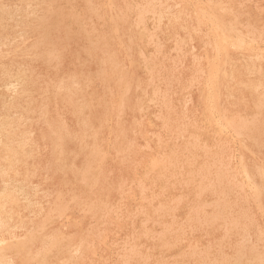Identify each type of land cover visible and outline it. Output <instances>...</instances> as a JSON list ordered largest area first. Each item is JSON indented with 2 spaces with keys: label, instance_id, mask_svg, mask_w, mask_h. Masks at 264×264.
Segmentation results:
<instances>
[{
  "label": "rangeland",
  "instance_id": "374dc122",
  "mask_svg": "<svg viewBox=\"0 0 264 264\" xmlns=\"http://www.w3.org/2000/svg\"><path fill=\"white\" fill-rule=\"evenodd\" d=\"M21 1V2H17ZM32 3H31V2ZM40 1V2H36ZM44 1V2H43ZM1 0L0 130L22 145L0 193L17 202L0 232L3 264H264V0ZM57 1V2H56ZM60 1V2H59ZM65 1V2H64ZM76 1V2H75ZM84 1L88 2L84 5ZM99 1V2H98ZM102 1V2H101ZM118 3H117V2ZM126 1V2H125ZM142 1V2H141ZM175 1V2H174ZM222 1V2H221ZM227 1V2H226ZM234 1V2H233ZM25 2V3H24ZM49 2V3H48ZM106 2V3H105ZM114 2V4H113ZM123 2V3H122ZM144 2V3H143ZM162 2V3H160ZM182 2V3H181ZM207 2V3H204ZM237 2V3H236ZM5 3V4H3ZM21 3V4H20ZM29 3V4H28ZM31 3V4H30ZM43 3V4H42ZM48 3V4H46ZM52 3V4H51ZM59 3V4H58ZM64 3V4H63ZM72 3V4H71ZM84 3V4H83ZM100 3V4H99ZM104 3V4H102ZM116 3V4H115ZM122 3V4H121ZM166 3V5H164ZM198 3V4H197ZM201 3V4H200ZM220 3V4H219ZM239 3V4H238ZM244 3V4H243ZM250 3V4H249ZM261 3V4H260ZM14 4V5H13ZM36 4V5H35ZM39 4V5H37ZM78 4V5H77ZM93 4V5H92ZM97 4V5H96ZM157 4V5H156ZM196 4V5H195ZM208 4V5H207ZM227 4V5H226ZM236 6H235V5ZM254 4V5H253ZM8 5V7L6 6ZM13 5V6H12ZM29 5V6H27ZM32 5L34 7H32ZM46 5V6H45ZM48 5V6H47ZM51 5V6H50ZM64 5V6H62ZM77 5V6H76ZM100 5V6H99ZM107 5V6H106ZM114 5L116 7H114ZM142 5V6H141ZM159 5V6H158ZM162 5V6H161ZM169 5V6H168ZM175 5V6H174ZM178 5V6H177ZM188 5V7H187ZM232 5V6H231ZM11 6V7H10ZM18 6V7H16ZM37 8H36V7ZM40 6V7H38ZM85 6V7H84ZM97 6V7H95ZM100 8H99V7ZM173 6V7H172ZM207 6V7H206ZM246 6V7H244ZM10 7V8H9ZM13 7V8H12ZM53 7V8H52ZM58 7V8H56ZM61 7V8H60ZM66 7V8H65ZM68 7V8H67ZM70 7V8H69ZM74 7V8H73ZM103 7V8H101ZM140 7V8H139ZM157 7V9H156ZM159 7V8H158ZM164 7V8H163ZM186 7V8H185ZM199 7V8H198ZM243 7V8H242ZM256 9H255V8ZM8 8V9H7ZM18 8V9H17ZM29 11V12H27ZM30 10H29V9ZM42 8V9H41ZM45 10H44V9ZM56 8V9H54ZM95 10H94V9ZM171 8V10H170ZM185 8V9H184ZM204 8V9H203ZM212 8V9H211ZM233 8V9H232ZM235 8V9H234ZM248 8V9H247ZM260 8V9H258ZM14 9V10H13ZM17 9V10H16ZM20 9V13L18 10ZM25 11H23V10ZM50 9V10H49ZM52 9V10H51ZM60 9V10H57ZM66 9V10H64ZM72 9V12L71 10ZM90 9V11L88 10ZM93 9V10H92ZM160 9V11H159ZM164 9V11H163ZM168 9V11H167ZM177 9V10H176ZM181 9V12H180ZM192 9V10H190ZM195 9V10H194ZM201 9V10H200ZM247 9V10H246ZM5 12H4V11ZM32 10V11H31ZM43 10V11H42ZM74 10V11H73ZM85 12H84V11ZM100 10V11H99ZM103 10V11H102ZM114 10V11H112ZM176 10V11H175ZM186 10V11H185ZM188 10V12H187ZM199 11V15L198 12ZM246 10V11H245ZM257 10V11H256ZM14 11V12H13ZM34 11V12H33ZM38 11L40 13H38ZM45 11V12H44ZM54 11L56 12L54 14ZM58 11H60L58 13ZM77 11V13H76ZM87 11V12H86ZM97 13H96V12ZM102 11V12H101ZM118 11V12H116ZM151 11V12H150ZM178 11V12H177ZM184 11V12H183ZM210 11V12H209ZM229 11V12H228ZM235 13H234V12ZM245 11V12H244ZM8 12V13H6ZM23 12V13H22ZM26 12V13H24ZM37 12V13H36ZM53 12V13H52ZM74 12V13H73ZM94 12V13H93ZM137 12V13H136ZM157 12V14H156ZM159 12V13H158ZM167 14H166V13ZM192 12V13H191ZM196 12V13H195ZM204 14H203V13ZM22 13V14H21ZM32 13V14H31ZM44 13V14H42ZM65 13V14H64ZM68 13L72 14L70 16ZM83 13H86L83 14ZM90 13V14H89ZM102 14V17L100 16ZM119 13V14H118ZM171 13L173 15H171ZM175 13V15H174ZM178 16H177V14ZM218 13V14H217ZM260 13V14H259ZM11 14V16H10ZM29 14V15H27ZM37 14V15H36ZM50 14V15H48ZM52 14V16H51ZM54 14V15H53ZM60 14L62 16L60 17ZM93 14V15H91ZM144 14V16H143ZM148 14V16H147ZM161 14V15H159ZM189 14V15H188ZM258 16H256V15ZM6 15V16H5ZM20 15V16H19ZM24 15V16H23ZM26 15V17H25ZM37 18H35L36 16ZM57 17H56V16ZM65 15V16H64ZM95 15V17H94ZM97 15V16H96ZM103 15L105 17H103ZM168 17H167V16ZM185 15V16H184ZM188 15V16H187ZM192 15V18H190ZM206 15V16H205ZM2 16V17H1ZM5 16V17H4ZM13 16V17H12ZM18 16V18H17ZM39 16V17H38ZM43 16V17H42ZM51 16V17H49ZM65 18H64V17ZM67 16V17H66ZM70 16V17H69ZM74 16V18H73ZM76 16V19H75ZM87 16V18H86ZM91 16V17H89ZM114 16V17H113ZM136 16V17H135ZM150 16V17H149ZM161 16V17H160ZM171 16V17H170ZM196 16V17H193ZM254 16V17H253ZM7 17V18H6ZM12 17V18H9ZM32 17V18H31ZM45 17V18H44ZM56 19L58 20H55ZM147 17V18H146ZM175 17V18H174ZM184 17V20L183 18ZM211 17V18H210ZM222 17V18H221ZM251 17V18H250ZM257 21H253V19ZM257 17V18H256ZM5 18V19H4ZM21 20H20V19ZM28 18V19H27ZM31 20L29 21V19ZM43 21H41V19ZM48 18V19H46ZM63 18V19H62ZM68 18V19H67ZM69 18L71 19L69 24ZM81 18V19H80ZM89 18V19H88ZM96 18V19H94ZM108 18V19H107ZM158 18V19H157ZM162 18V19H161ZM169 18V19H168ZM179 20H178V19ZM182 18V19H181ZM186 18V20H185ZM189 18V19H188ZM196 18V19H195ZM200 18V19H199ZM212 18H214L212 20ZM245 18V20L243 19ZM260 18V19H259ZM19 19V20H18ZM26 19L27 21L23 20ZM33 19V20H32ZM52 19V20H51ZM61 21H60V20ZM66 19V20H64ZM78 19V21H77ZM104 21H99V20ZM156 19V20H155ZM3 20V21H2ZM11 20V22L9 21ZM15 20V22H13ZM35 20V21H34ZM40 20V21H38ZM47 20V22H45ZM50 20V22H49ZM55 20V21H53ZM74 20V22H73ZM98 20V21H96ZM110 22H109V21ZM153 20V21H152ZM175 20V21H174ZM177 20V21H176ZM208 20V21H207ZM261 20V21H259ZM263 20V21H262ZM7 21V22H6ZM38 21V22H36ZM54 22V24L52 23ZM68 21V22H67ZM151 21V22H150ZM186 21V23H185ZM199 21L200 25H199ZM215 21V22H214ZM244 23H243V22ZM3 24H2V23ZM21 24L18 27V24ZM26 22V23H25ZM59 22V27L56 24ZM72 22L74 25H72ZM78 22V23H77ZM94 22V23H93ZM97 22V25H96ZM103 22V24H102ZM106 22V23H105ZM155 22V23H154ZM170 22V23H169ZM209 22V23H208ZM213 22V23H211ZM227 22V23H226ZM249 22V24H248ZM253 22V23H252ZM259 22V23H256ZM6 23V24H5ZM17 23V24H16ZM29 23V24H27ZM32 25H31V24ZM34 23V25H33ZM38 23V24H37ZM46 25H45V24ZM68 23V25H67ZM84 23V24H83ZM90 23V24H89ZM105 23V25H104ZM150 23V24H149ZM168 23V24H167ZM247 23V25H246ZM256 23V24H254ZM8 24V25H7ZM11 24V25H9ZM15 24V25H14ZM23 24V25H22ZM41 24V25H39ZM44 24V25H43ZM76 24L77 27L75 26ZM82 24V25H80ZM99 24V25H98ZM109 26H108V25ZM180 24V26H179ZM186 24V25H185ZM205 24V25H204ZM216 24V25H215ZM15 28H14V26ZM37 25V27H36ZM43 25V26H42ZM54 32H53V28ZM71 25L72 27H70ZM150 27H149V26ZM166 25V26H165ZM204 25V26H203ZM211 25V27H210ZM231 28H230V26ZM251 25V26H250ZM254 25V26H253ZM257 25V27H256ZM5 26V27H4ZM7 26V27H6ZM13 26V27H12ZM23 26V27H22ZM46 26V27H44ZM48 26V27H47ZM56 26V27H54ZM99 26V27H97ZM103 26V28H102ZM110 28H107V27ZM188 26V28H187ZM238 26V27H237ZM243 28H242V27ZM262 26V27H261ZM25 27V28H24ZM27 27V28H26ZM50 27V28H49ZM63 29H62V28ZM66 27V28H65ZM80 27V28H79ZM83 27V30H82ZM88 27V28H87ZM135 27V28H134ZM181 27V29H180ZM185 27V28H183ZM197 27V28H196ZM213 27V28H212ZM216 27V28H215ZM246 27V30H245ZM251 27V28H249ZM37 28V29H36ZM40 28V29H39ZM42 28V30H41ZM49 28V30H48ZM196 28V29H195ZM209 29L211 31V35ZM241 28V29H240ZM253 28V29H252ZM255 28H261L255 29ZM4 29V30H1ZM12 29V30H11ZM60 29V30H58ZM74 29V30H73ZM88 29V30H87ZM102 29V30H100ZM135 29V31H134ZM187 29V30H186ZM206 29V30H205ZM215 29V30H214ZM220 29V30H219ZM250 29V30H249ZM253 31H252V30ZM46 30V31H45ZM48 30V31H47ZM52 30V31H51ZM57 32H56V31ZM62 30V31H61ZM76 30V31H75ZM137 30V31H136ZM163 30V31H162ZM166 30V31H165ZM179 30V31H178ZM193 30V31H192ZM195 30V31H194ZM201 32H200V31ZM205 30V32H204ZM255 30V31H254ZM5 31V32H4ZM21 33H20V32ZM39 33H37V32ZM65 31V33H64ZM68 31V33H67ZM71 31V32H69ZM72 31H74L72 33ZM81 31V33H80ZM87 33H86V32ZM149 31V32H148ZM165 31V32H164ZM208 31V32H207ZM216 31V32H215ZM218 31V32H217ZM220 31V32H219ZM260 31V32H259ZM263 31V32H262ZM13 32V33H12ZM18 32V36L16 33ZM24 32V33H23ZM34 32V33H33ZM45 32V33H44ZM60 32V33H59ZM79 34H77V33ZM207 32V33H206ZM240 32V33H239ZM247 32V33H244ZM258 32V33H257ZM262 32V33H261ZM23 33V35H21ZM26 33V34H25ZM72 33V35L70 34ZM84 33V34H83ZM151 33V34H150ZM158 33V34H157ZM194 33V34H193ZM206 35V36H204ZM222 35H220V34ZM250 33V34H249ZM256 36H254L255 34ZM28 34V36H27ZM38 34V36H37ZM41 34V36H39ZM56 34V35H55ZM58 34V35H57ZM62 36L60 37L59 36ZM77 34V35H76ZM131 34V35H130ZM165 34V35H164ZM184 34V35H183ZM219 34V37L218 35ZM246 36H245V35ZM262 34V35H261ZM8 35V36H7ZM30 35V36H29ZM45 35V36H44ZM51 35L52 38L50 37ZM64 35V36H63ZM83 37H82V36ZM160 35V36H159ZM168 35V36H167ZM177 35V36H175ZM189 35V36H188ZM209 35V36H208ZM234 35V36H233ZM240 35V36H239ZM249 35V36H248ZM252 35V37H251ZM1 36V37H2ZM47 36V37H46ZM57 36V37H56ZM59 36V38H58ZM89 36V37H88ZM148 36V37H147ZM182 36V37H181ZM212 36V37H211ZM244 38H243V37ZM6 40H5V38ZM38 37V38H37ZM43 37V38H42ZM45 37V38H44ZM54 37V38H53ZM56 37V38H55ZM64 37V38H63ZM87 39H86V38ZM94 39H92V38ZM116 38V40L114 39ZM162 37V38H161ZM166 37V38H165ZM190 37V38H189ZM202 37L201 39H199ZM205 37V38H204ZM218 39H217V38ZM255 37V38H254ZM258 37V38H257ZM260 37V38H259ZM15 38V39H14ZM29 38V39H28ZM37 38V39H36ZM65 38L67 41H65ZM80 38V39H79ZM85 38V40H83ZM126 38V39H125ZM134 38V40H133ZM146 38V39H145ZM151 38V39H149ZM166 40H165V39ZM168 38V39H167ZM172 38V40H170ZM215 38V39H214ZM249 38V39H247ZM4 39V40H3ZM12 39V40H11ZM37 41H36V40ZM56 44L52 43L55 42ZM61 39V40H60ZM89 39V40H88ZM112 39V40H111ZM157 39V41H156ZM184 39V40H183ZM240 39V40H239ZM246 39V40H245ZM256 39V40H255ZM24 40H26L24 42ZM30 40V41H27ZM34 42H33V41ZM64 40V42H63ZM71 40V41H70ZM87 40V41H86ZM149 40V41H148ZM155 40V41H153ZM160 40V41H159ZM176 40V41H175ZM202 40V41H201ZM204 40V41H203ZM218 42H217V41ZM250 40V41H249ZM45 41V43H44ZM48 43H47V42ZM60 41V42H58ZM164 41V42H163ZM171 41V42H170ZM181 41V42H180ZM185 41V43H184ZM191 41V42H190ZM208 43H207V42ZM213 41V42H212ZM222 41L225 43H222ZM256 41V42H255ZM258 41V42H257ZM260 41V42H259ZM4 42V43H3ZM12 42V43H11ZM68 42V43H67ZM84 44L82 45L81 44ZM90 42V43H89ZM95 42V43H94ZM118 42V43H117ZM137 42V43H136ZM152 42V43H151ZM173 42V43H172ZM190 42V43H189ZM202 45H201V43ZM211 42V44H210ZM220 42V43H219ZM246 42V43H245ZM252 42V43H251ZM8 43V44H7ZM10 43V44H9ZM24 43V44H23ZM59 43V44H58ZM61 43V44H60ZM67 45H64V44ZM97 43V44H96ZM101 43V44H100ZM103 43V45H102ZM121 43V44H120ZM149 43V44H148ZM160 43V44H159ZM204 43V44H203ZM206 43V44H205ZM214 48L213 47V45ZM217 43V44H216ZM221 43L223 48L221 47ZM245 43V44H244ZM261 43V44H260ZM23 44V45H22ZM31 44V45H30ZM42 46H41V45ZM63 44V45H62ZM79 47L76 46V45ZM89 44V45H88ZM94 44V45H93ZM111 44V45H110ZM115 44V45H114ZM118 44L120 46H118ZM155 44V45H154ZM168 44V45H167ZM210 44V45H209ZM228 44V45H227ZM255 44V45H254ZM5 45V46H4ZM9 45V46H8ZM38 45V46H37ZM45 45V46H44ZM62 50H61V47ZM89 47H88V46ZM96 50H94L93 46ZM98 45V46H97ZM113 45V46H112ZM146 45V46H145ZM154 45V48H153ZM174 45V46H173ZM209 45V46H208ZM212 45V46H211ZM231 45V47H230ZM241 45V46H240ZM259 45V46H258ZM20 46V48H19ZM29 46V47H28ZM41 46V49H40ZM44 46V47H43ZM47 46V47H46ZM64 46V47H63ZM99 46L101 48H99ZM116 46V47H115ZM149 46V47H148ZM157 46V47H156ZM170 46V47H169ZM176 46V48H175ZM202 46L204 48H202ZM220 46V47H218ZM245 46V47H244ZM25 47V48H24ZM55 47V48H54ZM86 47L88 49H86ZM91 47V48H90ZM122 47V48H121ZM152 47V48H151ZM179 47V48H178ZM183 47V48H181ZM210 47V48H209ZM228 47V48H226ZM244 47V48H243ZM28 48V50H27ZM34 48V49H30ZM54 48V49H53ZM67 50H66V49ZM83 50H82V49ZM110 48V49H108ZM142 48V49H141ZM169 48V49H168ZM190 48V49H189ZM192 48V51H191ZM194 48V49H193ZM239 48V49H238ZM249 50H247V49ZM260 50H259V49ZM26 49V50H25ZM46 49V50H45ZM53 49V50H52ZM60 49V50H59ZM133 49V50H132ZM149 49V50H148ZM157 49V50H156ZM211 49V50H209ZM219 49V50H218ZM234 49V50H233ZM262 49V50H261ZM25 50V51H24ZM35 50V51H33ZM50 50V51H49ZM52 50V52H51ZM86 50V52H85ZM91 50V51H90ZM99 50L100 52H98ZM104 50V51H103ZM117 50V51H116ZM143 50V51H142ZM152 50V51H150ZM174 50V51H173ZM224 50V51H223ZM237 50V51H235ZM240 50V51H239ZM245 50V51H243ZM251 50V52H250ZM255 50V51H254ZM21 51V52H20ZM27 51H29L27 53ZM40 51V53L38 52ZM46 51V52H45ZM60 51V53H59ZM69 51V52H68ZM76 56H72L73 52ZM79 51V52H78ZM90 51V52H89ZM166 51V52H165ZM184 51V52H183ZM203 51V53H202ZM217 51V52H216ZM7 52V53H6ZM25 52V53H24ZM62 52V53H61ZM65 52V53H64ZM68 52V53H66ZM84 52V53H83ZM98 52V53H96ZM155 52V54H154ZM163 52V53H162ZM183 55H182V53ZM190 52V53H189ZM208 52V53H207ZM220 54H219V53ZM253 52V53H252ZM13 53V54H12ZM33 53V54H32ZM37 53V55L35 54ZM44 53V54H42ZM54 53V55H53ZM56 53V54H55ZM71 53V54H70ZM86 53L89 55H86ZM95 53V54H92ZM115 53V54H113ZM118 53V54H117ZM125 53V54H124ZM133 53V54H132ZM136 53V54H135ZM141 53V54H140ZM149 53V54H148ZM162 53V54H161ZM165 53V54H164ZM181 57H178V55ZM197 53V54H196ZM226 55L224 56V54ZM40 56H39V55ZM63 54V56H61ZM69 54V55H68ZM91 54V55H90ZM101 54V55H100ZM174 56H173V55ZM185 54V55H184ZM193 54V55H192ZM207 54V55H206ZM215 54V55H214ZM241 54V55H240ZM25 55V56H24ZM34 55V56H32ZM43 57H42V56ZM50 55V56H49ZM60 55V56H59ZM75 55V54H74ZM104 56L101 58L100 56ZM115 55V56H114ZM124 55V56H123ZM152 55V56H151ZM157 55V57H155ZM169 55V56H167ZM190 57H189V56ZM206 55V59L205 56ZM212 55V56H211ZM24 56V57H23ZM38 56V57H37ZM53 56V58H51ZM78 56V57H77ZM88 56V57H87ZM94 56V57H92ZM120 56V57H119ZM136 56V57H135ZM149 56V57H148ZM177 56V58H176ZM217 56V57H216ZM242 56V57H241ZM18 57V58H17ZM36 57V58H35ZM45 57V58H44ZM47 57V58H46ZM50 57V58H49ZM56 58V61L55 60ZM65 57V58H64ZM81 57V59H80ZM90 57V59H89ZM98 57V58H97ZM116 57V58H115ZM141 57V58H140ZM153 57V58H151ZM159 57V59H158ZM163 57V58H162ZM171 57V59H170ZM175 57V58H174ZM193 57V58H192ZM199 57V58H198ZM208 57V58H207ZM212 57L211 59H209ZM225 57V58H224ZM263 57V58H262ZM5 58V59H4ZM59 58V59H58ZM87 58V60H86ZM120 60H119V59ZM127 58V59H126ZM140 58V59H139ZM182 58L184 59L182 61ZM187 58V59H186ZM197 60H196V59ZM217 58V59H216ZM219 58V59H218ZM241 58V59H240ZM248 58V59H247ZM261 58V59H260ZM46 59V60H43ZM51 59V60H50ZM62 59V60H61ZM74 59H76L74 61ZM83 59V60H82ZM95 59V60H94ZM104 59V60H102ZM134 59V60H133ZM153 59V60H152ZM179 59V61H177ZM200 59V60H199ZM205 59V60H204ZM224 59V60H223ZM260 59V60H259ZM53 60V61H52ZM61 60V61H59ZM72 60V61H71ZM98 63H97V61ZM119 60V61H118ZM123 62H122V61ZM144 60V61H143ZM149 60V61H148ZM160 62H159V61ZM162 60V61H161ZM166 61V62H163ZM169 62H168V61ZM195 60V61H194ZM215 60V61H214ZM220 60V61H219ZM36 61V62H35ZM60 63H58V62ZM64 61V62H63ZM90 61V62H87ZM128 61V62H127ZM156 61V62H155ZM192 61V62H191ZM229 61V63H228ZM233 61V62H232ZM250 61V63H249ZM258 61V62H257ZM43 62V63H42ZM45 62L46 65H45ZM50 62V64L48 63ZM72 62H75L72 64ZM87 62V63H86ZM95 66H94V64ZM96 62V63H95ZM122 62V63H121ZM143 62V63H142ZM152 62V64H151ZM173 62V63H172ZM178 62H180L178 64ZM182 62V63H181ZM193 64V68L191 63ZM219 62V65H218ZM52 63V64H51ZM56 63V65L54 64ZM62 63V64H61ZM84 63V64H83ZM105 63V64H104ZM157 63V64H156ZM189 63V64H188ZM196 66H195V64ZM208 63V66H206ZM231 63V64H230ZM235 65H233V64ZM254 63V64H253ZM262 63V64H261ZM60 64V65H59ZM71 64V65H69ZM77 64V66H76ZM82 64V65H81ZM99 64V66L97 65ZM100 64H103L101 66ZM108 66H107V65ZM142 64H144L142 66ZM161 64V66H160ZM182 66H181V65ZM201 64V65H200ZM217 67H216V65ZM241 64V66H240ZM247 64V65H245ZM260 64V65H259ZM55 65V66H54ZM68 65V66H67ZM125 65V66H124ZM170 65V66H169ZM191 67H190V66ZM226 65V66H225ZM245 65V66H244ZM48 66H50L48 68ZM54 66V67H53ZM74 66V70L73 67ZM76 66V67H75ZM82 68H79L81 67ZM107 66V67H106ZM120 66V67H119ZM160 66V67H159ZM167 66L168 68H165ZM175 66V68H174ZM199 66V67H198ZM220 66V67H219ZM222 66V67H221ZM57 67V68H56ZM78 67V68H77ZM101 67V68H99ZM105 67V68H104ZM179 67V68H178ZM216 67V70H215ZM240 67V68H239ZM246 69H245V68ZM249 67V68H248ZM252 69H251V68ZM255 67V68H254ZM59 68V69H58ZM126 68V69H125ZM131 68V69H130ZM133 68L135 71H133ZM139 68V69H138ZM193 68V69H191ZM198 68V69H196ZM53 69V70H51ZM80 69V70H79ZM82 69V70H81ZM94 69H97L95 71ZM123 69V70H122ZM145 69V70H144ZM157 69V70H156ZM169 71H168V70ZM176 71H175V70ZM183 69V70H182ZM185 69V70H184ZM250 69V70H249ZM262 69V70H261ZM27 70V71H26ZM51 70V71H50ZM62 70V71H61ZM72 70V71H71ZM78 70V71H76ZM110 70V71H108ZM126 70V72H125ZM142 70V71H141ZM156 70V71H155ZM168 72H167V71ZM188 70V71H187ZM194 70V71H193ZM198 72H197V71ZM204 70V71H203ZM214 70V71H213ZM229 70V71H228ZM253 70V72H252ZM23 71V72H22ZM51 73H50V72ZM57 71V72H55ZM72 74H68V72ZM75 71V72H74ZM79 71L81 73H79ZM95 72L92 73V72ZM100 71V72H99ZM107 71V72H106ZM144 71V72H143ZM159 71V72H158ZM180 71V72H179ZM184 71V72H183ZM200 71V72H199ZM212 71V73H210ZM217 71V72H216ZM219 71V72H218ZM231 71V72H230ZM249 71V73H247ZM49 72V74H48ZM55 72V73H54ZM74 72V73H73ZM88 72V73H87ZM111 72V74H109ZM158 72V73H157ZM162 72V73H161ZM191 72V73H190ZM2 73V74H1ZM5 73V74H3ZM7 73V74H6ZM58 73V74H57ZM62 73V75H61ZM67 76H65L66 74ZM76 73V74H75ZM79 76H78V74ZM101 73V74H100ZM120 73V74H119ZM139 73V74H138ZM141 73V74H140ZM143 73V74H142ZM170 73L172 75H170ZM174 73V74H173ZM182 75H181V74ZM196 73V74H193ZM252 73V74H251ZM56 76H54V75ZM88 77H87V75ZM108 74V75H106ZM116 74V75H114ZM129 74V76H128ZM230 74V76H229ZM233 74V75H232ZM261 74V75H260ZM8 75V76H7ZM11 75V76H10ZM15 77H14V76ZM19 75V76H18ZM25 75V77H24ZM53 75V76H52ZM86 75V77H84ZM100 75V76H99ZM104 75L103 77H101ZM111 75L113 79L111 78ZM132 75V76H131ZM154 75V77H153ZM158 75V76H157ZM164 75V76H163ZM181 75V76H180ZM197 75H199L196 77ZM211 75V76H210ZM214 75V76H213ZM226 75V76H225ZM252 75V76H251ZM254 75V76H253ZM52 76V78H51ZM63 76V77H62ZM93 76V78H92ZM126 76V77H124ZM129 78H128V77ZM149 76V77H147ZM177 76V77H176ZM195 76V78H194ZM210 76V77H209ZM218 76V77H217ZM260 76V77H259ZM263 76V77H262ZM12 77V78H11ZM19 77V78H18ZM66 77V78H65ZM71 77V78H70ZM81 77V78H80ZM108 77V78H106ZM163 77V78H162ZM181 77V78H180ZM188 77V78H187ZM191 77V78H190ZM209 77V78H208ZM212 77V78H211ZM217 77V78H216ZM259 77V78H258ZM262 77V78H261ZM17 78V79H16ZM27 78V79H26ZM58 78V80H57ZM73 78V79H72ZM76 78V79H75ZM100 78V79H98ZM107 80H106V79ZM142 78V79H141ZM155 78V79H154ZM159 80H156V79ZM177 78V79H176ZM186 78V79H185ZM190 78V79H189ZM194 78V79H193ZM208 78V80H207ZM216 78V79H215ZM16 79V80H15ZM19 79V80H18ZM30 79V80H28ZM52 79V80H51ZM54 79V80H53ZM69 79V80H67ZM84 79V80H83ZM87 79V80H86ZM91 79V80H90ZM135 79V80H134ZM147 79V80H146ZM150 79V80H149ZM164 79H167L166 81ZM197 79V81H196ZM256 79V80H255ZM11 80V81H10ZM15 80V82H14ZM22 80V81H21ZM62 80V81H61ZM67 82H65V81ZM73 82H71V81ZM76 80V81H75ZM90 80V81H88ZM103 80V81H102ZM111 80L112 82L108 81ZM114 80V81H113ZM131 80V81H130ZM143 80V81H142ZM162 80V81H160ZM164 80V81H163ZM171 80V81H169ZM178 80L179 82H177ZM192 82H191V81ZM206 80V81H205ZM212 80V81H211ZM25 81V82H24ZM50 81V84H49ZM61 81V82H60ZM75 81V82H74ZM86 83H85V82ZM138 81V82H137ZM150 81V82H149ZM187 81L188 84H187ZM14 82V83H13ZM22 82V83H21ZM46 82V83H45ZM48 82V83H47ZM53 82V84H52ZM64 82V83H63ZM79 82V83H78ZM122 82V83H121ZM135 82V83H134ZM143 82V83H142ZM147 82V83H146ZM151 84H149V83ZM154 82V83H153ZM158 82V83H156ZM160 82V83H159ZM167 82H169L167 84ZM173 82V83H171ZM185 82V83H184ZM191 82V83H190ZM197 82V83H196ZM208 82V83H207ZM209 82L210 87H209ZM257 82V83H256ZM262 82V83H261ZM11 83V84H10ZM55 83V84H54ZM61 83V84H60ZM69 83V84H68ZM71 83V84H70ZM82 83V84H80ZM85 83V84H84ZM95 83V84H94ZM102 83V84H101ZM111 83V84H110ZM139 83V84H137ZM180 83V84H179ZM182 83V84H181ZM200 83V84H199ZM14 84V85H12ZM48 84V85H47ZM57 84V85H56ZM59 84L62 85L59 87ZM66 84V85H65ZM100 84V87H99ZM135 84V85H134ZM172 84V85H170ZM185 84V87H184ZM209 90L207 88V85ZM215 84V85H214ZM259 84V86H258ZM6 85V86H5ZM12 85V86H11ZM25 85V86H24ZM33 85V86H32ZM36 85V86H35ZM47 85V87H46ZM71 85V86H70ZM81 85V87H80ZM85 85V86H84ZM87 85V86H86ZM89 85V86H88ZM105 85V86H104ZM144 85V88L141 87ZM148 85V86H147ZM153 85H155L153 87ZM162 85V86H161ZM164 85V86H163ZM167 85V86H166ZM171 87H170V86ZM178 85V87L176 86ZM180 85V86H179ZM200 85V86H199ZM10 86V87H9ZM54 88H53V87ZM70 88H69V87ZM79 86V87H78ZM123 86V87H122ZM146 86V87H145ZM258 86V87H257ZM3 89H2V88ZM5 87V88H4ZM9 88L7 89V88ZM13 87V88H12ZM34 87V88H33ZM64 87V88H63ZM68 87V88H66ZM89 87V88H87ZM98 87V88H97ZM111 87V88H110ZM113 87V89H112ZM134 89H133V88ZM164 87V88H163ZM176 87V88H174ZM180 87V89H178ZM182 87V88H181ZM187 87V88H186ZM190 87V88H189ZM205 89H204V88ZM256 87V88H255ZM261 87V88H260ZM47 88V89H46ZM80 88L81 91H80ZM86 88V89H85ZM91 88L93 89L91 91ZM110 88V89H108ZM149 88V89H147ZM151 88V89H150ZM172 90H171V89ZM185 88V89H184ZM197 88V89H196ZM203 88V90H202ZM15 89V90H14ZM20 89V90H19ZM53 92H52V90ZM57 89V91H56ZM67 89V90H63ZM72 89V90H71ZM78 89V90H77ZM100 89V90H99ZM176 89V90H175ZM190 89V91H189ZM200 89V90H199ZM259 89V90H258ZM51 90V91H49ZM62 90V91H61ZM76 90V91H75ZM83 90H85L83 92ZM96 90V91H94ZM99 90V91H98ZM122 90V91H121ZM136 90V91H135ZM150 90V91H149ZM165 90V91H164ZM179 90V91H177ZM198 90V91H197ZM202 90V91H201ZM257 90V91H256ZM9 91V92H8ZM14 91V92H13ZM18 91V92H17ZM66 91V92H65ZM69 91V92H67ZM115 93H114V92ZM134 91V92H132ZM152 91V93H151ZM158 91V92H157ZM163 91V93H162ZM181 91V92H180ZM254 91V92H253ZM44 92V94H43ZM50 92L53 94H50ZM76 92V93H74ZM81 92V93H78ZM89 92V95L88 93ZM101 92V93H100ZM109 92V93H108ZM161 92V94H160ZM168 92V93H167ZM179 92V93H178ZM183 92V93H182ZM209 92V93H208ZM22 93V94H20ZM47 93V94H46ZM57 93V94H56ZM68 93V96H67ZM96 93V94H94ZM98 93V94H97ZM134 93V94H133ZM150 93V94H149ZM165 93V94H164ZM167 93V94H166ZM176 93V94H175ZM188 95H187V94ZM201 93V95H200ZM59 94V95H58ZM64 94V95H63ZM75 94L77 96H75ZM79 94V95H78ZM83 97H81V95ZM91 94H93L91 96ZM101 94V95H100ZM119 94V95H118ZM170 94V95H169ZM208 94V96H207ZM252 94V95H251ZM47 99L45 96H47ZM62 95V96H61ZM86 95V96H85ZM97 95V96H96ZM126 95V96H125ZM144 95V96H143ZM160 95V96H159ZM212 95V96H211ZM219 95V96H217ZM221 95V96H220ZM228 95V96H227ZM231 95V96H230ZM257 95V96H256ZM260 95V96H259ZM38 96V97H37ZM53 96V97H52ZM57 96V97H55ZM61 96L64 100L59 97ZM72 96V97H71ZM102 96V98L100 97ZM107 96V97H106ZM112 96V97H111ZM115 96V97H114ZM125 96V97H124ZM130 96V97H129ZM189 96V97H188ZM199 96V97H198ZM206 96V97H205ZM2 97V98H1ZM52 97V98H51ZM69 97V101L68 98ZM81 99H80V98ZM87 97V98H86ZM97 97V98H96ZM104 97V99H103ZM114 97V98H113ZM163 97V99H162ZM166 100H165V98ZM169 97V98H168ZM257 97V98H256ZM9 98V99H7ZM50 98V99H49ZM58 98V99H57ZM61 98V99H60ZM79 98V99H78ZM91 98V99H90ZM93 98V99H92ZM100 98V100H99ZM109 98V99H108ZM111 98V99H110ZM176 98V99H175ZM182 98V100H181ZM189 98V99H188ZM195 98V99H194ZM199 98V99H198ZM210 98V99H209ZM27 99V100H26ZM41 99H45L44 101ZM76 99V103L74 101ZM98 99V100H97ZM103 99V100H102ZM126 101H125V100ZM143 99V100H141ZM169 99V100H168ZM174 99V101H173ZM187 99V100H186ZM214 102H212L211 101ZM219 99V100H218ZM257 99V100H256ZM260 99V100H259ZM32 100V101H31ZM48 100V101H47ZM58 100V101H57ZM80 100V101H79ZM97 102H96V101ZM109 100V101H108ZM113 100V101H112ZM133 100V101H132ZM135 100V101H134ZM165 100V101H164ZM186 100V101H185ZM210 100V101H209ZM259 100V103L257 101ZM42 103L40 104V102ZM54 101V103L52 102ZM95 101V102H94ZM100 101V102H99ZM105 103H103V102ZM125 101V102H124ZM128 101V102H127ZM176 101V102H175ZM182 101V102H181ZM208 101V102H206ZM253 101V102H252ZM262 101V102H261ZM32 102V103H31ZM46 102V105L45 103ZM48 102V103H47ZM108 102V103H107ZM114 102V103H113ZM148 102V103H147ZM155 102L157 104H155ZM170 102V103H168ZM191 102V103H190ZM200 102V103H199ZM212 102V103H211ZM222 102V104H221ZM4 103V104H3ZM51 103V104H50ZM75 103V104H74ZM90 103V105H89ZM98 106H96L95 105ZM99 103V105H98ZM102 105H101V104ZM125 105H124V104ZM128 103L130 106L126 104ZM159 103V104H158ZM219 103V104H218ZM232 103V104H231ZM29 104V105H28ZM56 104V105H55ZM64 104V106H63ZM68 104V105H67ZM105 104V105H104ZM108 104V106H107ZM110 104V106H109ZM117 104V105H116ZM136 104V106H135ZM168 104V106H167ZM175 106H174V105ZM253 104V105H252ZM262 104V105H261ZM43 105L46 107H43ZM52 105V106H51ZM75 105V106H74ZM95 105V107H94ZM146 105V106H145ZM152 107H151V106ZM154 105V106H153ZM177 105V106H176ZM179 105V106H178ZM208 105V111L206 106ZM219 105V106H218ZM221 105V106H220ZM260 105V106H259ZM50 106V107H49ZM54 106V107H53ZM70 106V107H68ZM100 106V107H99ZM102 106L105 107L102 109ZM164 106V108H162ZM182 106V108H181ZM204 106V107H203ZM214 106V107H213ZM262 106V107H261ZM34 107V108H33ZM42 107V108H41ZM75 107V109H74ZM89 107V108H88ZM110 107V108H108ZM115 107V108H114ZM119 107V108H118ZM126 107V108H125ZM168 107V108H167ZM196 107V108H195ZM211 107V108H210ZM219 107V108H218ZM2 108V109H1ZM25 108V109H22ZM116 113H113L115 111ZM122 108V109H121ZM145 108V109H144ZM160 108V109H159ZM162 108V109H161ZM170 108V110H169ZM172 108V109H171ZM221 108V109H220ZM263 108V109H262ZM52 109V110H51ZM70 109V110H69ZM88 109V110H87ZM97 109V110H96ZM107 109H110L109 111ZM112 109V111H111ZM120 109V110H119ZM151 109V110H150ZM165 109V111H164ZM182 109V110H181ZM192 109V111H190ZM259 109V111H258ZM3 112H2V111ZM42 110V111H41ZM54 110V111H53ZM72 110V111H71ZM95 110V111H94ZM119 110V111H118ZM134 110V112H133ZM160 110V111H159ZM180 110V111H179ZM185 110V111H184ZM189 112H188V111ZM215 110V111H214ZM219 110V111H218ZM225 110V111H224ZM257 110V111H256ZM261 110V111H260ZM35 111V112H33ZM39 111V112H38ZM53 113H52V112ZM56 111V112H55ZM70 111V112H69ZM76 111V112H75ZM98 111V113H97ZM150 111V112H149ZM153 111V113H152ZM167 111V112H166ZM178 111V113H177ZM187 111V112H186ZM214 111V112H212ZM218 111V112H217ZM243 111V112H242ZM42 112V113H40ZM69 112V113H68ZM95 112V114H94ZM100 112V113H99ZM103 112V113H102ZM112 112V114L110 113ZM132 112V113H131ZM136 112H139L138 114ZM144 112V113H143ZM169 112V113H168ZM172 112V113H171ZM197 112V113H196ZM220 112V113H219ZM233 112V113H232ZM250 112V113H249ZM257 112V113H256ZM259 112V113H258ZM5 113V114H4ZM31 113V114H30ZM45 113V114H44ZM52 113V114H51ZM58 113V114H57ZM67 113V114H66ZM88 113V114H87ZM89 113H93L92 116ZM123 113V114H122ZM141 113V114H140ZM161 113V115H160ZM166 113V114H165ZM171 113V114H170ZM177 114V116L175 115ZM180 113V114H179ZM188 113V114H187ZM193 113V114H191ZM209 113V114H208ZM217 113V114H216ZM254 113V114H253ZM38 114V115H37ZM60 114V115H59ZM70 114V115H69ZM104 116L102 118V116ZM107 114V115H104ZM115 114V116L113 115ZM118 114V115H117ZM149 114V115H148ZM162 114L165 116H162ZM173 114V115H172ZM182 114V117H181ZM201 114V115H200ZM240 114V115H239ZM260 114V115H259ZM262 114V115H261ZM64 115V116H63ZM85 115V116H84ZM97 115V116H96ZM99 115V116H98ZM113 117H112V116ZM122 115V116H121ZM126 115V116H125ZM133 115V116H131ZM135 115V116H134ZM161 117H160V116ZM171 115V116H170ZM237 115V116H235ZM240 118H239V116ZM248 115V116H247ZM20 116V117H19ZM38 116L40 118H38ZM95 116V117H94ZM101 116V117H100ZM129 116V117H128ZM170 116V117H169ZM187 116V117H186ZM202 116V117H201ZM214 116V117H213ZM223 116V117H222ZM230 116V117H229ZM234 116V117H233ZM12 117V118H11ZM43 117V118H42ZM76 117V120H75ZM97 117V118H96ZM100 117V118H99ZM110 117V119L108 118ZM112 117V118H111ZM122 117V118H121ZM134 117V118H133ZM139 117V118H138ZM143 117V118H142ZM145 117V118H144ZM148 117V118H147ZM192 117V118H191ZM210 117V118H209ZM225 117V120L222 121ZM248 117V118H246ZM250 117V118H249ZM252 117V118H251ZM255 117V118H254ZM261 117V118H259ZM23 118V119H22ZM26 118V120H25ZM85 118V120H84ZM87 118V119H86ZM147 118V120H146ZM159 118V119H156ZM175 118L177 120H175ZM180 118V119H179ZM214 118V119H213ZM242 118L245 120L243 123ZM246 118V119H245ZM7 121H6V120ZM21 119V120H20ZM50 119V120H49ZM64 119V120H63ZM67 119V120H66ZM69 119V120H68ZM79 119V120H78ZM91 121H90V120ZM95 119V120H94ZM98 121H97V120ZM105 119V120H103ZM121 119V121H120ZM138 119V120H137ZM141 119V120H140ZM169 122H168V120ZM207 119V120H206ZM212 119V121H211ZM240 119V120H239ZM257 119V120H256ZM261 119V120H259ZM52 120V121H51ZM56 120V122H55ZM101 120V121H100ZM116 120V121H115ZM119 120V121H118ZM125 122H124V121ZM154 124H153V122ZM175 120V121H173ZM182 120V121H181ZM189 122H188V121ZM195 120L196 123L193 121ZM239 120V121H238ZM252 120V121H250ZM42 121V122H41ZM68 121V122H67ZM86 123H84V122ZM89 121V122H88ZM109 121V123H108ZM118 121V123H117ZM129 121V122H128ZM136 121V123L134 122ZM147 123H146V122ZM156 121V122H155ZM159 121V122H157ZM162 122V125L160 124ZM166 121V122H165ZM185 121V122H184ZM200 121V122H199ZM210 121V123H209ZM215 121V122H214ZM231 121V122H230ZM237 121V122H236ZM254 121V122H253ZM5 122V123H4ZM29 122V123H28ZM79 122V123H77ZM88 122V123H87ZM94 122V123H93ZM99 122V124H98ZM102 122V123H101ZM115 122V124H114ZM121 122V123H120ZM128 122V123H127ZM131 122V123H130ZM139 122V123H138ZM149 122V123H148ZM169 125H168V123ZM181 122V123H180ZM224 122V123H223ZM234 122V123H233ZM239 122V124H238ZM241 122V124H240ZM250 122V123H249ZM261 122V123H259ZM43 123V124H42ZM93 123V124H91ZM102 126H101V124ZM107 123V124H106ZM113 123V124H112ZM126 123V124H123ZM175 123V124H174ZM180 123V124H179ZM193 124V126L191 125ZM207 123V124H206ZM223 123V124H222ZM248 123V124H247ZM261 126L259 128L258 124ZM11 124V125H10ZM23 124V125H22ZM42 124V125H41ZM45 124V125H44ZM62 124V125H60ZM80 124V125H79ZM84 124V125H83ZM91 125V127L89 126ZM95 124V125H94ZM98 124V125H97ZM111 124V125H110ZM120 124V126H118ZM173 124V126H172ZM196 124V126H195ZM221 124V125H220ZM228 124V126H227ZM233 124V125H231ZM247 124V125H246ZM263 124V125H262ZM41 125V126H40ZM60 125V126H59ZM108 125V126H107ZM114 125V126H113ZM122 125V126H121ZM125 125V126H124ZM133 125V126H132ZM141 127H140V126ZM142 125L144 127H142ZM161 125V126H160ZM178 129H176V127ZM179 125V126H178ZM187 125L190 127H187ZM205 125V126H204ZM223 125V126H222ZM226 125V126H225ZM231 128H230V126ZM240 125V126H239ZM246 125V126H245ZM43 126V127H42ZM47 126V128H46ZM53 126V127H52ZM78 126V127H77ZM89 126V127H86ZM104 126V127H103ZM150 126V127H149ZM154 128H153V127ZM156 126V127H155ZM166 126V128H164ZM172 126V127H171ZM184 126V127H183ZM195 126V127H194ZM242 129H240L239 127ZM245 126V127H244ZM248 126L250 130L248 129ZM257 126V127H256ZM42 127V128H41ZM57 127V128H56ZM69 127V128H68ZM96 127V128H93ZM106 127V129H105ZM141 129H139V128ZM169 127V128H168ZM171 127V128H170ZM186 127V128H185ZM192 127V128H191ZM194 127V128H193ZM225 127V128H224ZM237 127V128H236ZM253 127V128H252ZM25 128V129H24ZM40 128V129H39ZM103 128V129H102ZM114 130L112 131V129ZM125 128V129H124ZM137 128V130H136ZM144 128V129H143ZM153 128V129H152ZM173 128H175L173 130ZM184 128V129H183ZM197 128V129H196ZM205 128V130H204ZM244 128V129H243ZM257 128V129H256ZM259 128V129H258ZM30 129V130H29ZM55 129V130H54ZM60 129V130H59ZM80 131H79V130ZM87 129V130H86ZM92 131H90V130ZM97 129V131L95 130ZM139 129V130H138ZM150 129V130H149ZM168 129H171L168 131ZM186 129V131H185ZM192 129V130H191ZM231 129V130H230ZM236 129V130H235ZM252 129V131H251ZM257 132H256V130ZM41 130V131H40ZM57 130V131H56ZM86 130V131H85ZM107 130V131H106ZM143 130V131H142ZM152 130V132H151ZM155 130V131H154ZM157 130V131H156ZM159 130V131H158ZM167 130V131H166ZM184 131V133L182 132ZM188 130V131H187ZM196 130V131H195ZM243 130H246L243 131ZM24 131V132H23ZM26 131V132H25ZM62 131V132H61ZM67 131V132H66ZM76 131V133H75ZM104 131V132H103ZM149 133H148V132ZM162 131V132H161ZM166 131V132H165ZM173 131V132H172ZM225 131V132H224ZM235 131V132H234ZM249 131V132H248ZM32 132V133H31ZM52 132V134L50 133ZM98 132V133H97ZM124 132V133H123ZM127 132V133H126ZM132 132V133H131ZM134 132V133H133ZM146 134H145V133ZM151 132V133H150ZM155 132V135H154ZM171 134H170V133ZM175 132V133H174ZM182 133L180 135V133ZM234 132V133H233ZM244 132V133H242ZM250 132H252L250 134ZM255 132V133H254ZM115 133V134H114ZM118 133V134H117ZM158 133V134H157ZM161 133V134H160ZM167 133V134H166ZM178 135H177V134ZM191 133V134H190ZM201 133V134H198ZM208 133V134H207ZM228 133V134H227ZM237 133V134H236ZM240 133V134H239ZM250 135H249V134ZM259 133V134H258ZM44 134V135H43ZM63 134V135H62ZM69 134V135H67ZM73 134V135H72ZM76 134V135H75ZM101 134V135H100ZM104 134V135H103ZM153 134V135H152ZM197 134V137H194ZM257 134V136H256ZM17 135V136H16ZM87 135V136H86ZM93 135V136H92ZM109 135V136H108ZM120 135V136H117ZM135 135V136H134ZM144 135V136H143ZM158 137H157V136ZM175 135V136H174ZM190 135V136H188ZM193 135V136H192ZM231 135V136H230ZM243 135V137H242ZM254 135V136H252ZM261 135V136H260ZM68 136V137H67ZM70 136V137H69ZM80 136V137H79ZM83 136V137H82ZM98 136V137H97ZM124 136V137H123ZM155 136V137H154ZM171 136V137H170ZM174 136V137H173ZM219 136V137H218ZM246 136V137H245ZM252 136V137H251ZM263 136V137H262ZM101 137V138H100ZM106 137V139H104ZM112 137V139H111ZM131 137V138H129ZM140 137V138H139ZM147 137V138H146ZM157 137V138H156ZM177 137V139H176ZM240 137V138H238ZM242 137V138H241ZM256 137V138H255ZM258 137V139H257ZM261 137V138H260ZM18 138V139H17ZM36 138V139H34ZM69 138V140H68ZM71 138V139H70ZM81 138V139H80ZM100 138V139H99ZM114 138V140H113ZM117 138V139H116ZM118 138L120 140H118ZM130 140H129V139ZM146 138V139H145ZM159 138V140H158ZM171 138V139H170ZM174 138V139H173ZM184 138V139H182ZM193 138V139H192ZM198 138V139H196ZM213 138V139H212ZM233 138V139H232ZM237 139L238 142H237ZM247 138V139H246ZM249 138L250 141H249ZM260 138V139H259ZM27 139V140H26ZM32 139V140H31ZM61 139V140H60ZM104 139V140H103ZM116 139V140H115ZM136 139V140H135ZM149 139V142H148ZM153 139V140H152ZM167 139V140H165ZM170 139V140H169ZM173 139V140H172ZM176 139V140H175ZM241 139V141H240ZM243 139V140H242ZM254 139V140H253ZM263 141H262V140ZM26 140V141H25ZM59 140V141H58ZM113 140V141H112ZM125 140H128L127 142ZM137 142L136 144L135 141ZM158 140V141H157ZM165 140V141H164ZM182 140V141H180ZM188 140V141H187ZM257 140V141H256ZM260 140V141H259ZM25 141V142H24ZM32 141V142H31ZM50 141V142H49ZM72 141V142H71ZM75 141V142H74ZM105 141V142H104ZM119 141L120 146H119ZM147 144H146V142ZM173 141V143L171 142ZM176 146V143H179ZM192 141V142H191ZM206 141V142H205ZM22 142V143H21ZM27 142V143H26ZM37 142V143H36ZM59 142V143H58ZM124 144H121L123 143ZM156 142L158 144H156ZM176 142V143H175ZM183 142V143H182ZM191 142V143H190ZM260 142V143H257ZM1 143V136H0ZM83 143V144H82ZM91 143V144H90ZM100 143V144H99ZM129 145H127V144ZM131 143V144H130ZM139 143V144H138ZM143 143V146H142ZM145 143V144H144ZM152 143V144H151ZM155 143V144H154ZM162 143V144H161ZM165 143V144H164ZM172 143V144H171ZM198 143V144H197ZM225 143V144H224ZM253 145H252V144ZM33 144V145H32ZM78 144V145H77ZM89 147H88V145ZM98 144V145H97ZM118 146H117V145ZM154 144V146H153ZM168 144V145H167ZM174 144V145H173ZM182 144V145H181ZM186 144V145H185ZM197 144V145H196ZM239 144V145H238ZM244 144V145H243ZM256 144V146H255ZM258 144V145H257ZM32 145V146H31ZM58 145V146H57ZM66 145V146H65ZM77 145V146H76ZM80 145V146H79ZM85 145V147H84ZM122 145V146H121ZM124 145V146H123ZM163 145V146H162ZM167 145V146H166ZM184 145V148H183ZM191 145V146H190ZM200 145V146H199ZM203 145V146H202ZM205 145V146H204ZM215 145V146H214ZM240 145L242 147H240ZM261 145V146H260ZM52 146H54V149ZM113 146V147H112ZM132 146V148L130 147ZM134 146V147H133ZM136 146V148H135ZM147 146V147H146ZM158 148H157V147ZM165 146V148H164ZM199 146V147H198ZM209 146V147H208ZM214 146V147H213ZM223 146V147H222ZM226 146V147H225ZM245 146V147H244ZM52 147V148H51ZM57 147V148H56ZM79 147V148H77ZM105 147V148H104ZM110 147V148H109ZM124 147V148H122ZM151 147V148H150ZM155 147V148H154ZM162 147V148H161ZM168 147V148H167ZM172 147V148H171ZM175 147V148H174ZM177 147V148H176ZM179 147V148H178ZM189 147V148H187ZM220 147V148H219ZM236 147V148H235ZM257 147V148H256ZM1 148V144H0ZM46 148V149H45ZM59 148V150H58ZM62 148V149H61ZM77 148V149H76ZM102 148V149H101ZM104 148V149H103ZM113 148V149H112ZM130 148V150H129ZM160 148V149H159ZM183 148V151H182ZM186 148V149H185ZM203 148V149H201ZM212 148V149H211ZM215 148V149H214ZM231 148V149H230ZM244 148V149H243ZM247 148V149H246ZM256 148V149H255ZM262 148V149H261ZM34 149V150H33ZM50 149L52 151H50ZM73 149V150H72ZM76 149V150H75ZM86 149V150H85ZM92 149V150H90ZM110 149V150H109ZM112 149V151H111ZM125 149V150H123ZM128 149V151H127ZM148 152H147V150ZM151 149V150H150ZM155 149V150H153ZM165 149V150H164ZM170 149V150H169ZM174 149V153L173 152ZM176 149V150H175ZM180 152H179V150ZM185 149V150H184ZM190 149V151H189ZM194 149V150H193ZM200 149V150H199ZM211 149V150H210ZM219 149V150H218ZM222 149V150H221ZM261 149V150H260ZM28 152H27V151ZM36 150V151H35ZM38 150V151H37ZM65 150V151H64ZM87 150H89L87 152ZM106 150V151H105ZM121 150V151H120ZM135 150V151H134ZM150 150V151H149ZM157 150V151H156ZM187 150V152H186ZM199 150V151H198ZM209 150V152L207 151ZM218 150L217 152L214 151ZM226 150V151H225ZM236 150V151H235ZM23 151V153H22ZM25 151V152H24ZM43 151V152H41ZM60 153H58V152ZM64 151V152H63ZM69 151V152H68ZM75 153H74V152ZM79 151V152H78ZM165 151V152H164ZM167 151V152H166ZM183 153H182V152ZM206 154H205V152ZM224 151V152H223ZM251 151V152H249ZM81 152V153H80ZM85 152V155L84 153ZM90 152V153H89ZM92 152V153H91ZM95 152V153H94ZM99 152V153H98ZM120 152V153H119ZM126 152V153H125ZM132 152V154H131ZM144 152V153H143ZM147 152V153H146ZM157 152V153H155ZM162 152L163 154L159 153ZM179 152V153H177ZM204 152V153H203ZM214 152L212 155L211 153ZM255 152V153H254ZM30 153V154H29ZM56 153V154H55ZM72 153V154H70ZM88 153V154H87ZM98 153V154H97ZM117 153V154H116ZM122 153V154H121ZM125 153V154H123ZM170 153V154H169ZM191 156H190V154ZM219 153L221 155H219ZM224 153V154H223ZM226 153V154H225ZM228 153V154H227ZM232 153V154H231ZM27 154V155H26ZM44 154V155H43ZM67 154V155H66ZM87 154V155H86ZM102 154V155H101ZM113 154H115L113 156ZM127 154V156H126ZM135 154V155H133ZM138 156H137V155ZM170 158H169V155ZM176 156H174V155ZM185 154V155H184ZM204 154V155H203ZM237 154L239 156H237ZM241 154V155H240ZM58 155V156H56ZM78 155V156H77ZM85 157H84V156ZM93 157H91V156ZM96 155V156H95ZM99 155V156H98ZM132 155V156H131ZM144 155V156H143ZM159 155V156H157ZM166 157V158H164ZM173 155V156H172ZM184 157H183V156ZM195 155V156H194ZM198 155V157H196ZM211 155V157H210ZM226 155V156H225ZM233 155L235 156L233 158ZM23 156V157H22ZM27 156V157H26ZM29 156V157H28ZM122 156V157H121ZM129 156V157H128ZM131 156V157H130ZM143 156V157H142ZM148 156V157H147ZM152 156V157H150ZM157 156V157H156ZM178 156V158H177ZM183 158H182V157ZM187 156V161L186 160ZM190 156V157H189ZM205 156V157H204ZM208 156V158H207ZM217 156V157H216ZM219 156H221L219 158ZM231 158H230V157ZM62 157V158H61ZM68 157V158H67ZM73 157V158H71ZM88 157V159H87ZM91 159H90V158ZM135 157V158H134ZM141 157V158H140ZM161 157V158H160ZM175 157V158H174ZM229 157V158H228ZM240 158V159H237ZM23 158V159H22ZM32 158V159H31ZM54 158V159H53ZM61 158L62 160H60ZM78 158V159H77ZM107 158V159H106ZM140 158V159H139ZM153 158V160H152ZM176 159L175 161L168 159ZM180 158V159H179ZM182 158V159H181ZM185 158V159H184ZM211 158V159H210ZM213 158V159H212ZM217 160H216V159ZM218 158L220 160H218ZM49 159V160H48ZM73 161H72V160ZM85 159V161H84ZM98 161H97V160ZM111 159V161H110ZM119 159V160H118ZM123 159V160H122ZM127 159V160H126ZM129 159V160H128ZM139 159V160H138ZM143 159V160H141ZM184 159V160H183ZM195 159V160H194ZM199 159V160H198ZM206 159V160H205ZM22 160V161H21ZM33 160V162H32ZM70 162H69V161ZM94 160L95 162H93ZM117 160V161H116ZM141 160V161H140ZM203 160L205 162H203ZM207 160L209 162H207ZM239 160V161H238ZM18 161V162H17ZM61 161V162H58ZM82 161V162H80ZM116 161V162H115ZM133 161V163H132ZM140 161V162H139ZM173 161V164H172ZM180 161V162H179ZM212 161V162H211ZM216 161V162H215ZM222 163H220V162ZM235 161V162H234ZM238 161V162H237ZM243 161V162H242ZM97 162V163H96ZM99 162V163H98ZM104 164H103V163ZM106 162V163H105ZM147 164H145V163ZM168 162V163H167ZM178 162V164H176ZM189 164H187V163ZM191 162V163H190ZM215 162V163H213ZM263 162V163H261ZM5 163V164H4ZM25 163V164H24ZM33 163V164H32ZM64 163V164H63ZM95 165H94V164ZM102 163V164H101ZM117 163V164H116ZM120 163V165H119ZM156 164L155 167L153 164ZM160 165H159V164ZM180 163V164H179ZM207 163V164H203ZM218 163V164H217ZM226 163V164H224ZM228 163V164H227ZM232 163V164H231ZM238 163V164H237ZM241 163V164H239ZM243 163V165H242ZM18 164V165H17ZM60 164V166H59ZM67 164V165H66ZM81 164V165H80ZM83 164V165H82ZM89 164V165H88ZM91 164V165H90ZM100 164V165H99ZM110 164V165H109ZM116 164V165H115ZM130 164V166H129ZM137 164V165H135ZM144 164V165H143ZM150 164V165H149ZM165 164V165H164ZM176 164V167H175ZM187 164V165H185ZM192 164V165H191ZM199 164V165H198ZM203 164V165H202ZM236 164V165H235ZM255 164V165H254ZM64 165V166H63ZM85 165V166H84ZM87 165V166H86ZM94 165V166H93ZM107 165V166H106ZM113 165V166H112ZM125 165V166H123ZM129 167H128V166ZM169 165L170 168L167 166ZM172 165V166H171ZM185 165V167H184ZM191 165V166H190ZM194 165V166H193ZM214 165V167H213ZM223 165V166H222ZM242 165V166H240ZM247 167H246V166ZM261 165V166H260ZM19 166V167H18ZM26 166V167H25ZM29 166V167H28ZM33 168H32V167ZM81 166V167H80ZM83 166V167H82ZM105 166V168H103ZM152 166V172L150 167ZM162 166V167H161ZM180 166V167H179ZM193 166V167H192ZM199 166V167H198ZM201 166V167H200ZM212 166V167H211ZM217 166V170H215ZM219 166V167H218ZM222 166V167H221ZM226 166V167H224ZM230 168H228V167ZM231 166V167H230ZM235 166V167H232ZM21 167V168H20ZM74 167V169H70ZM78 169H76V168ZM113 167V168H112ZM126 167V169H125ZM134 167V168H133ZM137 167V168H136ZM141 167V168H140ZM144 167V168H143ZM204 169H203V168ZM253 167V169H252ZM257 167V168H256ZM260 167V168H259ZM263 167V168H262ZM65 168V169H64ZM82 168V169H80ZM119 168V169H118ZM124 168V169H123ZM130 168V169H129ZM147 168V169H146ZM149 168V169H148ZM157 168V169H156ZM163 168V169H162ZM176 168V169H175ZM191 168V170H190ZM192 168H195L192 170ZM199 170H198V169ZM203 170H202V169ZM223 170H222V169ZM233 168V169H232ZM240 170H239V169ZM244 170H242V169ZM262 168V169H261ZM70 169V170H69ZM105 169V170H103ZM109 169V170H108ZM122 169V170H121ZM143 169V170H142ZM161 169V170H160ZM197 169V170H196ZM207 169V170H206ZM213 169V170H212ZM236 169V170H235ZM16 170V171H15ZM67 170V171H64ZM76 170V173L74 172ZM84 170V171H83ZM92 170V173H91ZM113 170V172H112ZM117 172H116V171ZM122 172H121V171ZM157 170V172H156ZM185 170V171H184ZM186 170H189L186 171ZM202 170V171H201ZM210 170L211 172H209ZM216 173H215V171ZM8 171L9 180L4 174ZM64 171V172H63ZM70 173H69V172ZM73 171V172H72ZM81 171V172H80ZM116 173H115V172ZM125 171V172H124ZM166 171V172H165ZM169 171V172H168ZM170 171H174L173 173ZM195 171V172H194ZM198 171H200L198 173ZM214 171V172H213ZM218 171V172H217ZM224 171V172H222ZM247 171V172H246ZM257 171V172H256ZM263 171V172H262ZM62 172V173H60ZM79 172V173H78ZM101 172V173H100ZM104 174H103V173ZM156 172V173H155ZM158 172H160L158 174ZM176 172V174H175ZM186 172V173H185ZM194 174H193V173ZM232 172V173H230ZM237 172V173H236ZM249 172V173H248ZM17 173V174H16ZM29 173V174H28ZM31 173V174H30ZM72 173V174H71ZM75 176H74V174ZM106 173V175H105ZM109 173V174H108ZM115 173V174H114ZM139 173V174H138ZM169 173V175H168ZM171 173V174H170ZM181 173V175L179 174ZM214 173V174H212ZM221 173V174H220ZM227 173V174H226ZM242 173V174H241ZM255 173V174H253ZM25 174H27L25 176ZM111 174V177L109 176ZM122 174V175H121ZM129 174V175H128ZM133 174V175H132ZM138 174V175H137ZM166 174V178L163 175ZM173 174V175H172ZM178 174V175H177ZM189 174V176H187ZM196 174V175H195ZM201 174V175H200ZM210 174V175H209ZM233 174V175H232ZM239 174L240 177H239ZM250 174V175H248ZM63 175V176H61ZM72 175V176H71ZM78 175L80 177H78ZM90 175V176H89ZM117 175V177H115ZM137 175V176H136ZM144 177L143 180L140 176ZM150 175V176H149ZM172 175V176H171ZM206 175V176H203ZM223 175V176H222ZM226 175V178H225ZM231 175V176H230ZM237 175V176H236ZM259 175V176H258ZM103 176L104 178H102ZM108 176V177H106ZM129 176V177H128ZM159 176V178L157 177ZM170 178H169V177ZM181 176V177H180ZM196 176V177H194ZM201 178H200V177ZM234 176V178H233ZM246 176V177H245ZM251 176V177H249ZM263 176V177H262ZM18 177V178H17ZM62 177V178H61ZM101 177V179H100ZM107 179H106V178ZM132 177V178H131ZM140 177V178H139ZM183 177V178H182ZM189 177V178H188ZM191 177V179H190ZM208 177V178H206ZM210 177V178H209ZM237 177V179L235 178ZM67 178L69 179L67 181ZM71 178V179H70ZM74 178V179H72ZM79 178V180H78ZM81 178V179H80ZM92 178V179H91ZM109 178V179H108ZM116 178V179H115ZM122 183H121V180ZM134 178V180H133ZM137 178V180H136ZM146 178V179H145ZM152 180H151V179ZM154 178V180H153ZM157 178V179H156ZM178 178V179H177ZM204 178V179H203ZM215 178V180H214ZM230 178V179H229ZM248 178V179H242ZM262 180H261V179ZM85 179V180H84ZM90 179V180H88ZM115 179V180H114ZM165 181H164V180ZM168 179V180H167ZM176 179V180H175ZM180 179V180H179ZM188 179V180H187ZM196 179V180H195ZM200 179V181H198ZM202 179V180H201ZM221 179V181H220ZM229 179V180H228ZM13 180V181H12ZM74 180V181H72ZM76 180V181H75ZM88 180V181H86ZM104 182H103V181ZM113 180V181H112ZM125 180V181H123ZM137 181L134 183V181ZM148 180V181H146ZM150 180V181H149ZM161 180V181H160ZM174 180V181H173ZM183 180V181H182ZM188 182H186V181ZM191 180V181H190ZM194 180V181H193ZM210 182H209V181ZM215 182H214V181ZM226 180V181H225ZM239 180H242L239 182ZM249 180V181H247ZM253 180V181H252ZM20 181V182H19ZM60 181V182H58ZM63 181V183H62ZM78 181V183H77ZM81 181V182H80ZM94 181V182H92ZM96 181V182H95ZM109 181V182H107ZM120 181V182H118ZM127 181V182H126ZM142 183H140V182ZM159 181V182H158ZM170 181V182H169ZM180 181V182H179ZM193 181V182H192ZM196 181V182H195ZM213 181V182H212ZM220 181V182H219ZM225 181V183H224ZM230 181V182H229ZM233 181V182H232ZM236 181V182H235ZM238 181V182H237ZM246 181V182H245ZM6 182V183H5ZM18 184H17V183ZM71 182V183H69ZM80 182V183H79ZM88 182L90 184H88ZM92 182V183H91ZM106 182V183H105ZM113 182V183H112ZM132 182V183H131ZM153 182V183H152ZM173 182V183H172ZM179 182V183H176ZM191 182V183H190ZM205 184H204V183ZM212 182V183H211ZM242 182V183H241ZM255 186H253L251 183ZM259 182V183H258ZM5 183V184H4ZM9 183V184H8ZM62 183V184H61ZM65 183V184H64ZM67 183V184H66ZM100 183V184H99ZM104 185H103V184ZM126 183V184H125ZM159 183V184H158ZM188 185L187 187L183 185ZM188 183V184H187ZM190 183V184H189ZM215 183V184H213ZM221 183V184H220ZM229 183V184H227ZM235 183V184H234ZM240 186H239V184ZM247 186H245V184ZM11 184V185H10ZM60 184V185H59ZM80 184V185H77ZM84 184V185H83ZM125 184V185H124ZM129 184V185H128ZM133 184V185H132ZM138 184V185H137ZM148 184V185H147ZM167 184V185H166ZM172 184V185H171ZM200 186L198 187V185ZM203 184V185H202ZM4 185V186H3ZM28 185V186H27ZM77 185V186H74ZM98 185V187L96 186ZM101 185L102 188H99ZM115 185V186H114ZM117 185V187H116ZM122 185V186H121ZM137 185V187H136ZM141 185V186H140ZM147 185V186H146ZM152 185V186H151ZM192 185V186H191ZM214 185V186H213ZM217 185V186H216ZM220 185V186H219ZM229 185V186H228ZM237 185V186H236ZM250 185V186H249ZM257 185V188H256ZM260 185H262L260 187ZM27 186V187H26ZM34 186V187H33ZM64 186V187H63ZM106 186V187H105ZM120 186V187H119ZM124 186H126L124 188ZM135 188H134V187ZM139 186V187H138ZM154 186V187H153ZM168 186V187H167ZM170 186V187H169ZM174 186V187H173ZM196 186V187H195ZM203 186V187H202ZM211 188H210V187ZM223 186V187H222ZM226 188H225V187ZM234 188H232V187ZM235 186V187H234ZM252 186V187H251ZM5 187V188H4ZM16 187V189H14ZM88 187V188H87ZM104 187V189H103ZM111 189H110V188ZM115 187L114 189H112ZM123 187V188H121ZM151 187V188H150ZM186 187V190H185ZM222 187V188H221ZM241 187V188H240ZM244 187V188H243ZM248 187V188H247ZM251 187V188H250ZM260 187V188H259ZM4 188V189H2ZM67 190H66V189ZM74 188V189H73ZM79 188V190H77ZM120 188V189H119ZM140 188V189H139ZM153 188V189H152ZM173 191H172V189ZM178 188V190H177ZM198 188V190H197ZM218 188V189H216ZM219 188H221L219 190ZM232 188V189H229ZM238 190H237V189ZM250 188V189H249ZM256 188V189H255ZM18 189H20L18 191ZM23 189V190H21ZM70 189V190H69ZM76 189V190H75ZM87 189V190H86ZM94 189V190H93ZM97 189V190H95ZM110 189V190H109ZM119 189V190H118ZM133 189V190H132ZM148 191H147V190ZM159 189V190H158ZM161 189V190H160ZM175 189V190H174ZM190 189V190H189ZM205 189V190H204ZM210 189V190H209ZM241 189V190H240ZM253 189V190H251ZM258 189V190H257ZM261 189V190H260ZM11 190V191H10ZM16 190V191H15ZM61 190V192L59 191ZM66 190V192H65ZM84 190H86L84 192ZM108 193H106V191ZM116 190V191H115ZM131 190V192H130ZM164 190V191H163ZM195 190V191H194ZM201 192H200V191ZM208 190V191H206ZM216 190V191H215ZM226 190V191H225ZM230 190V191H229ZM232 190V192H231ZM250 190V192H249ZM262 192H260V191ZM15 191V192H14ZM18 191V192H17ZM24 191V192H22ZM64 191V192H63ZM71 191V192H70ZM74 191V192H73ZM79 191V192H76ZM89 193H88V192ZM97 191V192H96ZM104 191V192H103ZM111 191V192H110ZM152 191V193H151ZM166 191V192H165ZM180 191V192H179ZM188 191V194H187ZM190 191V192H189ZM193 191V192H192ZM197 191V192H196ZM205 191V195L203 193ZM218 191V192H217ZM236 191V192H235ZM240 191V192H239ZM242 191V192H241ZM244 191V192H243ZM17 192V193H16ZM70 192V193H69ZM92 192V193H91ZM96 192V193H95ZM113 192V193H112ZM130 192V193H129ZM140 192V194L138 193ZM158 192V193H157ZM164 192V193H162ZM171 192V193H170ZM177 192V193H176ZM184 192V193H183ZM229 192V193H228ZM238 192V194H237ZM246 192V193H245ZM253 192V193H252ZM255 192V193H254ZM259 192V193H257ZM18 193H20L18 195ZM22 193V194H21ZM24 193V194H23ZM37 193V194H36ZM57 193V196H56ZM63 193V194H62ZM76 193V194H75ZM83 195H82V194ZM95 193V195H94ZM104 193V194H102ZM110 193V194H109ZM125 193V195L123 194ZM150 193V194H149ZM191 193V195H190ZM209 193V194H208ZM226 193V194H225ZM261 193V194H260ZM71 194V195H70ZM78 194V195H77ZM88 194V195H87ZM91 194V195H90ZM102 194V196H100ZM109 196H108V195ZM118 194L120 196H118ZM122 194V195H121ZM130 194V196H129ZM144 194V195H143ZM149 194V196H148ZM173 194V195H171ZM186 194V195H184ZM194 196H193V195ZM199 196H197V195ZM219 194V195H218ZM225 196H224V195ZM245 196H244V195ZM27 195V196H26ZM69 197H68V196ZM98 195V196H97ZM104 195V196H103ZM128 195V196H127ZM139 195V196H138ZM153 195V196H152ZM160 195V196H159ZM170 195V196H169ZM188 195V196H187ZM204 195V197H203ZM213 195V196H212ZM215 195V196H214ZM222 195V196H221ZM234 197H232V196ZM236 195V196H235ZM242 195V196H241ZM26 196V197H25ZM59 196V197H58ZM84 197V198H81ZM91 199H88L90 198ZM97 196V197H96ZM108 198H107V197ZM165 198H164V197ZM186 196V198H185ZM197 196V197H196ZM209 196H211L209 198ZM239 196V197H238ZM250 196V197H248ZM252 196L254 198H252ZM20 197V198H19ZM48 197V198H47ZM57 197L59 199H57ZM74 197V198H73ZM78 197V198H77ZM93 197V198H92ZM168 197V198H167ZM172 197V198H171ZM193 197V198H191ZM199 197V199H198ZM208 197V198H206ZM220 197V198H219ZM228 199H227V198ZM236 197V198H235ZM30 198V199H29ZM68 198V203L66 202ZM81 198V199H80ZM104 201H102L103 199ZM113 198V199H112ZM171 198V199H170ZM189 198V199H188ZM206 198V200H205ZM214 198V199H213ZM234 198V199H233ZM22 199V201H21ZM28 199V200H27ZM64 199V200H63ZM84 199V200H83ZM88 199V200H87ZM96 199V200H95ZM117 199V200H116ZM122 199V200H121ZM140 199V201H139ZM143 199V200H141ZM146 199V201H144ZM149 199V200H148ZM151 199V200H150ZM162 199V200H161ZM168 199L170 201H168ZM176 202H174V200ZM180 199V200H179ZM197 199V200H196ZM204 199V200H203ZM216 199V200H215ZM251 199V200H250ZM254 199V200H253ZM24 200V201H23ZM27 200V201H25ZM31 200V201H30ZM55 200V201H54ZM59 202H58V201ZM80 200V201H77ZM90 200V202H89ZM92 200V201H91ZM95 200V201H94ZM116 200V201H115ZM153 200V201H152ZM155 200V201H154ZM164 200V201H163ZM179 200V201H178ZM186 200V201H185ZM189 201V203H187ZM193 200V201H192ZM199 200V201H198ZM203 203H202V201ZM208 200V201H207ZM214 200V201H213ZM257 202H256V201ZM76 201V202H75ZM83 201V203H82ZM87 203H85V202ZM88 201V202H87ZM100 201V202H99ZM111 201V202H109ZM192 201V202H191ZM226 201V202H225ZM232 201V202H231ZM238 201V202H237ZM256 203H255V202ZM28 202V203H27ZM62 202V203H61ZM73 202V203H72ZM75 202V203H74ZM81 202V204H80ZM124 204H122V203ZM148 202V204H146ZM178 202V203H177ZM199 202V204H198ZM214 202V203H213ZM235 204H234V203ZM243 202V203H242ZM245 202V203H244ZM260 202V204H259ZM21 203V204H20ZM27 203V204H26ZM60 203V204H59ZM119 203V204H118ZM139 203V204H138ZM178 205H177V204ZM194 203V204H193ZM217 203V204H216ZM219 203V204H218ZM223 203V204H222ZM225 203V204H224ZM240 204L237 205V204ZM248 203V204H247ZM58 205V206H55ZM65 204V205H64ZM73 204V205H72ZM77 204V205H76ZM119 207H118V205ZM132 204L134 206H132ZM138 204V205H137ZM163 204V206H162ZM165 204V205H164ZM168 204V205H167ZM176 204V206H175ZM186 204V205H185ZM197 204V207L195 205ZM207 204V205H206ZM213 204V205H211ZM227 204V207H226ZM232 204V205H231ZM247 204V205H246ZM252 206H251V205ZM260 205V208L258 205ZM62 205V206H60ZM72 205V206H71ZM149 205V206H148ZM174 205V206H173ZM191 207H190V206ZM200 205V206H198ZM206 205V206H204ZM221 205V206H220ZM230 205V206H229ZM51 206V207H50ZM70 206V207H68ZM118 208H117V207ZM148 206V207H147ZM154 206V207H153ZM166 206V207H165ZM169 206V207H168ZM173 206V207H171ZM188 206V207H187ZM208 206V208H207ZM216 206V208H215ZM224 206V207H223ZM234 206V207H233ZM236 206V208H235ZM249 206V207H247ZM258 208H257V207ZM14 207V208H13ZM28 207V208H27ZM54 207V211H52ZM56 207V208H55ZM74 207V210H73ZM123 209H122V208ZM144 209H142V208ZM152 207V208H151ZM157 209H156V208ZM180 207V208H179ZM202 207V208H200ZM205 209H204V208ZM215 210H213V208ZM240 207V209L238 208ZM252 207V208H251ZM69 208V209H68ZM85 208V209H84ZM141 208V209H140ZM156 209L155 211L153 209ZM159 208V209H158ZM163 208V209H161ZM168 208V209H167ZM170 208V209H169ZM173 208V209H172ZM185 208V209H184ZM210 208V209H209ZM218 208V209H217ZM222 208V209H221ZM235 208V209H233ZM243 208V209H242ZM258 210H257V209ZM52 209V210H51ZM59 209V210H57ZM120 209V210H119ZM136 209V211H134ZM165 209V211H164ZM176 209V210H175ZM189 209V210H188ZM203 209V210H202ZM217 209V210H216ZM220 209V210H219ZM229 209V210H228ZM232 209V210H231ZM242 209V210H241ZM48 210V211H47ZM50 210V211H49ZM84 210V211H83ZM124 210V211H123ZM131 210V211H130ZM175 210V211H174ZM188 210L189 212L187 213ZM195 210V211H194ZM210 210V211H209ZM212 210V211H211ZM222 210V214H221ZM241 210V211H240ZM57 211V214H56ZM118 211V212H117ZM146 211V212H145ZM152 211V213H151ZM163 213H162V212ZM169 211V214L166 213ZM191 211V212H190ZM198 211V213H196ZM220 211V212H219ZM224 211V212H223ZM231 211V216L230 215ZM243 211V213H242ZM244 211L247 213H244ZM248 211V212H247ZM52 212V213H51ZM55 212V213H53ZM123 212V213H122ZM134 212V213H133ZM139 215H137L138 213ZM140 212L141 216H140ZM172 212V213H171ZM176 212V213H173ZM184 212V214H182ZM187 214H186V213ZM193 212L195 214H193ZM216 212V214H215ZM226 212V213H225ZM235 212V213H233ZM238 212V213H237ZM32 213V214H30ZM51 213V214H50ZM99 213V214H98ZM101 213V214H100ZM122 213V214H121ZM129 213V216H127ZM147 213V214H146ZM166 213V214H165ZM192 213V214H191ZM210 213V214H209ZM219 215H218V214ZM225 213V214H223ZM228 213V214H227ZM241 213V214H240ZM48 214V215H47ZM50 214V215H49ZM103 214V215H102ZM110 214V215H109ZM131 214V215H130ZM149 214V215H148ZM154 216H153V215ZM165 214V216H164ZM197 214V215H196ZM214 214V215H212ZM251 214V218L248 217ZM47 215V216H46ZM88 215V217L86 216ZM98 215V216H97ZM100 215V216H99ZM109 215V216H108ZM113 215V216H112ZM121 215V216H120ZM123 215V216H122ZM135 215V216H134ZM143 215V216H142ZM150 217H148V216ZM162 215V216H161ZM186 215V216H184ZM190 215V217H189ZM196 215V216H195ZM203 215V216H202ZM209 215V216H207ZM221 215V216H220ZM223 215V216H222ZM227 215V216H226ZM233 215V217H232ZM242 215V216H241ZM245 215V216H244ZM248 215V216H247ZM257 215V216H256ZM47 218H45V217ZM51 218H50V217ZM106 216V217H105ZM152 216V217H151ZM162 218H161V217ZM168 216V217H167ZM173 216V218H172ZM183 216V217H181ZM220 216V217H219ZM226 216V217H225ZM10 217V218H9ZM87 217V218H85ZM102 217H105L102 218ZM109 217V218H108ZM115 219H114V218ZM146 217V218H145ZM155 217V218H153ZM164 217V218H163ZM166 217V218H165ZM170 217V218H169ZM179 217V218H178ZM188 217V219H187ZM192 217V219H191ZM194 217V219H193ZM196 217V218H195ZM205 217V218H204ZM215 217V218H214ZM218 217V218H216ZM232 217V218H231ZM239 217V218H238ZM247 218V220H245ZM49 218V220H48ZM94 218L97 220L94 221ZM102 218V219H101ZM107 218V219H106ZM130 218V219H129ZM176 218V219H175ZM181 218V220H180ZM184 218V219H183ZM186 218V219H185ZM198 218V219H197ZM241 219V221H239ZM17 219V220H16ZM43 219V221H42ZM45 219V220H44ZM85 219V220H84ZM88 221H87V220ZM93 219V220H92ZM100 219V220H98ZM104 219V221H103ZM118 219V220H117ZM121 221H120V220ZM132 219V220H131ZM145 219V220H144ZM155 219V220H154ZM160 219V220H159ZM165 219V221H164ZM168 219V220H167ZM208 219V220H207ZM212 219L214 221H212ZM220 219V221H219ZM225 223L223 224L222 221ZM226 219V220H224ZM237 219V221H236ZM239 219V220H238ZM30 220V221H29ZM41 220V221H40ZM116 222H114V221ZM127 220V221H126ZM129 220V221H128ZM154 220V221H151ZM157 220V221H156ZM177 223L180 221L179 224ZM196 220L198 221L196 223ZM202 220V221H201ZM233 220V221H232ZM244 220V221H243ZM249 220V222H248ZM251 220L253 223H251ZM32 221V224H31ZM106 221V222H105ZM121 223H120V222ZM131 221V223H130ZM136 221V222H135ZM173 222V223H170ZM187 221V222H186ZM192 221V222H191ZM195 221V223H194ZM212 221V222H211ZM236 221V222H235ZM99 222V223H98ZM103 222V223H101ZM111 222L113 224H111ZM125 222V223H124ZM127 222V223H126ZM152 222V223H150ZM157 225H155L156 223ZM162 222V224H161ZM201 224H200V223ZM207 222V223H206ZM210 222L212 224H210ZM228 222V224H226ZM240 222H242L240 224ZM245 222V223H244ZM248 222V223H247ZM34 223V224H33ZM41 223V224H40ZM47 223V224H46ZM53 223V224H51ZM77 223V224H76ZM94 223H96L94 225ZM134 223V224H133ZM163 225V226H161ZM170 223V224H169ZM176 223V226H175ZM191 223V224H190ZM203 223V224H202ZM206 223V224H205ZM218 223V224H216ZM248 224H250L248 227ZM14 226H13V225ZM31 224V225H30ZM103 224V225H102ZM105 224V226H104ZM107 224V225H106ZM111 224V225H110ZM126 224V225H125ZM133 224V225H132ZM151 224V225H150ZM182 224V225H181ZM196 224V225H194ZM240 224V226H239ZM256 226H255V225ZM262 224V226H261ZM12 225V226H10ZM24 225V226H23ZM75 225V226H74ZM91 226L90 228L87 226ZM94 225V226H93ZM123 225V226H121ZM166 225V226H165ZM183 226L182 228L179 226ZM191 225V226H190ZM210 225V226H209ZM237 225L239 227H237ZM243 225V226H241ZM9 226V227H8ZM22 226V227H20ZM50 226V227H49ZM78 226V227H77ZM98 226V227H97ZM117 226V227H116ZM120 228H119V227ZM224 226V227H223ZM230 228H229V227ZM232 226V227H231ZM246 226V227H245ZM253 226V227H252ZM23 227L25 229H23ZM37 227V228H36ZM38 227L40 229H38ZM77 227V228H76ZM95 227V228H94ZM104 227V228H103ZM144 227V228H143ZM169 227V228H167ZM172 227V228H171ZM180 230H178V228ZM201 227V228H200ZM216 227V228H214ZM244 227V229H243ZM255 227V228H254ZM261 227V228H260ZM263 227V228H262ZM14 228V230H13ZM19 228V229H18ZM50 228V229H49ZM55 228V229H54ZM75 228V229H74ZM86 230H84V229ZM140 228V229H138ZM162 228V229H161ZM172 230H171V229ZM187 228V229H186ZM193 228V229H192ZM210 228V229H209ZM214 228V229H213ZM219 229L216 231V229ZM225 229V231L221 230ZM228 228V229H227ZM234 228L237 230H234ZM248 228V229H247ZM252 228V229H251ZM10 229V230H9ZM23 229V231H22ZM32 229V230H31ZM34 229V230H33ZM57 229V230H56ZM96 229V230H95ZM125 229V230H124ZM133 229V230H130ZM136 229V230H135ZM137 229L139 231H137ZM151 229V231H150ZM168 229V230H167ZM176 229V230H174ZM186 229V230H185ZM199 229V230H197ZM205 229V230H203ZM239 229V230H238ZM247 229V230H246ZM16 230V231H15ZM28 230V231H27ZM49 230V231H48ZM94 230V231H93ZM100 230V231H99ZM104 230V231H102ZM107 230V231H106ZM114 230V231H113ZM118 230V231H117ZM142 230V231H140ZM165 230V231H164ZM167 230V231H166ZM171 230V231H170ZM196 230V231H195ZM203 230V231H200ZM212 230V231H210ZM214 230V231H213ZM227 230V233H226ZM231 230V231H230ZM250 230V231H249ZM255 230V231H254ZM257 230V232H256ZM262 230V231H261ZM5 231V232H4ZM52 231V232H51ZM62 231V232H61ZM65 231V232H64ZM83 231V232H82ZM99 231V232H98ZM147 231V232H145ZM162 231V232H161ZM175 231V232H174ZM189 231V232H187ZM222 231V232H220ZM230 231V232H229ZM235 231V232H233ZM243 231V232H242ZM38 232V233H37ZM51 232V233H50ZM82 232V233H81ZM90 232V233H89ZM94 234H92V233ZM101 232V233H100ZM104 232V233H103ZM116 232V234H115ZM123 232V233H122ZM131 232V233H130ZM142 232V234H141ZM167 232V233H166ZM201 232V233H200ZM211 232V234H210ZM246 232V233H245ZM261 232V233H260ZM24 233V234H23ZM29 233V234H28ZM54 235H53V234ZM56 233V234H55ZM67 233V234H66ZM70 233V236L68 237ZM72 233V234H71ZM81 233V235H80ZM135 235H134V234ZM183 233V234H182ZM190 233V234H189ZM206 233V234H204ZM208 233V234H207ZM215 233V234H214ZM261 235H259V234ZM60 234V235H59ZM64 234V235H63ZM74 234V235H73ZM140 234V235H139ZM145 234V235H144ZM153 234V235H152ZM157 234V235H156ZM175 234V236H173ZM182 234V235H181ZM189 237H188V235ZM231 234V235H230ZM247 234V235H246ZM258 234V236H257ZM25 235V236H24ZM86 235V236H85ZM99 235V236H98ZM127 235V236H126ZM184 235V236H183ZM193 235V236H192ZM203 236V237H200ZM208 235V236H207ZM212 235V236H211ZM214 235V236H213ZM217 235V236H216ZM255 235V236H252ZM30 236V237H29ZM33 236V237H32ZM47 236V237H46ZM65 236V237H63ZM73 236V237H72ZM80 236V237H79ZM85 236V237H84ZM94 236V237H93ZM124 236L127 237L124 238ZM135 236V237H134ZM142 236V238L140 237ZM145 238L143 239V237ZM152 236V237H151ZM160 236V238H158ZM163 236V237H162ZM167 236H169L167 238ZM195 236V237H194ZM197 236V237H196ZM208 238H207V237ZM224 236L223 238H220ZM226 236H228L226 238ZM242 236V237H241ZM246 236V237H245ZM29 237V238H28ZM44 237V238H43ZM50 237V238H49ZM84 237V238H83ZM89 237V238H88ZM98 237V238H97ZM140 237V238H139ZM150 239H149V238ZM156 237V239H155ZM171 237V238H170ZM177 237V238H176ZM179 237V238H178ZM182 237V238H181ZM193 237V238H192ZM200 237V238H199ZM212 237V238H211ZM241 237V238H240ZM249 237V238H248ZM259 237V238H257ZM56 238V239H55ZM58 238V239H57ZM62 238V239H61ZM70 240H68V239ZM91 238V239H90ZM97 238V239H96ZM101 238L103 240H101ZM135 238V239H134ZM158 238V239H157ZM164 238V239H163ZM174 238V239H173ZM190 238V240L188 239ZM233 238V239H232ZM248 238V239H247ZM13 239V240H11ZM47 239V241H46ZM60 239V240H59ZM79 239V240H78ZM87 240V242L85 241ZM155 239V240H154ZM170 241H169V240ZM178 239V241H176ZM217 239V240H216ZM237 239V240H236ZM239 239V240H238ZM241 239V240H240ZM255 239V240H253ZM258 239V240H257ZM9 240V241H8ZM40 240V241H39ZM45 240V241H44ZM51 240V241H49ZM79 242H78V241ZM95 240V241H94ZM97 240V241H96ZM113 240V241H112ZM120 240V241H119ZM150 240V241H149ZM157 240V241H156ZM164 240V241H163ZM175 240V242H174ZM198 240V241H197ZM219 240V242H218ZM229 243H227L226 242ZM232 240V241H230ZM242 240L244 241L243 243ZM12 241V242H11ZM15 241V242H14ZM29 241V242H28ZM38 241V242H37ZM59 241V242H58ZM65 241V243L63 242ZM71 241V243H70ZM102 241V242H101ZM119 241V242H118ZM124 241V242H123ZM161 241H163L161 243ZM183 241V242H182ZM208 241V244L206 243ZM212 241V242H211ZM217 241V242H216ZM234 243H231L233 242ZM236 241V242H235ZM249 241V242H247ZM258 241V242H257ZM263 241V243H262ZM6 242V243H5ZM48 242V243H47ZM78 242V244L76 243ZM88 245H85V243ZM101 242V243H100ZM111 242V243H110ZM123 242V243H122ZM127 242V243H126ZM137 242V243H136ZM142 242V243H140ZM153 242V243H152ZM159 242V243H158ZM172 244H169L171 243ZM178 242V243H177ZM180 242V243H179ZM193 242V243H192ZM197 242V243H196ZM203 242V243H202ZM225 242V243H224ZM247 242V243H246ZM36 243V244H34ZM61 243V244H60ZM75 243V245H74ZM98 243V244H96ZM114 243V244H113ZM133 243V244H132ZM139 243V244H138ZM168 243V244H167ZM185 243V244H184ZM211 243V244H209ZM219 243V244H218ZM246 243V244H245ZM12 244V246L10 245ZM60 244V245H59ZM64 244V245H63ZM73 244V245H72ZM86 250H84V246ZM126 244V245H125ZM132 246H131V245ZM137 244V245H136ZM144 244V245H143ZM153 244V245H152ZM155 244V245H154ZM162 244V245H161ZM189 244V245H187ZM194 244V245H192ZM232 244V246H231ZM237 244V245H234ZM239 244V246H238ZM45 247H44V246ZM50 245V246H49ZM58 245V246H57ZM81 248H80V246ZM91 245L93 246L92 249ZM99 245V246H98ZM105 245V246H104ZM119 245V246H118ZM159 245V247H158ZM175 245V246H174ZM178 245V246H177ZM198 248H197V246ZM208 245V246H207ZM230 245V246H229ZM251 245V246H249ZM258 245V246H257ZM9 246V247H8ZM36 246V247H35ZM56 246V247H55ZM60 246V247H59ZM63 246V247H62ZM95 246V247H94ZM116 246V247H115ZM118 246V247H117ZM130 246V247H129ZM137 246V247H136ZM155 246V247H154ZM162 246V249H160ZM173 246V247H172ZM189 246V247H187ZM191 246V247H190ZM192 246L195 249L192 248ZM201 246V247H200ZM206 246V247H205ZM214 246V247H213ZM223 246V247H220ZM228 246V247H227ZM236 246V247H235ZM260 246V247H259ZM39 247V248H38ZM42 247V248H40ZM50 247V248H49ZM62 247V249H61ZM79 247V248H78ZM90 247V248H89ZM114 247V248H112ZM167 247V248H166ZM172 247V249H170ZM202 247H204L202 249ZM232 247V250L231 248ZM238 247H241L238 249ZM249 247H251L249 249ZM257 247V248H256ZM35 248V249H32ZM38 251H37V249ZM49 248V249H47ZM54 248V249H53ZM65 248V249H63ZM68 250H67V249ZM70 248V249H69ZM73 248V249H72ZM119 248V250H118ZM122 248V250H121ZM140 248V249H139ZM155 248V249H153ZM206 248V249H205ZM209 248V249H208ZM226 248V250H225ZM236 250H235V249ZM14 249V250H13ZM17 249V250H16ZM22 249V251H21ZM43 249V250H42ZM60 249V250H59ZM75 249V250H74ZM78 249V250H77ZM80 249V250H79ZM89 249V250H88ZM111 249V251H110ZM117 249V250H116ZM153 249V250H151ZM157 249V250H156ZM166 249V251H165ZM192 249V250H191ZM198 249H200L198 251ZM208 249V250H207ZM214 249V250H213ZM220 249H222L220 251ZM224 249V250H223ZM238 249V250H237ZM242 251L244 252H241ZM255 249V250H254ZM50 250V251H49ZM55 250V251H54ZM99 250V251H98ZM102 250V251H101ZM114 250V251H113ZM130 250V251H129ZM133 250V251H132ZM136 253H135V251ZM142 250V251H141ZM159 250V251H158ZM169 250V251H168ZM183 252H180V251ZM211 250V251H210ZM213 250V251H212ZM219 250V251H218ZM228 250V251H227ZM236 252H233V251ZM248 250V251H247ZM258 251V253L256 252ZM67 251V252H65ZM75 254H74V252ZM105 251V252H104ZM113 251V252H112ZM123 251V252H122ZM138 251V252H137ZM141 251V252H140ZM149 251V252H148ZM180 253H176V252ZM188 251V252H187ZM191 251H193L191 253ZM197 251V252H196ZM203 251V252H202ZM209 251V252H208ZM217 251V252H216ZM231 251V252H230ZM254 253H252V252ZM2 252V253H1ZM8 252V253H7ZM10 252V254H9ZM34 252V253H33ZM45 252V253H44ZM60 252V254H59ZM90 252V253H89ZM96 252V253H95ZM131 254H130V253ZM134 252V253H133ZM139 252L141 254H139ZM151 252V253H150ZM158 252V253H157ZM163 252V255H161ZM167 252V253H166ZM185 252V253H184ZM192 254H190V253ZM195 252V254H193ZM202 252V253H201ZM206 252V253H205ZM230 252V253H229ZM248 252V253H247ZM262 252V254H261ZM33 253V254H32ZM36 253V255H35ZM72 255H71V254ZM77 253V254H76ZM83 255H81V254ZM128 253V254H126ZM143 253V254H142ZM153 253V254H152ZM174 253V254H173ZM182 253V254H181ZM192 256L190 258L188 255ZM201 253V254H200ZM210 253V254H209ZM214 253V254H212ZM236 253V255H235ZM240 253V254H239ZM243 253V254H241ZM257 253V255H256ZM8 254V255H7ZM13 254V255H12ZM42 254V255H41ZM47 254V255H46ZM65 254V255H64ZM79 254V255H78ZM92 254H96L95 256ZM108 254V256H107ZM124 254V255H122ZM147 254V255H146ZM155 254V255H154ZM186 254V255H185ZM205 254V255H204ZM221 256H219V255ZM223 254V255H222ZM226 254V255H225ZM245 254V255H244ZM250 254V255H249ZM253 254V255H252ZM55 255V256H54ZM69 255H71L69 257ZM74 255V256H73ZM128 255V256H127ZM131 255V256H130ZM136 255V256H135ZM165 255V256H164ZM168 255V256H167ZM176 255V256H175ZM184 255V256H183ZM202 257H201V256ZM212 255V256H211ZM214 255V256H213ZM236 257H235V256ZM249 255V256H248ZM263 255V256H262ZM5 256V257H4ZM14 256V257H12ZM59 258H58V257ZM64 256V257H63ZM88 259H87V257ZM107 256V257H106ZM117 256V257H116ZM124 256V258H123ZM153 256V257H152ZM160 256V258H159ZM164 256V257H163ZM182 256V258H181ZM198 256V257H197ZM200 256V257H199ZM204 256L208 257L207 259ZM209 256H211L210 259ZM220 258H218V257ZM228 256V257H227ZM231 256V258H230ZM239 256H241L239 258ZM245 256V257H244ZM252 256V257H251ZM255 256V257H254ZM257 256V257H256ZM261 256L262 258L258 257ZM63 257V258H62ZM75 257V258H74ZM80 257V259H78ZM158 257V258H156ZM167 257V258H166ZM174 257V258H172ZM184 257L186 259H184ZM189 257V258H187ZM195 257L197 262L195 261ZM217 257V258H216ZM225 259H224V258ZM227 257V258H226ZM10 258V259H9ZM22 258V259H21ZM74 258V259H73ZM84 258V259H82ZM93 258V259H92ZM102 259V261H100ZM163 258V259H162ZM200 258V259H199ZM223 258V260H222ZM250 258V259H249ZM60 259V260H59ZM78 259V260H77ZM91 259V262H90ZM110 259V260H109ZM120 259V260H119ZM125 259V261H124ZM145 259V261H144ZM155 259V260H154ZM160 259V260H159ZM174 259V261H173ZM183 261H181V260ZM192 259V260H191ZM194 259V260H193ZM216 259V260H215ZM221 259V261H220ZM228 259V260H227ZM235 261H234V260ZM242 259V260H240ZM245 259V260H244ZM252 259V262H251ZM255 261H254V260ZM19 260V261H18ZM104 260H108L103 262ZM123 260V261H122ZM161 262H159V261ZM179 260V261H178ZM208 260V261H207ZM233 260V262H232ZM241 262H240V261ZM257 260V261H256ZM11 261V263H10ZM15 263H14V262ZM83 261L85 263H83ZM93 261V262H92ZM99 261V262H98ZM136 261V262H135ZM150 261V262H149ZM152 261V262H151ZM158 261V262H157ZM203 261V262H202ZM231 261V262H230ZM238 263H237V262ZM250 261V262H249ZM17 262V263H16ZM35 262V263H34ZM60 262V263H59ZM76 262V263H75ZM108 262V263H107ZM112 262V263H111ZM127 262V263H126ZM135 262V263H134ZM163 262V263H162ZM167 262V263H166ZM169 262V263H168ZM171 262V263H170ZM196 262V263H195ZM222 262V263H221ZM0 263V264H2ZM180 263V264H181Z\"/></svg>",
  "mask_w": 264,
  "mask_h": 264
},
{
  "label": "bare ground",
  "instance_id": "6f19581e",
  "mask_svg": "<svg viewBox=\"0 0 264 264\" xmlns=\"http://www.w3.org/2000/svg\"><path fill=\"white\" fill-rule=\"evenodd\" d=\"M0 1H1V0H0ZM25 1H27V0H25ZM42 1H43V0H42ZM47 1L50 2V0H47ZM53 1H54V0H53ZM57 1H58V0H57ZM57 1H56V2H57ZM61 1H62V0H61ZM68 1H69V0H68ZM79 1H80V0H79ZM111 1H113V0H111ZM137 1H138V0H137ZM161 1H162V0H161ZM167 1H168V0H167ZM180 1H181V0H180ZM191 1H192V0H191ZM194 1H195V0H194ZM231 1H232V0H231ZM243 1H244V0H243ZM247 1H248V0H247ZM260 1H261V0H260ZM16 2H17V1H16ZM18 2H21V1H18ZM18 2H17V3H18ZM30 2H31V1H30ZM36 2H40V1H36ZM43 2H44V1H43ZM49 2H48V3H49ZM59 2H60V1H59ZM64 2H65V1H64ZM75 2H76V1H75ZM98 2H99V1H98ZM101 2H102V1H101ZM116 2H117V1H116ZM125 2H126V1H125ZM141 2H142V1H141ZM162 2H163V1H162ZM162 2H160V3H162ZM174 2H175V1H174ZM221 2H222V1H221ZM226 2H227V1H226ZM233 2H234V1H233ZM248 2H249V1H248ZM24 3H25V2H24ZM31 3H32V2H31ZM31 3H30V4H31ZM48 3H46V4H48ZM84 3H85V4H84ZM84 3H83L84 5H87V4H88V2H87V4H86L85 1H84ZM105 3H106V2H105ZM117 3H118V2H117ZM122 3H123V2H122ZM122 3H121V4H122ZM143 3H144V2H143ZM181 3H182V2H181ZM204 3H207V2H204ZM236 3H237V2H236ZM0 4H1V2H0ZM3 4H5V3H3ZM20 4H21V3H20ZM28 4H29V3H28ZM42 4H43V3H42ZM51 4H52V3H51ZM58 4H59V3H58ZM63 4H64V3H63ZM71 4H72V3H71ZM99 4H100V3H99ZM102 4H104V3H102ZM113 4H114V2H113ZM115 4H116V3H115ZM197 4H198V3H197ZM200 4H201V3H200ZM219 4H220V3H219ZM238 4H239V3H238ZM243 4H244V3H243ZM249 4H250V3H249ZM260 4H261V3H260ZM13 5H14V4H13ZM13 5H12V6H13ZM35 5H36V4H35ZM37 5H39V4H37ZM77 5H78V4H77ZM77 5H76V6H77ZM92 5H93V4H92ZM96 5H97V4H96ZM156 5H157V4H156ZM164 5H166V3H164ZM195 5H196V4H195ZM207 5H208V4H207ZM226 5H227V4H226ZM234 5H235V4H234ZM253 5H254V4H253ZM263 5H264V4H263ZM6 6L8 7V5H6ZM27 6H29V5H27ZM45 6H46V5H45ZM47 6H48V5H47ZM50 6H51V5H50ZM62 6H64V5H62ZM99 6H100V5H99ZM99 6H98V7H99ZM106 6H107V5H106ZM141 6H142V5H141ZM158 6H159V5H158ZM161 6H162V5H161ZM168 6H169V5H168ZM174 6H175V5H174ZM177 6H178V5H177ZM231 6H232V5H231ZM235 6H236V5H235ZM10 7H11V6H10ZM10 7H9V8H10ZM16 7H18V6H16ZM32 7H34V6L32 5ZM35 7H36V6H35ZM38 7H40V6H38ZM84 7H85V6H84ZM95 7H97V6H95ZM114 7H116V6L114 5ZM172 7H173V6H172ZM187 7H188V5H187ZM206 7H207V6H206ZM244 7H246V6H244ZM12 8H13V7H12ZM36 8H37V7H36ZM52 8H53V7H52ZM56 8H58V7H56ZM56 8H54V9H56ZM60 8H61V7H60ZM65 8H66V7H65ZM67 8H68V7H67ZM69 8H70V7H69ZM73 8H74V7H73ZM99 8H100V7H99ZM101 8H103V7H101ZM139 8H140V7H139ZM158 8H159V7H158ZM163 8H164V7H163ZM185 8H186V7H185ZM185 8H184V9H185ZM198 8H199V7H198ZM242 8H243V7H242ZM254 8H255V7H254ZM7 9H8V8H7ZM17 9H18V8H17ZM17 9H16V10H17ZM28 9H29V8H28ZM30 9H31V8H30ZM30 9H29V10H30ZM41 9H42V8H41ZM43 9H44V8H43ZM93 9H94V8H93ZM93 9H92V10H93ZM156 9H157V7H156ZM203 9H204V8H203ZM211 9H212V8H211ZM232 9H233V8H232ZM234 9H235V8H234ZM247 9H248V8H247ZM247 9H246V10H247ZM255 9H256V8H255ZM258 9H260V8H258ZM0 10H1V8H0ZM13 10H14V9H13ZM21 10H23V9H21ZM25 10H26V8H25ZM25 10H23V11H25ZM44 10H45V9H44ZM49 10H50V9H49ZM51 10H52V9H51ZM57 10H60V9H57ZM64 10H66V9H64ZM70 10H71V12H72V9H70ZM88 10L90 11V9H88ZM94 10H95V9H94ZM157 10H158V9H157ZM170 10H171V8H170ZM176 10H177V9H176ZM176 10H175V11H176ZM190 10H192V9H190ZM194 10H195V9H194ZM200 10H201V9H200ZM200 10L196 11V12H198V15H199V11H200ZM246 10H245V11H246ZM260 10H261V9H260ZM3 11H4V10H3ZM19 11H20V9L18 10V12H19ZM26 11H27V10H26ZM31 11H32V10H31ZM42 11H43V10H42ZM73 11H74V10H73ZM83 11H84V10H83ZM99 11H100V10H99ZM102 11H103V10H102ZM102 11H101V12H102ZM112 11H114V10H112ZM159 11H160V9H159ZM163 11H164V9H163ZM167 11H168V9H167ZM185 11H186V10H185ZM245 11H244V12H245ZM256 11H257V10H256ZM4 12H5V11H4ZM13 12H14V11H13ZM27 12H29V11H27ZM33 12H34V11H33ZM44 12H45V11H44ZM59 12H60V11H58V13H59ZM84 12H85V11H84ZM86 12H87V11H86ZM95 12H96V11H95ZM116 12H118V11H116ZM150 12H151V11H150ZM177 12H178V11H177ZM180 12H181V9H180ZM183 12H184V11H183ZM187 12H188V10H187ZM189 12H190V11H189ZM189 12H188V13H189ZM192 12H193V10H192ZM192 12H191V13H192ZM196 12H195V13H196ZM200 12H201V11H200ZM209 12H210V11H209ZM228 12H229V11H228ZM233 12H234V11H233ZM6 13H8V12H6ZM19 13H20V12H19ZM22 13H23V12H22ZM22 13H21V14H22ZM24 13H26V12H24ZM36 13H37V12H36ZM38 13H40V12L38 11ZM52 13H53V12H52ZM55 13H56V12L54 11V14H55ZM73 13H74V12H73ZM76 13H77V11H76ZM93 13H94V12H93ZM96 13H97V12H96ZM136 13H137V12H136ZM158 13H159V12H158ZM165 13H166V12H165ZM202 13H203V12H202ZM234 13H235V12H234ZM31 14H32V13H31ZM42 14H44V13H42ZM54 14H53V15H54ZM64 14H65V13H64ZM68 14H69L70 16H72V14H70V13H68ZM83 14L86 15V13H83ZM89 14H90V13H89ZM100 14H101V13H100ZM118 14H119V13H118ZM156 14H157V12H156ZM166 14H167V13H166ZM176 14H177V13H176ZM203 14H204V13H203ZM217 14H218V13H217ZM259 14H260V13H259ZM27 15H29V14H27ZM36 15H37V14H36ZM36 15H35V16H36ZM48 15H50V14H48ZM91 15H93V14H91ZM159 15H161V14H159ZM171 15H173V14L171 13ZM174 15H175V13H174ZM188 15H189V14H188ZM188 15H187V16H188ZM255 15H256V14H255ZM5 16H6V15H5ZM5 16H4V17H5ZM10 16H11V14H10ZM19 16H20V15H19ZM23 16H24V15H23ZM51 16H52V14H51ZM51 16H49V17H51ZM55 16H56V15H55ZM61 16H62V14H60V17H61ZM64 16H65V15H64ZM64 16H63V17H64ZM70 16H69V17H70ZM96 16H97V15H96ZM100 16L102 17V14H101ZM143 16H144V14H143ZM147 16H148V14H147ZM166 16H167V15H166ZM168 16H169V15H168ZM168 16H167V17H168ZM177 16H178V14H177ZM184 16H185V15H184ZM205 16H206V15H205ZM256 16H257V15H256ZM1 17H2V16H1ZM12 17H13V16H12ZM12 17H9V18H12ZM25 17H26V15H25ZM38 17H39V16H38ZM42 17H43V16H42ZM56 17H57V16H56ZM56 17H55V20H58V19H56ZM66 17H67V16H66ZM89 17H91V16H89ZM94 17H95V15H94ZM103 17H105V16L103 15ZM113 17H114V16H113ZM135 17H136V16H135ZM149 17H150V16H149ZM160 17H161V16H160ZM170 17H171V16H170ZM193 17H196V16H193ZM253 17H254V16H253ZM253 17H252V19H253ZM257 17H258V16H257ZM257 17H256V18H257ZM6 18H7V17H6ZM17 18H18V16H17ZM31 18H32V17H31ZM31 18L29 19V21L31 20ZM35 18H37V16H36ZM44 18H45V17H44ZM64 18H65V17H64ZM73 18H74V16H73ZM86 18H87V16H86ZM146 18H147V17H146ZM174 18H175V17H174ZM182 18H183V20H184V17H182ZM182 18H181V19H182ZM190 18H192V15H191ZM210 18H211V17H210ZM221 18H222V17H221ZM250 18H251V17H250ZM4 19H5V18H4ZM19 19H20V18H19ZM19 19H18V20H19ZM21 19H22V18H21ZM21 19H20V20H21ZM27 19H28V18H27ZM40 19H41V18H40ZM46 19H48V18H46ZM62 19H63V18H62ZM67 19H68V18H67ZM75 19H76V16H75ZM80 19H81V18H80ZM88 19H89V18H88ZM94 19H96V18H94ZM107 19H108V18H107ZM157 19H158V18H157ZM161 19H162V18H161ZM168 19H169V18H168ZM177 19H178V18H177ZM188 19H189V18H188ZM195 19H196V18H195ZM199 19H200V18H199ZM213 19H214V18H212V20H213ZM243 19L245 20V18H243ZM259 19H260V18H259ZM23 20L27 21L26 19H23ZM32 20H33V19H32ZM51 20H52V19H51ZM55 20H53V21H55ZM59 20H60V19H59ZM64 20H66V19H64ZM70 20H71V19L69 18V22H70ZM155 20H156V19H155ZM178 20H179V19H178ZM185 20H186V18H185ZM254 20L257 21L256 19H253V21H254ZM0 21H1V20H0ZM2 21H3V20H2ZM9 21L11 22V20H9ZM34 21H35V20H34ZM38 21H40V20H38ZM38 21H36V22H38ZM41 21H43V20L41 19ZM53 21H52V23L54 24ZM60 21H61V20H60ZM77 21H78V19H77ZM96 21H98V20H96ZM99 21H104V20H101V19H100ZM108 21H109V20H108ZM152 21H153V20H152ZM174 21H175V20H174ZM176 21H177V20H176ZM207 21H208V20H207ZM259 21H261V20H259ZM262 21H263V20H262ZM6 22H7V21H6ZM13 22H15V20H14ZM45 22H47V20H45ZM49 22H50V20H49ZM67 22H68V21H67ZM73 22H74V20H73ZM73 22H72V25H74ZM109 22H110V21H109ZM150 22H151V21H150ZM196 22H197V21H196ZM198 22H199V21H198ZM198 22H197V23H198ZM214 22H215V21H214ZM242 22H243V21H242ZM1 23H2V22H1ZM25 23H26V22H25ZM38 23H39V22H38ZM38 23H37V24H38ZM50 23H51V22H50ZM77 23H78V22H77ZM93 23H94V22H93ZM105 23H106V22H105ZM105 23H104V25H105ZM154 23H155V22H154ZM169 23H170V22H169ZM185 23H186V21H185ZM208 23H209V22H208ZM211 23H213V22H211ZM226 23H227V22H226ZM243 23H244V22H243ZM252 23H253V22H252ZM256 23H259V22H256ZM256 23H254V24H256ZM2 24H3V23H2ZM5 24H6V23H5ZM16 24H17V23H16ZM20 24H21V22L18 24V27H19ZM27 24H29V23H27ZM30 24H31V23H30ZM44 24H45V23H44ZM44 24H43V25H44ZM56 24H58V25H56V26H58V27L60 26V25H59V22H57ZM69 24H71V22H70ZM83 24H84V23H83ZM89 24H90V23H89ZM102 24H103V22H102ZM149 24H150V23H149ZM167 24H168V23H167ZM248 24H249V22H248ZM7 25H8V24H7ZM9 25H11V24H9ZM14 25H15V24H14ZM14 25H13V26H14ZM22 25H23V24H22ZM31 25H32V24H31ZM33 25H34V23H33ZM39 25H41V24H39ZM43 25H42V26H43ZM45 25H46V24H45ZM67 25H68V23H67ZM77 25H78V24H76L75 26L77 27ZM80 25H82V24H80ZM96 25H97V22H96ZM98 25H99V24H98ZM107 25H108V24H107ZM185 25H186V24H185ZM199 25H200V22H199ZM204 25H205V24H204ZM204 25H203V26H204ZM215 25H216V24H215ZM246 25H247V23H246ZM263 25H264V24H263ZM13 26H12V27H13ZM50 26H51V25H50ZM56 26H54V27H56ZM69 26L72 27L71 25H69ZM108 26H109V25H108ZM148 26H149V25H148ZM165 26H166V25H165ZM179 26H180V24H179ZM229 26H230V25H229ZM250 26H251V25H250ZM253 26H254V25H253ZM4 27H5V26H4ZM6 27H7V26H6ZM22 27H23V26H22ZM36 27H37V25H36ZM44 27H46V26H44ZM47 27H48V26H47ZM51 27H52V26H51ZM97 27H99V26H97ZM106 27H107V26H106ZM149 27H150V26H149ZM210 27H211V25H210ZM237 27H238V26H237ZM241 27H242V26H241ZM256 27H257V25H256ZM261 27H262V26H261ZM14 28H15V26H14ZM24 28H25V27H24ZM26 28H27V27H26ZM49 28H50V27H49ZM49 28H48V30H49ZM52 28H53V27H52ZM56 28H57V27H56ZM61 28H62V27H61ZM65 28H66V27H65ZM79 28H80V27H79ZM87 28H88V27H87ZM102 28H103V26H102ZM107 28H110V27H107ZM134 28H135V27H134ZM183 28H185V27H183ZM187 28H188V26H187ZM196 28H197V27H196ZM196 28H195V29H196ZM212 28H213V27H212ZM215 28H216V27H215ZM230 28H231V26H230ZM242 28H243V27H242ZM249 28H251V27H249ZM36 29H37V28H36ZM39 29H40V28H39ZM62 29H63V28H62ZM180 29H181V27H180ZM206 29H207V28H206ZM206 29H205V30H206ZM240 29H241V28H240ZM252 29H253V28H252ZM252 29H251V30H252ZM255 29H256V30H257V29L260 30L261 28H255ZM1 30H4V29H1ZM11 30H12V29H11ZM41 30H42V28H41ZM48 30H47V31H48ZM58 30H60V29H58ZM73 30H74V29H73ZM82 30H83V27H82ZM87 30H88V29H87ZM100 30H102V29H100ZM186 30H187V29H186ZM205 30H204V32H205ZM207 30H209V29H207ZM214 30H215V29H214ZM219 30H220V29H219ZM245 30H246V27H245ZM249 30H250V29H249ZM263 30H264V29H263ZM45 31H46V30H45ZM51 31H52V30H51ZM55 31H56V30H55ZM61 31H62V30H61ZM75 31H76V30H75ZM134 31H135V29H134ZM136 31H137V30H136ZM162 31H163V30H162ZM165 31H166V30H165ZM165 31H164V32H165ZM178 31H179V30H178ZM192 31H193V30H192ZM194 31H195V30H194ZM199 31H200V30H199ZM209 31H210V30H209ZM252 31H253V30H252ZM254 31H255V30H254ZM1 32H2V31H1ZM1 32H0V34H1ZM4 32H5V31H4ZM19 32H20V31H19ZM36 32H37V31H36ZM53 32H54V28H53ZM56 32H57V31H56ZM69 32H71V31H69ZM73 32H74V31H72V33H73ZM85 32H86V31H85ZM148 32H149V31H148ZM200 32H201V31H200ZM207 32H208V31H207ZM207 32H206V33H207ZM215 32H216V31H215ZM217 32H218V31H217ZM219 32H220V31H219ZM259 32H260V31H259ZM262 32H263V31H262ZM262 32H261V33H262ZM12 33H13V32H12ZM20 33H21V32H20ZM23 33H24V32H23ZM23 33H22L21 35H23ZM33 33H34V32H33ZM37 33H38V32H37ZM44 33H45V32H44ZM59 33H60V32H59ZM64 33H65V31H64ZM67 33H68V31H67ZM72 33H70V34L72 35ZM76 33H77V32H76ZM78 33H79V32H78ZM78 33H77V34H78ZM80 33H81V31H80ZM86 33H87V32H86ZM239 33H240V32H239ZM244 33H247V32H244ZM257 33H258V32H257ZM17 34H18V32L16 33V35H17ZM25 34H26V33H25ZM38 34H39V33H38ZM38 34H37V36H38ZM73 34H74V33H73ZM77 34H76V35H77ZM83 34H84V33H83ZM150 34H151V33H150ZM157 34H158V33H157ZM193 34H194V33H193ZM202 34H203V33H202ZM208 34L211 35V31H210V33L208 32ZM219 34H220V33H219ZM219 34H217L218 37H219ZM249 34H250V33H249ZM254 34H255V33H254ZM18 35H19V34H18ZM18 35H17V36H18ZM55 35H56V34H55ZM57 35H58V34H57ZM78 35H79V34H78ZM130 35H131V34H130ZM164 35H165V34H164ZM183 35H184V34H183ZM203 35H204V34H203ZM220 35H222V34H220ZM244 35H245V34H244ZM261 35H262V34H261ZM1 36H2V35H1ZM1 36H0V39L3 38L4 35H3L2 37H1ZM7 36H8V35H7ZM27 36H28V34H27ZM29 36H30V35H29ZM39 36H41V34H40ZM44 36H45V35H44ZM49 36H50V35H49ZM52 36H53V35H51L50 37L52 38ZM59 36H60V34H59ZM59 36H58V38H59ZM63 36H64V35H63ZM81 36H82V35H81ZM159 36H160V35H159ZM167 36H168V35H167ZM175 36H177V35H175ZM188 36H189V35H188ZM204 36H206V35H204ZM208 36H209V35H208ZM233 36H234V35H233ZM239 36H240V35H239ZM245 36H246V35H245ZM248 36H249V35H248ZM254 36H256V34H255ZM46 37H47V36H46ZM56 37H57V36H56ZM56 37H55V38H56ZM60 37H62V36H60ZM82 37H83V36H82ZM88 37H89V36H88ZM147 37H148V36H147ZM181 37H182V36H181ZM211 37H212V36H211ZM242 37H243V36H242ZM251 37H252V35H251ZM4 38H5V37H4ZM37 38H38V37H37ZM37 38H36V39H37ZM42 38H43V37H42ZM44 38H45V37H44ZM53 38H54V37H53ZM63 38H64V37H63ZM85 38H86V37H85ZM85 38H84L83 40H85ZM91 38H92V37H91ZM161 38H162V37H161ZM165 38H166V37H165ZM165 38H164V39H165ZM189 38H190V37H189ZM201 38H202V37H200L199 39H201ZM204 38H205V37H204ZM216 38H217V37H216ZM219 38H220V37H219ZM243 38H244V37H243ZM254 38H255V37H254ZM257 38H258V37H257ZM259 38H260V37H259ZM14 39H15V38H14ZM28 39H29V38H28ZM36 39H35V40H36ZM79 39H80V38H79ZM86 39H87V38H86ZM92 39H93V38H92ZM114 39L116 40L115 37H114ZM125 39H126V38H125ZM145 39H146V38H145ZM149 39H151V38H149ZM167 39H168V38H167ZM214 39H215V38H214ZM217 39H218V38H217ZM247 39H249V38H247ZM3 40H4V39H3ZM5 40H6V38H5ZM11 40H12V39H11ZM53 40H54L55 42H52V43H53V44H54V43L56 44V40H55V39H53ZM60 40H61V39H60ZM88 40H89V39H88ZM93 40H94V39H93ZM111 40H112V39H111ZM133 40H134V38H133ZM165 40H166V39H165ZM170 40H172V38H171ZM183 40H184V39H183ZM239 40H240V39H239ZM245 40H246V39H245ZM255 40H256V39H255ZM25 41H26V40H24V42H25ZM27 41H30V40H27ZM32 41H33V40H32ZM36 41H37V40H36ZM65 41H67L66 38H65ZM70 41H71V40H70ZM86 41H87V40H86ZM148 41H149V40H148ZM153 41H155V40H153ZM156 41H157V39H156ZM159 41H160V40H159ZM175 41H176V40H175ZM201 41H202V40H201ZM203 41H204V40H203ZM216 41H217V40H216ZM249 41H250V40H249ZM33 42H34V41H33ZM46 42H47V41H46ZM48 42H49V41H48ZM48 42H47V43H48ZM58 42H60V41H58ZM63 42H64V40H63ZM163 42H164V41H163ZM170 42H171V41H170ZM180 42H181V41H180ZM190 42H191V41H190ZM190 42H189V43H190ZM206 42H207V41H206ZM212 42H213V41H212ZM217 42H218V41H217ZM255 42H256V41H255ZM257 42H258V41H257ZM259 42H260V41H259ZM3 43H4V42H3ZM11 43H12V42H11ZM44 43H45V41H44ZM49 43H50V42H49ZM67 43H68V42H67ZM89 43H90V42H89ZM94 43H95V42H94ZM117 43H118V42H117ZM136 43H137V42H136ZM151 43H152V42H151ZM172 43H173V42H172ZM184 43H185V41H184ZM200 43H201V42H200ZM207 43H208V42H207ZM219 43H220V42H219ZM222 43H224V42L222 41ZM222 43H221V47L223 48ZM245 43H246V42H245ZM245 43H244V44H245ZM251 43H252V42H251ZM7 44H8V43H7ZM9 44H10V43H9ZM23 44H24V43H23ZM23 44H22V45H23ZM58 44H59V43H58ZM60 44H61V43H60ZM63 44H64V43H63ZM63 44H62V45H63ZM81 44H82V42H81ZM83 44H84V42H83ZM83 44H82V45H83ZM96 44H97V43H96ZM100 44H101V43H100ZM120 44H121V43H120ZM148 44H149V43H148ZM159 44H160V43H159ZM203 44H204V43H203ZM205 44H206V43H205ZM210 44H211V42H210ZM210 44H209V45H210ZM216 44H217V43H216ZM260 44H261V43H260ZM0 45H1V43H0ZM30 45H31V44H30ZM40 45H41V44H40ZM62 45H61V46H62ZM64 45H67V44H64ZM75 45H76V44H75ZM88 45H89V44H88ZM88 45H87V46H88ZM93 45H94V44H93ZM93 45H92V46H93ZM102 45H103V43H102ZM110 45H111V44H110ZM114 45H115V44H114ZM154 45H155V44H154ZM154 45H153V48H154ZM167 45H168V44H167ZM201 45H202V43H201ZM209 45H208V46H209ZM212 45H213V43H212ZM212 45H211V46H212ZM224 45H225V43H224ZM227 45H228V44H227ZM254 45H255V44H254ZM4 46H5V45H4ZM8 46H9V45H8ZM37 46H38V45H37ZM41 46H42V45H41ZM41 46H40V49H41ZM44 46H45V45H44ZM44 46H43V47H44ZM59 46H60V45H59ZM61 46H60V47H61ZM76 46H77V45H76ZM97 46H98V45H97ZM112 46H113V45H112ZM118 46H120V45L118 44ZM145 46H146V45H145ZM173 46H174V45H173ZM240 46H241V45H240ZM258 46H259V45H258ZM28 47H29V46H28ZM46 47H47V46H46ZM63 47H64V46H63ZM67 47H68V45H67ZM77 47H78V46H77ZM88 47H89V46H88ZM115 47H116V46H115ZM148 47H149V46H148ZM156 47H157V46H156ZM169 47H170V46H169ZM213 47H214V45H213ZM218 47H220V46H218ZM221 47H220V48H221ZM230 47H231V45H230ZM244 47H245V46H244ZM244 47H243V48H244ZM19 48H20V46H19ZM24 48H25V47H24ZM54 48H55V47H54ZM54 48H53V49H54ZM90 48H91V47H90ZM93 48H94V46H93ZM99 48H101V47L99 46ZM121 48H122V47H121ZM151 48H152V47H151ZM175 48H176V46H175ZM178 48H179V47H178ZM181 48H183V47H181ZM202 48H204V47L202 46ZM209 48H210V47H209ZM214 48H216V47H214ZM222 48H221V49H222ZM226 48H228V47H226ZM30 49H34V48H30ZM53 49H52V50H53ZM65 49H66V48H65ZM78 49H79V47H78ZM81 49H82V48H81ZM86 49H88V48L86 47ZM108 49H110V48H108ZM141 49H142V48H141ZM168 49H169V48H168ZM189 49H190V48H189ZM193 49H194V48H193ZM238 49H239V48H238ZM246 49H247V48H246ZM258 49H259V48H258ZM0 50H1V49H0ZM25 50H26V49H25ZM25 50H24V51H25ZM27 50H28V48H27ZM45 50H46V49H45ZM52 50H51V52H52ZM59 50H60V49H59ZM61 50H62V47H61ZM66 50H67V49H66ZM82 50H83V49H82ZM94 50H96V49L94 48ZM110 50H111V49H110ZM132 50H133V49H132ZM148 50H149V49H148ZM156 50H157V49H156ZM209 50H211V49H209ZM218 50H219V49H218ZM233 50H234V49H233ZM247 50H249V49H247ZM259 50H260V49H259ZM261 50H262V49H261ZM33 51H35V50H33ZM49 51H50V50H49ZM90 51H91V50H90ZM90 51H89V52H90ZM97 51L100 52L99 50H97ZM103 51H104V50H103ZM116 51H117V50H116ZM142 51H143V50H142ZM150 51H152V50H150ZM173 51H174V50H173ZM191 51H192V48H191ZM223 51H224V50H223ZM235 51H237V50H235ZM239 51H240V50H239ZM243 51H245V50H243ZM254 51H255V50H254ZM20 52H21V51H20ZM28 52H29V51H27V53H28ZM38 52L40 53V51H38ZM45 52H46V51H45ZM68 52H69V51H68ZM68 52H66V53H68ZM72 52H73V51H72ZM78 52H79V51H78ZM85 52H86V50H85ZM98 52H96V53H98ZM165 52H166V51H165ZM183 52H184V51H183ZM216 52H217V51H216ZM250 52H251V50H250ZM6 53H7V52H6ZM24 53H25V52H24ZM59 53H60V51H59ZM61 53H62V52H61ZM64 53H65V52H64ZM76 53H77V52H76ZM76 53L73 52V53H72L73 55H71V57H72V56H76ZM83 53H84V52H83ZM162 53H163V52H162ZM162 53H161V54H162ZM181 53H182V52H181ZM189 53H190V52H189ZM202 53H203V51H202ZM207 53H208V52H207ZM218 53H219V52H218ZM252 53H253V52H252ZM12 54H13V53H12ZM32 54H33V53H32ZM35 54L37 55V53H35ZM42 54H44V53H42ZM55 54H56V53H55ZM70 54H71V53H70ZM74 54H75V55H74ZM92 54H95V53H92ZM113 54H115V53H113ZM117 54H118V53H117ZM124 54H125V53H124ZM132 54H133V53H132ZM135 54H136V53H135ZM140 54H141V53H140ZM148 54H149V53H148ZM154 54H155V52H154ZM164 54H165V53H164ZM196 54H197V53H196ZM219 54H220V53H219ZM38 55H39V54H38ZM53 55H54V53H53ZM68 55H69V54H68ZM86 55H88V54L86 53ZM90 55H91V54H90ZM100 55H101V54H100ZM100 55H99V56H100ZM172 55H173V54H172ZM177 55H178V53H177ZM182 55H183V53H182ZM184 55H185V54H184ZM192 55H193V54H192ZM206 55H207V54H206ZM206 55H204V56H205V59H206ZM214 55H215V54H214ZM225 55H226V53L224 54V56H225ZM240 55H241V54H240ZM24 56H25V55H24ZM24 56H23V57H24ZM32 56H34V55H32ZM39 56H40V55H39ZM41 56H42V55H41ZM49 56H50V55H49ZM59 56H60V55H59ZM61 56H63V54H62ZM88 56H89V55H88ZM88 56H87V57H88ZM114 56H115V55H114ZM123 56H124V55H123ZM151 56H152V55H151ZM167 56H169V55H167ZM173 56H174V55H173ZM188 56H189V55H188ZM211 56H212V55H211ZM37 57H38V56H37ZM42 57H43V56H42ZM77 57H78V56H77ZM92 57H94V56H92ZM100 57H101V56H100ZM103 57H104V56H102L101 58H103ZM119 57H120V56H119ZM135 57H136V56H135ZM148 57H149V56H148ZM155 57H157V55H156ZM178 57H181V55H180V56L178 55ZM189 57H190V56H189ZM216 57H217V56H216ZM241 57H242V56H241ZM17 58H18V57H17ZM35 58H36V57H35ZM44 58H45V57H44ZM46 58H47V57H46ZM49 58H50V57H49ZM51 58H53V56H52ZM56 58H57V57H55V60H54V61H56ZM64 58H65V57H64ZM72 58H73V57H72ZM97 58H98V57H97ZM115 58H116V57H115ZM140 58H141V57H140ZM140 58H139V59H140ZM151 58H153V57H151ZM162 58H163V57H162ZM174 58H175V57H174ZM176 58H177V56H176ZM192 58H193V57H192ZM198 58H199V57H198ZM207 58H208V57H207ZM211 58H212V57H210L209 59H211ZM224 58H225V57H224ZM262 58H263V57H262ZM4 59H5V58H4ZM53 59H54V58H53ZM58 59H59V58H58ZM80 59H81V57H80ZM89 59H90V57H89ZM118 59H119V58H118ZM126 59H127V58H126ZM153 59H154V58H153ZM153 59H152V60H153ZM158 59H159V57H158ZM170 59H171V57H170ZM186 59H187V58H186ZM195 59H196V58H195ZM205 59H204V60H205ZM216 59H217V58H216ZM218 59H219V58H218ZM240 59H241V58H240ZM247 59H248V58H247ZM260 59H261V58H260ZM260 59H259V60H260ZM43 60H46V59H43ZM50 60H51V59H50ZM61 60H62V59H61ZM61 60H59V61H61ZM75 60H76V59H74V61H75ZM82 60H83V59H82ZM86 60H87V58H86ZM94 60H95V59H94ZM102 60H104V59H102ZM119 60H120V59H119ZM119 60H118V61H119ZM133 60H134V59H133ZM183 60H184V59L182 58V61H183ZM196 60H197V59H196ZM199 60H200V59H199ZM223 60H224V59H223ZM52 61H53V60H52ZM71 61H72V60H71ZM96 61H97V60H96ZM104 61H105V60H104ZM121 61H122V60H121ZM143 61H144V60H143ZM148 61H149V60H148ZM158 61H159V60H158ZM161 61H162V60H161ZM167 61H168V60H167ZM177 61H179V59H177ZM194 61H195V60H194ZM214 61H215V60H214ZM219 61H220V60H219ZM35 62H36V61H35ZM57 62H58V61H57ZM63 62H64V61H63ZM87 62H90V61H87ZM87 62H86V63H87ZM105 62H106V61H105ZM122 62H123V61H122ZM122 62H121V63H122ZM127 62H128V61H127ZM155 62H156V61H155ZM159 62H160V61H159ZM163 62H166V61L163 60ZM168 62H169V61H168ZM191 62H192V61H191ZM191 62H190V63H191ZM232 62H233V61H232ZM257 62H258V61H257ZM42 63H43V62H42ZM46 63H47V62H45V65H46ZM48 63L50 64V62H48ZM58 63H60V62H58ZM74 63H75V62H72V64H74ZM95 63H96V62H95ZM97 63H98V61H97ZM142 63H143V62H142ZM166 63H167V62H166ZM172 63H173V62H172ZM179 63H180V62H178V64H179ZM181 63H182V62H181ZM228 63H229V61H228ZM249 63H250V61H249ZM51 64H52V63H51ZM54 64L56 65V63H54ZM61 64H62V63H61ZM83 64H84V63H83ZM93 64H94V62H93ZM104 64H105V63H104ZM151 64H152V62H151ZM156 64H157V63H156ZM188 64H189V63H188ZM194 64H195V63H194ZM230 64H231V63H230ZM232 64H233V63H232ZM253 64H254V63H253ZM261 64H262V63H261ZM55 65H54V66H55ZM59 65H60V64H59ZM69 65H71V64H69ZM81 65H82V64H81ZM97 65L99 66V64H97ZM100 65L103 66V64H100ZM106 65H107V64H106ZM143 65H144V64H142V66H143ZM152 65H153V64H152ZM180 65H181V64H180ZM191 65H192V67H193V64H192V63H191ZM200 65H201V64H200ZM215 65H216V64H215ZM218 65H219V62H218ZM233 65H234V64H233ZM245 65H247V64H245ZM245 65H244V66H245ZM259 65H260V64H259ZM54 66H53V67H54ZM67 66H68V65H67ZM76 66H77V64H76ZM76 66H75V67H76ZM94 66H95V64H94ZM107 66H108V65H107ZM107 66H106V67H107ZM124 66H125V65H124ZM160 66H161V64H160ZM160 66H159V67H160ZM169 66H170V65H169ZM181 66H182V65H181ZM189 66H190V65H189ZM195 66H196V64H195ZM206 66H208V63H206ZM225 66H226V65H225ZM234 66H235V65H234ZM240 66H241V64H240ZM49 67H50V66H48V68H49ZM119 67H120V66H119ZM190 67H191V66H190ZM198 67H199V66H198ZM216 67H217V65H216ZM216 67H215V70H216ZM219 67H220V66H219ZM221 67H222V66H221ZM56 68H57V67H56ZM72 68H73V70L75 69L74 66H73ZM77 68H78V67H77ZM79 68H82V66L79 67ZM99 68H101V67H99ZM104 68H105V67H104ZM165 68H168V67L165 66ZM174 68H175V66H174ZM178 68H179V67H178ZM193 68H195V67H193ZM193 68H191V69H193ZM239 68H240V67H239ZM244 68H245V67H244ZM248 68H249V67H248ZM250 68H251V67H250ZM254 68H255V67H254ZM263 68H264V67H263ZM49 69H50V68H49ZM58 69H59V68H58ZM125 69H126V68H125ZM130 69H131V68H130ZM138 69H139V68H138ZM196 69H198V68H196ZM245 69H246V68H245ZM251 69H252V68H251ZM51 70H53V69H51ZM51 70H50V71H51ZM79 70H80V69H79ZM81 70H82V69H81ZM94 70L96 71L97 69H94ZM122 70H123V69H122ZM144 70H145V69H144ZM156 70H157V69H156ZM156 70H155V71H156ZM167 70H168V69H167ZM167 70H166V71H167ZM169 70H170V69H169ZM169 70H168V71H169ZM174 70H175V69H174ZM182 70H183V69H182ZM184 70H185V69H184ZM249 70H250V69H249ZM261 70H262V69H261ZM26 71H27V70H26ZM50 71H49V72H50ZM61 71H62V70H61ZM71 71H72V70H71ZM76 71H78V70H76ZM108 71H110V70H108ZM133 71H135L134 68H133ZM141 71H142V70H141ZM168 71H167V72H168ZM175 71H176V70H175ZM187 71H188V70H187ZM193 71H194V70H193ZM196 71H197V70H196ZM203 71H204V70H203ZM213 71H214V70H213ZM228 71H229V70H228ZM22 72H23V71H22ZM49 72H48V74H49ZM55 72H57V71H55ZM55 72H54V73H55ZM74 72H75V71H74ZM74 72H73V73H74ZM97 72H98V70H97ZM99 72H100V71H99ZM106 72H107V71H106ZM125 72H126V70H125ZM143 72H144V71H143ZM158 72H159V71H158ZM158 72H157V73H158ZM179 72H180V71H179ZM183 72H184V71H183ZM197 72H198V71H197ZM199 72H200V71H199ZM216 72H217V71H216ZM218 72H219V71H218ZM230 72H231V71H230ZM252 72H253V70H252ZM263 72H264V71H263ZM50 73H51V72H50ZM69 73H70V71L68 72V74H69ZM79 73H81V72L79 71ZM87 73H88V72H87ZM92 73L95 74L94 71H93ZM161 73H162V72H161ZM190 73H191V72H190ZM210 73H212V71H210ZM247 73H249V71H248ZM253 73H254V72H253ZM1 74H2V73H1ZM3 74H5V73H3ZM6 74H7V73H6ZM57 74H58V73H57ZM57 74H56V75H57ZM65 74H66V73H65ZM70 74H72V73H70ZM75 74H76V73H75ZM77 74H78V73H77ZM100 74H101V73H100ZM109 74H111V72H110ZM119 74H120V73H119ZM138 74H139V73H138ZM140 74H141V73H140ZM142 74H143V73H142ZM173 74H174V73H173ZM180 74H181V73H180ZM193 74H196V73H193ZM212 74H213V73H212ZM251 74H252V73H251ZM53 75H54V74H53ZM53 75H52V76H53ZM56 75H54V76H56ZM61 75H62V73H61ZM86 75H87V74H86ZM86 75H85L84 77H86ZM106 75H108V74H106ZM114 75H116V74H114ZM170 75H172V74L170 73ZM181 75H182V74H181ZM181 75H180V76H181ZM232 75H233V74H232ZM260 75H261V74H260ZM7 76H8V75H7ZM10 76H11V75H10ZM13 76H14V75H13ZM18 76H19V75H18ZM52 76H51V78H52ZM65 76H67V74H66ZM78 76H79V74H78ZM99 76H100V75H99ZM103 76H104V75H102L101 77H103ZM128 76H129V74H128ZM128 76H127V77H128ZM131 76H132V75H131ZM157 76H158V75H157ZM163 76H164V75H163ZM195 76H196V75H195ZM195 76H194V78H195ZM197 76L199 77V75H197ZM197 76H196V77H197ZM210 76H211V75H210ZM210 76H209V77H210ZM213 76H214V75H213ZM225 76H226V75H225ZM229 76H230V74H229ZM251 76H252V75H251ZM253 76H254V75H253ZM14 77H15V76H14ZM24 77H25V75H24ZM56 77H57V76H56ZM62 77H63V76H62ZM87 77H88V75H87ZM124 77H126V76H124ZM147 77H149V76H147ZM153 77H154V75H153ZM176 77H177V76H176ZM209 77H208V78H209ZM217 77H218V76H217ZM217 77H216V78H217ZM259 77H260V76H259ZM259 77H258V78H259ZM262 77H263V76H262ZM262 77H261V78H262ZM11 78H12V77H11ZM18 78H19V77H18ZM65 78H66V77H65ZM70 78H71V77H70ZM80 78H81V77H80ZM92 78H93V76H92ZM106 78H108V77H106ZM106 78H105V79H106ZM111 78L113 79L112 75H111ZM128 78H129V77H128ZM162 78H163V77H162ZM180 78H181V77H180ZM187 78H188V77H187ZM190 78H191V77H190ZM190 78H189V79H190ZM194 78H193V79H194ZM199 78H201V77H199ZM208 78H207V80H208ZM211 78H212V77H211ZM216 78H215V79H216ZM16 79H17V78H16ZM16 79H15V80H16ZM26 79H27V78H26ZM72 79H73V78H72ZM75 79H76V78H75ZM98 79H100V78H98ZM108 79H109V78H108ZM141 79H142V78H141ZM154 79H155V78H154ZM176 79H177V78H176ZM185 79H186V78H185ZM15 80H14V82H15ZM18 80H19V79H18ZM28 80H30V79H28ZM51 80H52V79H51ZM53 80H54V79H53ZM57 80H58V78H57ZM59 80H60V79H59ZM59 80H58V81H59ZM67 80H69V79H67ZM83 80H84V79H83ZM86 80H87V79H86ZM90 80H91V79H90ZM90 80H88V81H90ZM106 80H107V79H106ZM134 80H135V79H134ZM146 80H147V79H146ZM149 80H150V79H149ZM156 80H159V79L157 78ZM164 80L166 81L167 79H164ZM164 80H163V81H164ZM255 80H256V79H255ZM0 81H1V80H0ZM10 81H11V80H10ZM21 81H22V80H21ZM61 81H62V80H61ZM61 81H60V82H61ZM64 81H65V80H64ZM70 81H71V80H70ZM75 81H76V80H75ZM75 81H74V82H75ZM102 81H103V80H102ZM108 81L112 82L111 80H108ZM113 81H114V80H113ZM130 81H131V80H130ZM142 81H143V80H142ZM160 81H162V80H160ZM169 81H171V80H169ZM176 81L179 82L178 80H176ZM190 81H191V80H190ZM196 81H197V79H196ZM205 81H206V80H205ZM211 81H212V80H211ZM14 82H13V83H14ZM24 82H25V81H24ZM65 82H66V81H65ZM71 82H73V81H71ZM84 82H85V81H84ZM137 82H138V81H137ZM149 82H150V81H149ZM149 82H148V83H149ZM188 82H189V81H187V84H188ZM191 82H192V81H191ZM191 82H190V83H191ZM21 83H22V82H21ZM45 83H46V82H45ZM47 83H48V82H47ZM63 83H64V82H63ZM66 83H67V82H66ZM78 83H79V82H78ZM85 83H86V82H85ZM85 83H84V84H85ZM112 83H113V82H112ZM121 83H122V82H121ZM134 83H135V82H134ZM142 83H143V82H142ZM146 83H147V82H146ZM153 83H154V82H153ZM156 83H158V82H156ZM159 83H160V82H159ZM168 83H169V82H167V84H168ZM171 83H173V82H171ZM184 83H185V82H184ZM196 83H197V82H196ZM207 83H208V82H207ZM256 83H257V82H256ZM261 83H262V82H261ZM10 84H11V83H10ZM49 84H50V81H49ZM52 84H53V82H52ZM54 84H55V83H54ZM60 84H61V83H60ZM60 84H59V87L62 86V85H60ZM68 84H69V83H68ZM70 84H71V83H70ZM80 84H82V83H80ZM94 84H95V83H94ZM101 84H102V83H101ZM110 84H111V83H110ZM137 84H139V83H137ZM149 84H151V83H149ZM179 84H180V83H179ZM181 84H182V83H181ZM199 84H200V83H199ZM210 84H211V83L209 82V87H210ZM12 85H14V84H12ZM12 85H11V86H12ZM47 85H48V84H47ZM47 85H46V87H47ZM56 85H57V84H56ZM65 85H66V84H65ZM134 85H135V84H134ZM170 85H172V84H170ZM170 85H169V86H170ZM188 85H189V84H188ZM206 85H207V84H206ZM214 85H215V84H214ZM5 86H6V85H5ZM24 86H25V85H24ZM32 86H33V85H32ZM35 86H36V85H35ZM70 86H71V85H70ZM84 86H85V85H84ZM86 86H87V85H86ZM88 86H89V85H88ZM104 86H105V85H104ZM147 86H148V85H147ZM154 86H155V85H153V87H154ZM161 86H162V85H161ZM163 86H164V85H163ZM166 86H167V85H166ZM176 86L178 87V85H176ZM179 86H180V85H179ZM199 86H200V85H199ZM258 86H259V84H258ZM258 86H257V87H258ZM9 87H10V86H9ZM9 87H8V88H9ZM52 87H53V86H52ZM68 87H69V86H68ZM68 87H66V88H68ZM78 87H79V86H78ZM80 87H81V85H80ZM99 87H100V84H99ZM122 87H123V86H122ZM141 87L144 88V85L141 86ZM145 87H146V86H145ZM170 87H171V86H170ZM184 87H185V84H184ZM209 87H208V85H207L208 90H209ZM1 88H2V87H1ZM4 88H5V87H4ZM6 88H7V87H6ZM8 88H7V89H8ZM12 88H13V87H12ZM33 88H34V87H33ZM53 88H54V87H53ZM63 88H64V87H63ZM69 88H70V87H69ZM87 88H89V87H87ZM97 88H98V87H97ZM110 88H111V87H110ZM110 88H108V89H110ZM132 88H133V87H132ZM163 88H164V87H163ZM174 88H176V87H174ZM181 88H182V87H181ZM186 88H187V87H186ZM189 88H190V87H189ZM203 88H204V87H203ZM203 88H202V90H203ZM210 88H211V87H210ZM255 88H256V87H255ZM260 88H261V87H260ZM263 88H264V87H263ZM2 89H3V88H2ZM46 89H47V88H46ZM58 89H61V87L58 88ZM81 89H82V88H80V91H81ZM85 89H86V88H85ZM112 89H113V87H112ZM133 89H134V88H133ZM147 89H149V88H147ZM150 89H151V88H150ZM170 89H171V88H170ZM178 89H180V87H179ZM184 89H185V88H184ZM196 89H197V88H196ZM204 89H205V88H204ZM9 90H10V88H9ZM14 90H15V89H14ZM19 90H20V89H19ZM51 90H52V89H51ZM51 90H49V91H51ZM62 90H63V89H62ZM62 90H61V91H62ZM64 90H67V89H64ZM64 90H63V91H64ZM71 90H72V89H71ZM77 90H78V89H77ZM92 90H93V89L91 88V91H92ZM99 90H100V89H99ZM99 90H98V91H99ZM171 90H172V89H171ZM175 90H176V89H175ZM199 90H200V89H199ZM202 90H201V91H202ZM258 90H259V89H258ZM10 91H11V90H10ZM56 91H57V89H56ZM75 91H76V90H75ZM84 91H85V90H83V92H84ZM94 91H96V90H94ZM121 91H122V90H121ZM135 91H136V90H135ZM149 91H150V90H149ZM164 91H165V90H164ZM177 91H179V90H177ZM189 91H190V89H189ZM197 91H198V90H197ZM256 91H257V90H256ZM8 92H9V91H8ZM13 92H14V91H13ZM17 92H18V91H17ZM52 92H53V90H52ZM65 92H66V91H65ZM67 92H69V91H67ZM113 92H114V91H113ZM132 92H134V91H132ZM157 92H158V91H157ZM180 92H181V91H180ZM253 92H254V91H253ZM263 92H264V91H262V93H263ZM0 93H1V91H0ZM74 93H76V92H74ZM78 93H81V92H78ZM87 93H88V95H89V92H87ZM100 93H101V92H100ZM108 93H109V92H108ZM114 93H115V92H114ZM151 93H152V91H151ZM162 93H163V91H162ZM167 93H168V92H167ZM167 93H166V94H167ZM178 93H179V92H178ZM182 93H183V92H182ZM208 93H209V92H208ZM20 94H22V93H20ZM43 94H44V92H43ZM46 94H47V93H46ZM50 94H52V93L50 92ZM53 94H54V93H53ZM53 94H52V95H53ZM56 94H57V93H56ZM81 94H82V93H81ZM81 94H80V95H81ZM94 94H96V93H94ZM97 94H98V93H97ZM133 94H134V93H133ZM149 94H150V93H149ZM160 94H161V92H160ZM164 94H165V93H164ZM175 94H176V93H175ZM186 94H187V93H186ZM58 95H59V94H58ZM63 95H64V94H63ZM78 95H79V94H78ZM82 95H83V94H82ZM82 95H81V97H83ZM92 95H93V94H91V96H92ZM100 95H101V94H100ZM118 95H119V94H118ZM169 95H170V94H169ZM187 95H188V94H187ZM200 95H201V93H200ZM251 95H252V94H251ZM61 96H62V95H61ZM61 96H59V97H61ZM67 96H68V93H67ZM75 96H77V95L75 94ZM85 96H86V95H85ZM89 96H90V95H89ZM96 96H97V95H96ZM125 96H126V95H125ZM125 96H124V97H125ZM143 96H144V95H143ZM159 96H160V95H159ZM207 96H208V94H207ZM211 96H212V95H211ZM217 96H219V95H217ZM220 96H221V95H220ZM227 96H228V95H227ZM230 96H231V95H230ZM256 96H257V95H256ZM259 96H260V95H259ZM37 97H38V96H37ZM45 97H46V99H47L48 95L45 96ZM52 97H53V96H52ZM52 97H51V98H52ZM55 97H57V96H55ZM71 97H72V96H71ZM92 97H93V96H92ZM100 97L102 98V96H100ZM106 97H107V96H106ZM111 97H112V96H111ZM114 97H115V96H114ZM114 97H113V98H114ZM129 97H130V96H129ZM188 97H189V96H188ZM198 97H199V96H198ZM205 97H206V96H205ZM1 98H2V97H1ZM61 98H62V97H61ZM61 98H60V99H61ZM67 98H68V100H69V97H67ZM79 98H80V97H79ZM79 98H78V99H79ZM86 98H87V97H86ZM96 98H97V97H96ZM164 98H165V97H164ZM168 98H169V97H168ZM256 98H257V97H256ZM7 99H9V98H7ZM49 99H50V98H49ZM57 99H58V98H57ZM62 99L64 100V98H62ZM80 99H81V98H80ZM90 99H91V98H90ZM92 99H93V98H92ZM103 99H104V97H103ZM103 99H102V100H103ZM108 99H109V98H108ZM110 99H111V98H110ZM162 99H163V97H162ZM175 99H176V98H175ZM188 99H189V98H188ZM194 99H195V98H194ZM198 99H199V98H198ZM209 99H210V98H209ZM26 100H27V99H26ZM41 100H43V99H41ZM44 100H45V99H44ZM44 100H43V101H44ZM75 100H76V99H74V101H75ZM97 100H98V99H97ZM99 100H100V98H99ZM124 100H125V99H124ZM141 100H143V99H141ZM165 100H166V98H165ZM165 100H164V101H165ZM168 100H169V99H168ZM181 100H182V98H181ZM186 100H187V99H186ZM186 100H185V101H186ZM218 100H219V99H218ZM256 100H257V99H256ZM259 100H260V99H259ZM259 100L257 101V103H259ZM31 101H32V100H31ZM47 101H48V100H47ZM57 101H58V100H57ZM64 101H65V100H64ZM69 101H70V100H69ZM79 101H80V100H79ZM95 101H96V100H95ZM95 101H94V102H95ZM108 101H109V100H108ZM112 101H113V100H112ZM125 101H126V100H125ZM125 101H124V102H125ZM132 101H133V100H132ZM134 101H135V100H134ZM173 101H174V99H173ZM209 101H210V100H209ZM211 101H212V99H211ZM52 102L54 103V101H52ZM70 102H71V101H70ZM96 102H97V101H96ZM99 102H100V101H99ZM102 102H103V101H102ZM127 102H128V101H127ZM175 102H176V101H175ZM181 102H182V101H181ZM206 102H208V101H206ZM212 102H213V101H212ZM212 102H211V103H212ZM252 102H253V101H252ZM261 102H262V101H261ZM31 103H32V102H31ZM41 103H42V101L40 102V104H41ZM44 103H45V105H46V102H44ZM47 103H48V102H47ZM75 103H76V101H75ZM75 103H74V104H75ZM103 103H105V102H103ZM103 103H102V104H103ZM107 103H108V102H107ZM113 103H114V102H113ZM147 103H148V102H147ZM168 103H170V102H168ZM190 103H191V102H190ZM199 103H200V102H199ZM213 103H214V102H213ZM3 104H4V103H3ZM50 104H51V103H50ZM100 104H101V103H100ZM102 104H101V105H102ZM123 104H124V103H123ZM126 104L129 106L128 103H126ZM155 104H157V103L155 102ZM158 104H159V103H158ZM218 104H219V103H218ZM221 104H222V102H221ZM231 104H232V103H231ZM28 105H29V104H28ZM55 105H56V104H55ZM67 105H68V104H67ZM89 105H90V103H89ZM95 105H96V103H95ZM95 105H94V107H95ZM98 105H99V103H98ZM104 105H105V104H104ZM116 105H117V104H116ZM124 105H125V104H124ZM173 105H174V104H173ZM252 105H253V104H252ZM261 105H262V104H261ZM46 106H47V105H46ZM51 106H52V105H51ZM63 106H64V104H63ZM74 106H75V105H74ZM96 106H97V105H96ZM107 106H108V104H107ZM109 106H110V104H109ZM135 106H136V104H135ZM145 106H146V105H145ZM150 106H151V105H150ZM153 106H154V105H153ZM167 106H168V104H167ZM174 106H175V105H174ZM176 106H177V105H176ZM178 106H179V105H178ZM218 106H219V105H218ZM220 106H221V105H220ZM259 106H260V105H259ZM43 107H45V106L43 105ZM49 107H50V106H49ZM53 107H54V106H53ZM68 107H70V106H68ZM97 107H98V106H97ZM99 107H100V106H99ZM151 107H152V106H151ZM203 107H204V106H203ZM213 107H214V106H213ZM261 107H262V106H261ZM263 107H264V106H263ZM33 108H34V107H33ZM41 108H42V107H41ZM70 108H71V107H70ZM88 108H89V107H88ZM95 108H96V107H95ZM103 108H104V110H105V107L102 106V109H103ZM108 108H110V107H108ZM114 108H115V107H114ZM114 108H113V111H115ZM118 108H119V107H118ZM125 108H126V107H125ZM162 108H164V106H163ZM162 108H161V109H162ZM167 108H168V107H167ZM181 108H182V106H181ZM195 108H196V107H195ZM207 108H208V105L206 106V109H207ZM210 108H211V107H210ZM218 108H219V107H218ZM1 109H2V108H1ZM22 109H25V108H22ZM45 109H46V107H45ZM71 109H72V108H71ZM74 109H75V107H74ZM121 109H122V108H121ZM129 109H130V106H129ZM144 109H145V108H144ZM159 109H160V108H159ZM171 109H172V108H171ZM220 109H221V108H220ZM262 109H263V108H262ZM51 110H52V109H51ZM69 110H70V109H69ZM87 110H88V109H87ZM96 110H97V109H96ZM107 110L109 111L110 109H107ZM119 110H120V109H119ZM119 110H118V111H119ZM150 110H151V109H150ZM169 110H170V108H169ZM181 110H182V109H181ZM207 110H208V109H207ZM1 111H2V110H1ZM41 111H42V110H41ZM53 111H54V110H53ZM71 111H72V110H71ZM94 111H95V110H94ZM111 111H112V109H111ZM130 111H132V110L130 109ZM159 111H160V110H159ZM164 111H165V109H164ZM179 111H180V110H179ZM184 111H185V110H184ZM187 111H188V110H187ZM187 111H186V112H187ZM190 111H192V109H191ZM208 111H209V110H208ZM210 111H211V110H210ZM210 111H209V112H210ZM214 111H215V110H214ZM214 111H212V112H214ZM218 111H219V110H218ZM218 111H217V112H218ZM224 111H225V110H224ZM256 111H257V110H256ZM258 111H259V109H258ZM260 111H261V110H260ZM2 112H3V111H2ZM33 112H35V111H33ZM38 112H39V111H38ZM51 112H52V111H51ZM55 112H56V111H55ZM69 112H70V111H69ZM69 112H68V113H69ZM75 112H76V111H75ZM133 112H134V110H133ZM149 112H150V111H149ZM166 112H167V111H166ZM188 112H189V111H188ZM242 112H243V111H242ZM40 113H42V112H40ZM52 113H53V112H52ZM52 113H51V114H52ZM97 113H98V111H97ZM99 113H100V112H99ZM102 113H103V112H102ZM110 113L112 114V112H110ZM113 113H116V111L113 112ZM131 113H132V112H131ZM136 113L138 114L139 112H136ZM143 113H144V112H143ZM152 113H153V111H152ZM168 113H169V112H168ZM171 113H172V112H171ZM171 113H170V114H171ZM177 113H178V111H177ZM196 113H197V112H196ZM219 113H220V112H219ZM232 113H233V112H232ZM249 113H250V112H249ZM256 113H257V112H256ZM258 113H259V112H258ZM4 114H5V113H4ZM30 114H31V113H30ZM44 114H45V113H44ZM57 114H58V113H57ZM66 114H67V113H66ZM87 114H88V113H87ZM89 114H91V113H89ZM92 114H93V113H92ZM92 114H91V116H92ZM94 114H95V112H94ZM122 114H123V113H122ZM140 114H141V113H140ZM165 114H166V113H165ZM165 114H164V115L162 114V116H165ZM179 114H180V113H179ZM187 114H188V113H187ZM191 114H193V113H191ZM208 114H209V113H208ZM216 114H217V113H216ZM253 114H254V113H253ZM37 115H38V114H37ZM59 115H60V114H59ZM69 115H70V114H69ZM100 115H101V114H100ZM102 115H103V114H102ZM102 115H101V116H102ZM104 115H107V114H104ZM113 115L115 116V114H113ZM117 115H118V114H117ZM148 115H149V114H148ZM160 115H161V113H160ZM160 115H159V116H160ZM172 115H173V114H172ZM175 115L177 116L176 113H175ZM200 115H201V114H200ZM239 115H240V114H239ZM239 115H238V116H239ZM259 115H260V114H259ZM261 115H262V114H261ZM63 116H64V115H63ZM84 116H85V115H84ZM96 116H97V115H96ZM98 116H99V115H98ZM101 116H100V117H101ZM107 116H108V115H107ZM111 116H112V115H111ZM121 116H122V115H121ZM125 116H126V115H125ZM131 116H133V115H131ZM134 116H135V115H134ZM170 116H171V115H170ZM170 116H169V117H170ZM235 116H237V115H235ZM247 116H248V115H247ZM19 117H20V116H19ZM92 117H93V116H92ZM94 117H95V116H94ZM100 117H99V118H100ZM103 117H104V116H102V118H103ZM112 117H113V116H112ZM112 117H111V118H112ZM128 117H129V116H128ZM160 117H161V116H160ZM166 117H167V115L165 116V118H166ZM181 117H182V114H181ZM186 117H187V116H186ZM201 117H202V116H201ZM213 117H214V116H213ZM222 117H223V116H222ZM229 117H230V116H229ZM233 117H234V116H233ZM11 118H12V117H11ZM38 118H40V117L38 116ZM42 118H43V117H42ZM96 118H97V117H96ZM108 118L110 119V117H108ZM121 118H122V117H121ZM133 118H134V117H133ZM138 118H139V117H138ZM142 118H143V117H142ZM144 118H145V117H144ZM147 118H148V117H147ZM147 118H146V120H147ZM191 118H192V117H191ZM209 118H210V117H209ZM239 118H240V116H239ZM246 118H248V117H246ZM246 118H245V119H246ZM249 118H250V117H249ZM251 118H252V117H251ZM254 118H255V117H254ZM259 118H261V117H259ZM22 119H23V118H22ZM86 119H87V118H86ZM156 119H159V118H156ZM179 119H180V118H179ZM213 119H214V118H213ZM240 119H241V118H240ZM240 119H239V120H240ZM5 120H6V119H5ZM20 120H21V119H20ZM25 120H26V118H25ZM49 120H50V119H49ZM63 120H64V119H63ZM66 120H67V119H66ZM68 120H69V119H68ZM75 120H76V117H75ZM78 120H79V119H78ZM84 120H85V118H84ZM89 120H90V119H89ZM94 120H95V119H94ZM96 120H97V119H96ZM103 120H105V119H103ZM137 120H138V119H137ZM140 120H141V119H140ZM167 120H168V119H167ZM175 120H177V119L175 118ZM175 120H173V121H175ZM206 120H207V119H206ZM221 120L224 121V120H225V117H224L223 119L221 118ZM239 120H238V121H239ZM242 120H243V123H244L245 120H244L243 118H242ZM256 120H257V119H256ZM259 120H261V119H259ZM263 120H264V119H263ZM6 121H7V120H6ZM51 121H52V120H51ZM90 121H91V120H90ZM97 121H98V120H97ZM100 121H101V120H100ZM115 121H116V120H115ZM118 121H119V120H118ZM118 121H117V123H118ZM120 121H121V119H120ZM123 121H124V120H123ZM151 121H152V120H151ZM181 121H182V120H181ZM187 121H188V120H187ZM193 121L196 123L195 120H193ZM211 121H212V119H211ZM250 121H252V120H250ZM41 122H42V121H41ZM55 122H56V120H55ZM67 122H68V121H67ZM83 122H84V121H83ZM85 122H86V121H85ZM85 122H84V123H85ZM88 122H89V121H88ZM88 122H87V123H88ZM124 122H125V121H124ZM128 122H129V121H128ZM128 122H127V123H128ZM134 122L136 123V121H134ZM145 122H146V121H145ZM152 122H153V121H152ZM155 122H156V121H155ZM157 122H159V121H157ZM165 122H166V121H165ZM168 122H169V120H168ZM168 122H167V123H168ZM184 122H185V121H184ZM188 122H189V121H188ZM199 122H200V121H199ZM212 122H213V121H212ZM214 122H215V121H214ZM230 122H231V121H230ZM236 122H237V121H236ZM253 122H254V121H253ZM262 122H264V121H262ZM4 123H5V122H4ZM28 123H29V122H28ZM77 123H79V122H77ZM93 123H94V122H93ZM93 123H91V124H93ZM101 123H102V122H101ZM101 123H100V124H101ZM108 123H109V121H108ZM120 123H121V122H120ZM130 123H131V122H130ZM138 123H139V122H138ZM146 123H147V122H146ZM148 123H149V122H148ZM180 123H181V122H180ZM180 123H179V124H180ZM209 123H210V121H209ZM223 123H224V122H223ZM223 123H222V124H223ZM233 123H234V122H233ZM249 123H250V122H249ZM259 123H261V122H259ZM259 123H257V124H258V126H259V128H260L261 126L259 125ZM42 124H43V123H42ZM42 124H41V125H42ZM85 124H86V123H85ZM98 124H99V122H98ZM98 124H97V125H98ZM106 124H107V123H106ZM112 124H113V123H112ZM114 124H115V122H114ZM123 124H126V123H123ZM136 124H137V123H136ZM153 124H154V122H153ZM160 124L162 125V122H161V121H160ZM174 124H175V123H174ZM196 124H197V123H196ZM196 124H195V126H196ZM206 124H207V123H206ZM238 124H239V122H238ZM240 124H241V122H240ZM247 124H248V123H247ZM247 124H246V125H247ZM263 124H264V123H263ZM263 124H262V125H263ZM7 125H8V124H7ZM7 125H6V124L3 125V126H2V129L0 130V136H1V143H0V144H1V148H0V149L6 152V158H7V161L9 162V164H8V171H11V170H12V164H11L12 162H11V161H12L13 159H16L17 157H19L20 152H21V149H22V147H24V146H22V145H20V146L18 145V147L14 146V144L16 143V142L14 141V139H15V135H13V134H8V133H7V131H6V129H5V127H7ZM10 125H11V124H10ZM22 125H23V124H22ZM41 125H40V126H41ZM44 125H45V124H44ZM60 125H62V124H60ZM60 125H59V126H60ZM79 125H80V124H79ZM83 125H84V124H83ZM94 125H95V124H94ZM110 125H111V124H110ZM161 125H160V126H161ZM168 125H169V123H168ZM191 125L193 126L192 123H191ZM220 125H221V124H220ZM231 125H233V124H231ZM246 125H245V126H246ZM89 126L91 127L90 124H89ZM89 126H86V127H89ZM101 126H102V124H101ZM107 126H108V125H107ZM113 126H114V125H113ZM118 126H120V124H119ZM121 126H122V125H121ZM124 126H125V125H124ZM126 126H127V124H126ZM132 126H133V125H132ZM139 126H140V125H139ZM172 126H173V124H172ZM172 126H171V127H172ZM174 126L176 127V125H174ZM178 126H179V125H178ZM195 126H194V127H195ZM204 126H205V125H204ZM222 126H223V125H222ZM225 126H226V125H225ZM227 126H228V124H227ZM229 126H230V125H229ZM239 126H240V125H239ZM239 126H238V127H239ZM245 126H244V127H245ZM42 127H43V126H42ZM42 127H41V128H42ZM52 127H53V126H52ZM77 127H78V126H77ZM90 127H89V128H90ZM103 127H104V126H103ZM140 127H141V126H140ZM142 127H144V126L142 125ZM149 127H150V126H149ZM152 127H153V126H152ZM155 127H156V126H155ZM171 127H170V128H171ZM183 127H184V126H183ZM187 127H189V126L187 125ZM194 127H193V128H194ZM249 127L251 128V126H248V129H247V130H250ZM256 127H257V126H256ZM46 128H47V126H46ZM56 128H57V127H56ZM68 128H69V127H68ZM93 128H96V127H93ZM138 128H139V127H138ZM153 128H154V127H153ZM153 128H152V129H153ZM164 128H166V126H165ZM168 128H169V127H168ZM178 128H179V127H178ZM178 128L176 127V129H178ZM185 128H186V127H185ZM189 128H190V127H189ZM191 128H192V127H191ZM224 128H225V127H224ZM230 128H231V126H230ZM236 128H237V127H236ZM239 128H240V127H239ZM252 128H253V127H252ZM259 128H258V129H259ZM24 129H25V128H24ZM39 129H40V128H39ZM102 129H103V128H102ZM105 129H106V127H105ZM124 129H125V128H124ZM139 129H140V128H139ZM139 129H138V130H139ZM143 129H144V128H143ZM174 129H175V128H173V130H174ZM176 129H175V130H176ZM179 129H180V128H179ZM183 129H184V128H183ZM196 129H197V128H196ZM240 129H241V128H240ZM243 129H244V128H243ZM256 129H257V128H256ZM256 129H255V130H256ZM29 130H30V129H29ZM54 130H55V129H54ZM59 130H60V129H59ZM78 130H79V129H78ZM86 130H87V129H86ZM86 130H85V131H86ZM89 130H90V129H89ZM95 130L97 131V129H95ZM113 130H114V128L112 129V131H113ZM136 130H137V128H136ZM140 130H141V129H140ZM149 130H150V129H149ZM169 130H171V129H168V131H169ZM191 130H192V129H191ZM204 130H205V128H204ZM230 130H231V129H230ZM235 130H236V129H235ZM241 130H242V129H241ZM40 131H41V130H40ZM56 131H57V130H56ZM79 131H80V130H79ZM90 131H92V130H90ZM106 131H107V130H106ZM142 131H143V130H142ZM154 131H155V130H154ZM156 131H157V130H156ZM158 131H159V130H158ZM166 131H167V130H166ZM166 131H165V132H166ZM185 131H186V129H185ZM187 131H188V130H187ZM195 131H196V130H195ZM243 131L246 132V130H243ZM251 131H252V129H251ZM23 132H24V131H23ZM25 132H26V131H25ZM61 132H62V131H61ZM66 132H67V131H66ZM103 132H104V131H103ZM147 132H148V131H147ZM147 132H146V133H147ZM151 132H152V130H151ZM151 132H150V133H151ZM161 132H162V131H161ZM172 132H173V131H172ZM182 132L184 133L183 130H182ZM224 132H225V131H224ZM234 132H235V131H234ZM234 132H233V133H234ZM248 132H249V131H248ZM256 132H257V130H256ZM31 133H32V132H31ZM50 133L52 134V132H50ZM75 133H76V131H75ZM97 133H98V132H97ZM123 133H124V132H123ZM126 133H127V132H126ZM131 133H132V132H131ZM133 133H134V132H133ZM144 133H145V132H144ZM146 133H145V134H146ZM148 133H149V132H148ZM148 133H147V134H148ZM169 133H170V132H169ZM174 133H175V132H174ZM179 133H180V132H179ZM242 133H244V132H242ZM251 133H252V132H250V134H251ZM254 133H255V132H254ZM114 134H115V133H114ZM117 134H118V133H117ZM157 134H158V133H157ZM160 134H161V133H160ZM166 134H167V133H166ZM170 134H171V133H170ZM176 134H177V133H176ZM181 134H182V133H180V135H181ZM184 134H185V133H184ZM190 134H191V133H190ZM198 134H201V133H198ZM207 134H208V133H207ZM227 134H228V133H227ZM236 134H237V133H236ZM239 134H240V133H239ZM248 134H249V133H248ZM250 134H249V135H250ZM252 134H253V133H252ZM258 134H259V133H258ZM43 135H44V134H43ZM62 135H63V134H62ZM67 135H69V134H67ZM72 135H73V134H72ZM75 135H76V134H75ZM100 135H101V134H100ZM103 135H104V134H103ZM152 135H153V134H152ZM154 135H155V132H154ZM177 135H178V134H177ZM196 135H197V134H195L194 137H197ZM16 136H17V135H16ZM86 136H87V135H86ZM92 136H93V135H92ZM108 136H109V135H108ZM117 136H120V135H117ZM134 136H135V135H134ZM143 136H144V135H143ZM156 136H157V135H156ZM174 136H175V135H174ZM174 136H173V137H174ZM188 136H190V135H188ZM192 136H193V135H192ZM230 136H231V135H230ZM252 136H254V135H252ZM252 136H251V137H252ZM256 136H257V134H256ZM260 136H261V135H260ZM67 137H68V136H67ZM69 137H70V136H69ZM79 137H80V136H79ZM82 137H83V136H82ZM97 137H98V136H97ZM123 137H124V136H123ZM154 137H155V136H154ZM157 137H158V136H157ZM157 137H156V138H157ZM170 137H171V136H170ZM218 137H219V136H218ZM242 137H243V135H242ZM242 137H241V138H242ZM245 137H246V136H245ZM262 137H263V136H262ZM100 138H101V137H100ZM100 138H99V139H100ZM129 138H131V137H129ZM129 138H128V139H129ZM139 138H140V137H139ZM146 138H147V137H146ZM146 138H145V139H146ZM238 138H240V137H238ZM255 138H256V137H255ZM260 138H261V137H260ZM260 138H259V139H260ZM17 139H18V138H17ZM34 139H36V138H34ZM70 139H71V138H70ZM80 139H81V138H80ZM104 139H106V137H105ZM104 139H103V140H104ZM111 139H112V137H111ZM116 139H117V138H116ZM116 139H115V140H116ZM120 139H121V138H120ZM120 139L118 138V140H120ZM170 139H171V138H170ZM170 139H169V140H170ZM173 139H174V138H173ZM173 139H172V140H173ZM176 139H177V137H176ZM176 139H175V140H176ZM182 139H184V138H182ZM192 139H193V138H192ZM196 139H198V138H196ZM212 139H213V138H212ZM232 139H233V138H232ZM246 139H247V138H246ZM250 139H251V138H249V141H250ZM257 139H258V137H257ZM263 139H264V138H263ZM26 140H27V139H26ZM26 140H25V141H26ZM31 140H32V139H31ZM60 140H61V139H60ZM68 140H69V138H68ZM113 140H114V138H113ZM113 140H112V141H113ZM129 140H130V139H129ZM135 140H136V139H135ZM135 140H134V141H135ZM152 140H153V139H152ZM158 140H159V138H158ZM158 140H157V141H158ZM160 140H161V139H160ZM160 140H159V141H160ZM165 140H167V139H165ZM165 140H164V141H165ZM236 140H237V142H238L239 139L236 138ZM242 140H243V139H242ZM251 140H252V139H251ZM253 140H254V139H253ZM261 140H262V139H261ZM25 141H24V142H25ZM58 141H59V140H58ZM125 141L127 142L128 140H125ZM180 141H182V140H180ZM180 141H179V143H176V142H175V143H176V146H177V144H180ZM187 141H188V140H187ZM240 141H241V139H240ZM256 141H257V140H256ZM259 141H260V140H259ZM262 141H263V140H262ZM31 142H32V141H31ZM49 142H50V141H49ZM71 142H72V141H71ZM74 142H75V141H74ZM104 142H105V141H104ZM117 142H119V141H117ZM145 142H146V141H145ZM148 142H149V139H148ZM171 142L173 143V141H171ZM191 142H192V141H191ZM191 142H190V143H191ZM205 142H206V141H205ZM21 143H22V142H21ZM26 143H27V142H26ZM36 143H37V142H36ZM58 143H59V142H58ZM136 143H137V142L135 141L134 144H136ZM172 143H171V144H172ZM182 143H183V142H182ZM257 143H260V142H257ZM82 144H83V143H82ZM90 144H91V143H90ZM99 144H100V143H99ZM121 144H124V142L121 143ZM126 144H127V143H126ZM130 144H131V143H130ZM138 144H139V143H138ZM144 144H145V143H144ZM146 144H147V142H146ZM151 144H152V143H151ZM154 144H155V143H154ZM154 144H153V146H154ZM156 144H158V143L156 142ZM161 144H162V143H161ZM164 144H165V143H164ZM197 144H198V143H197ZM197 144H196V145H197ZM224 144H225V143H224ZM251 144H252V143H251ZM32 145H33V144H32ZM32 145H31V146H32ZM77 145H78V144H77ZM77 145H76V146H77ZM87 145H88V144H87ZM97 145H98V144H97ZM116 145H117V144H116ZM127 145H129V144H127ZM167 145H168V144H167ZM167 145H166V146H167ZM173 145H174V144H173ZM181 145H182V144H181ZM185 145H186V144H185ZM238 145H239V144H238ZM243 145H244V144H243ZM243 145H242V146H243ZM252 145H253V144H252ZM257 145H258V144H257ZM57 146H58V145H57ZM65 146H66V145H65ZM79 146H80V145H79ZM117 146H118V145H117ZM119 146H120V142H119ZM121 146H122V145H121ZM123 146H124V145H123ZM142 146H143V143H142ZM162 146H163V145H162ZM190 146H191V145H190ZM199 146H200V145H199ZM199 146H198V147H199ZM202 146H203V145H202ZM204 146H205V145H204ZM214 146H215V145H214ZM214 146H213V147H214ZM242 146L240 145V147H242ZM255 146H256V144H255ZM260 146H261V145H260ZM52 147L54 148V146H52ZM52 147H51V148H52ZM84 147H85V145H84ZM88 147H89V145H88ZM112 147H113V146H112ZM130 147L132 148V146H130ZM133 147H134V146H133ZM146 147H147V146H146ZM156 147H157V146H156ZM208 147H209V146H208ZM222 147H223V146H222ZM225 147H226V146H225ZM244 147H245V146H244ZM56 148H57V147H56ZM77 148H79V147H77ZM77 148H76V149H77ZM104 148H105V147H104ZM104 148H103V149H104ZM109 148H110V147H109ZM122 148H124V147H122ZM135 148H136V146H135ZM150 148H151V147H150ZM154 148H155V147H154ZM157 148H158V147H157ZM161 148H162V147H161ZM164 148H165V146H164ZM167 148H168V147H167ZM171 148H172V147H171ZM174 148H175V147H174ZM176 148H177V147H176ZM178 148H179V147H178ZM183 148H184V145H183ZM183 148H182V151H183ZM187 148H189V147H187ZM219 148H220V147H219ZM235 148H236V147H235ZM256 148H257V147H256ZM256 148H255V149H256ZM45 149H46V148H45ZM54 149H55V148H54ZM61 149H62V148H61ZM76 149H75V150H76ZM101 149H102V148H101ZM112 149H113V148H112ZM112 149H111V151H112ZM159 149H160V148H159ZM165 149H166V148H165ZM165 149H164V150H165ZM185 149H186V148H185ZM185 149H184V150H185ZM201 149H203V148H201ZM211 149H212V148H211ZM211 149H210V150H211ZM214 149H215V148H214ZM230 149H231V148H230ZM243 149H244V148H243ZM246 149H247V148H246ZM261 149H262V148H261ZM261 149H260V150H261ZM33 150H34V149H33ZM55 150H56V149H55ZM58 150H59V148H58ZM72 150H73V149H72ZM85 150H86V149H85ZM90 150H92V149H90ZM109 150H110V149H109ZM123 150H125V149H123ZM129 150H130V148H129ZM146 150H147V149H146ZM150 150H151V149H150ZM150 150H149V151H150ZM153 150H155V149H153ZM169 150H170V149H169ZM175 150H176V149H175ZM178 150H179V149H178ZM180 150H181V149H180ZM180 150H179V152H180ZM193 150H194V149H193ZM199 150H200V149H199ZM199 150H198V151H199ZM218 150H219V149H218ZM218 150H216V151L213 150V151H214V152H217ZM221 150H222V149H221ZM26 151H27V150H26ZM35 151H36V150H35ZM37 151H38V150H37ZM50 151H52V150L50 149ZM64 151H65V150H64ZM64 151H63V152H64ZM88 151H89V150H87V152H88ZM105 151H106V150H105ZM120 151H121V150H120ZM127 151H128V149H127ZM130 151H131V150H130ZM134 151H135V150H134ZM156 151H157V150H156ZM182 151H181V152H182ZM189 151H190V149H189ZM207 151L209 152V150H207ZM225 151H226V150H225ZM235 151H236V150H235ZM24 152H25V151H24ZM27 152H28V151H27ZM41 152H43V151H41ZM57 152H58V151H57ZM68 152H69V151H68ZM73 152H74V151H73ZM78 152H79V151H78ZM147 152H148V150H147ZM147 152H146V153H147ZM164 152H165V151H164ZM166 152H167V151H166ZM173 152H174V149H173ZM179 152H177V153H179ZM186 152H187V150H186ZM204 152H205V151H204ZM204 152H203V153H204ZM214 152H212V153L214 154ZM218 152H219V151H218ZM223 152H224V151H223ZM249 152H251V151H249ZM22 153H23V151H22ZM58 153H60V152H58ZM74 153H75V152H74ZM80 153H81V152H80ZM83 153H84V155H85V152H83ZM89 153H90V152H89ZM91 153H92V152H91ZM94 153H95V152H94ZM98 153H99V152H98ZM98 153H97V154H98ZM119 153H120V152H119ZM125 153H126V152H125ZM125 153H123V154H125ZM143 153H144V152H143ZM155 153H157V152H155ZM159 153L163 154L162 152H159ZM174 153H176V152H174ZM182 153H183V152H182ZM210 153H211V152H210ZM212 153H211V154H212ZM254 153H255V152H254ZM29 154H30V153H29ZM55 154H56V153H55ZM70 154H72V153H70ZM87 154H88V153H87ZM87 154H86V155H87ZM116 154H117V153H116ZM121 154H122V153H121ZM131 154H132V152H131ZM169 154H170V153H169ZM169 154H168V155H169ZM189 154H190V153H189ZM205 154H206V152H205ZM213 154H212V155H213ZM223 154H224V153H223ZM225 154H226V153H225ZM227 154H228V153H227ZM231 154H232V153H231ZM26 155H27V154H26ZM43 155H44V154H43ZM66 155H67V154H66ZM84 155H83V156H84ZM101 155H102V154H101ZM114 155H115V154H113V156H114ZM133 155H135V154H133ZM136 155H137V154H136ZM173 155H174V154H173ZM173 155H172V156H173ZM184 155H185V154H184ZM203 155H204V154H203ZM219 155H221V154L219 153ZM240 155H241V154H240ZM56 156H58V155H56ZM77 156H78V155H77ZM90 156H91V155H90ZM92 156H93V155H92ZM92 156H91V157H92ZM95 156H96V155H95ZM98 156H99V155H98ZM126 156H127V154H126ZM131 156H132V155H131ZM131 156H130V157H131ZM137 156H138V155H137ZM143 156H144V155H143ZM143 156H142V157H143ZM157 156H159V155H157ZM157 156H156V157H157ZM162 156H163V155H162ZM174 156H176V155H174ZM182 156H183V155H182ZM182 156H181V157H182ZM190 156H191V154H190ZM190 156H189V157H190ZM194 156H195V155H194ZM225 156H226V155H225ZM237 156H239V155L237 154ZM22 157H23V156H22ZM26 157H27V156H26ZM28 157H29V156H28ZM84 157H85V156H84ZM121 157H122V156H121ZM128 157H129V156H128ZM147 157H148V156H147ZM150 157H152V156H150ZM163 157H164V156H163ZM183 157H184V156H183ZM183 157H182V158H183ZM196 157H198V155H197ZM204 157H205V156H204ZM210 157H211V155H210ZM216 157H217V156H216ZM220 157H221V156H219V158H220ZM229 157H230V156H229ZM229 157H228V158H229ZM234 157H235V156L233 155V158H234ZM61 158H62V157H61ZM61 158H59V159L62 160ZM67 158H68V157H67ZM71 158H73V157H71ZM89 158H90V157H89ZM92 158H93V157H92ZM134 158H135V157H134ZM140 158H141V157H140ZM140 158H139V159H140ZM160 158H161V157H160ZM164 158H166V157H164ZM169 158H170V155H169ZM174 158H175V157H174ZM177 158H178V156H177ZM182 158H181V159H182ZM198 158H200V157H198ZM207 158H208V156H207ZM219 158H218V160H220ZM230 158H231V157H230ZM22 159H23V158H22ZM31 159H32V158H31ZM53 159H54V158H53ZM77 159H78V158H77ZM87 159H88V157H87ZM90 159H91V158H90ZM106 159H107V158H106ZM139 159H138V160H139ZM167 159H168V158H167ZM171 159H172V158H171ZM171 159H168V160H171ZM179 159H180V158H179ZM184 159H185V158H184ZM184 159H183V160H184ZM187 159H188V158H187V156H186V160H187ZM210 159H211V158H210ZM212 159H213V158H212ZM215 159H216V158H215ZM237 159H240V158L237 157ZM16 160H17V159H16ZM48 160H49V159H48ZM71 160H72V159H71ZM96 160H97V159H96ZM98 160H99V159H98ZM98 160H97V161H98ZM118 160H119V159H118ZM122 160H123V159H122ZM126 160H127V159H126ZM128 160H129V159H128ZM141 160H143V159H141ZM141 160H140V161H141ZM152 160H153V158H152ZM172 160L175 161L176 159H175V160L172 159ZM194 160H195V159H194ZM198 160H199V159H198ZM205 160H206V159H205ZM216 160H217V159H216ZM263 160H264V159H263ZM21 161H22V160H21ZM68 161H69V160H68ZM72 161H73V160H72ZM84 161H85V159H84ZM92 161L95 162L94 160H92ZM110 161H111V159H110ZM116 161H117V160H116ZM116 161H115V162H116ZM140 161H139V162H140ZM173 161H172V164H173ZM176 161H177V160H176ZM187 161H188V160H187ZM238 161H239V160H238ZM238 161H237V162H238ZM17 162H18V161H17ZM32 162H33V160H32ZM58 162H61V161H58ZM69 162H70V161H69ZM80 162H82V161H80ZM85 162H86V161H85ZM179 162H180V161H179ZM188 162H189V161H188ZM203 162H205V161L203 160ZM207 162H209V161L207 160ZM211 162H212V161H211ZM215 162H216V161H215ZM215 162H213V163H215ZM219 162H220V161H219ZM234 162H235V161H234ZM242 162H243V161H242ZM96 163H97V162H96ZM98 163H99V162H98ZM102 163H103V162H102ZM102 163H101V164H102ZM105 163H106V162H105ZM132 163H133V161H132ZM144 163H145V162H144ZM167 163H168V162H167ZM186 163H187V162H186ZM190 163H191V162H190ZM220 163H221V162H220ZM261 163H263V162H261ZM4 164H5V163H4ZM24 164H25V163H24ZM32 164H33V163H32ZM63 164H64V163H63ZM93 164H94V163H93ZM103 164H104V163H103ZM116 164H117V163H116ZM116 164H115V165H116ZM145 164H147V163H145ZM158 164H159V163H158ZM176 164H178V162H177ZM176 164H175V167H176ZM179 164H180V163H179ZM187 164H188V163H187ZM187 164H185V165H187ZM203 164H207V163H203ZM203 164H202V165H203ZM217 164H218V163H217ZM221 164H222V163H221ZM224 164H226V163H224ZM227 164H228V163H227ZM231 164H232V163H231ZM237 164H238V163H237ZM239 164H241V163H239ZM17 165H18V164H17ZM66 165H67V164H66ZM80 165H81V164H80ZM82 165H83V164H82ZM88 165H89V164H88ZM90 165H91V164H90ZM94 165H95V164H94ZM94 165H93V166H94ZM99 165H100V164H99ZM109 165H110V164H109ZM119 165H120V163H119ZM135 165H137V164H135ZM143 165H144V164H143ZM149 165H150V164H149ZM153 165H154L155 167L158 168V166H156L155 163H154ZM159 165H160V164H159ZM164 165H165V164H164ZM185 165H184V167H185ZM188 165H189V164H188ZM188 165H187V166H188ZM191 165H192V164H191ZM191 165H190V166H191ZM198 165H199V164H198ZM235 165H236V164H235ZM242 165H243V163H242ZM242 165H240V166H242ZM254 165H255V164H254ZM263 165H264V164H263ZM59 166H60V164H59ZM63 166H64V165H63ZM84 166H85V165H84ZM86 166H87V165H86ZM106 166H107V165H106ZM112 166H113V165H112ZM120 166H121V165H120ZM123 166H125V165H123ZM127 166H128V165H127ZM129 166H130V164H129ZM129 166H128V167H129ZM166 166H167V165H166ZM171 166H172V165H171ZM193 166H194V165H193ZM193 166H192V167H193ZM222 166H223V165H222ZM222 166H221V167H222ZM245 166H246V165H245ZM260 166H261V165H260ZM18 167H19V166H18ZM25 167H26V166H25ZM28 167H29V166H28ZM31 167H32V166H31ZM80 167H81V166H80ZM82 167H83V166H82ZM161 167H162V166H161ZM167 167L170 168L169 165H168ZM179 167H180V166H179ZM198 167H199V166H198ZM200 167H201V166H200ZM211 167H212V166H211ZM213 167H214V165H213ZM218 167H219V166H218ZM224 167H226V166H224ZM227 167H228V166H227ZM230 167H231V166H230ZM232 167H235V166H232ZM246 167H247V166H246ZM20 168H21V167H20ZM32 168H33V167H32ZM75 168H76V167H75ZM103 168H105V166H104ZM112 168H113V167H112ZM133 168H134V167H133ZM136 168H137V167H136ZM140 168H141V167H140ZM143 168H144V167H143ZM151 168H152V166L150 167V169H151ZM157 168H156V169H157ZM202 168H203V167H202ZM202 168H201V169H202ZM215 168H216L215 170H217V166H216ZM228 168H229V167H228ZM256 168H257V167H256ZM259 168H260V167H259ZM262 168H263V167H262ZM262 168H261V169H262ZM64 169H65V168H64ZM70 169H74V167H73V168L70 167ZM70 169H69V170H70ZM76 169H78V168H76ZM80 169H82V168H80ZM118 169H119V168H118ZM123 169H124V168H123ZM125 169H126V167H125ZM129 169H130V168H129ZM146 169H147V168H146ZM148 169H149V168H148ZM162 169H163V168H162ZM175 169H176V168H175ZM194 169H195V168H192V170H194ZM197 169H198V168H197ZM197 169H196V170H197ZM199 169H200V168H199ZM199 169H198V170H199ZM203 169H204V168H203ZM203 169H202V170H203ZM221 169H222V168H221ZM229 169H230V168H229ZM232 169H233V168H232ZM238 169H239V168H238ZM241 169H242V168H241ZM243 169H244V168H243ZM243 169H242V170H243ZM252 169H253V167H252ZM103 170H105V169H103ZM108 170H109V169H108ZM121 170H122V169H121ZM121 170H120V171H121ZM142 170H143V169H142ZM160 170H161V169H160ZM190 170H191V168H190ZM202 170H201V171H202ZM206 170H207V169H206ZM212 170H213V169H212ZM215 170H214V171H215ZM222 170H223V169H222ZM235 170H236V169H235ZM239 170H240V169H239ZM8 171L3 175V176H4L3 178H6L5 181H8V180H9V174H8ZM15 171H16V170H15ZM64 171H67V170H64ZM64 171H63V172H64ZM83 171H84V170H83ZM115 171H116V170H115ZM115 171H114V172H115ZM184 171H185V170H184ZM186 171L189 172V170H186ZM208 171L211 172L210 170H208ZM214 171H213V172H214ZM243 171H244V170H243ZM68 172H69V171H68ZM72 172H73V171H72ZM74 172L76 173V170H75ZM80 172H81V171H80ZM112 172H113V170H112ZM116 172H117V171H116ZM116 172H115V173H116ZM121 172H122V171H121ZM124 172H125V171H124ZM151 172H152V169H151ZM156 172H157V170H156ZM156 172H155V173H156ZM165 172H166V171H165ZM168 172H169V171H168ZM170 172H172V171H170ZM173 172H174V171H173ZM173 172H172V173H173ZM194 172H195V171H194ZM199 172H200V171H198V173H199ZM217 172H218V171H217ZM222 172H224V171H222ZM246 172H247V171H246ZM256 172H257V171H256ZM262 172H263V171H262ZM60 173H62V172H60ZM69 173H70V172H69ZM78 173H79V172H78ZM91 173H92V170H91ZM100 173H101V172H100ZM102 173H103V172H102ZM115 173H114V174H115ZM152 173H153V172H152ZM159 173H160V172H158V174H159ZM185 173H186V172H185ZM192 173H193V172H192ZM215 173H216V171H215ZM230 173H232V172H230ZM236 173H237V172H236ZM248 173H249V172H248ZM16 174H17V173H16ZM28 174H29V173H28ZM30 174H31V173H30ZM71 174H72V173H71ZM73 174H74V173H73ZM103 174H104V173H103ZM108 174H109V173H108ZM114 174H113V176H114ZM138 174H139V173H138ZM138 174H137V175H138ZM170 174H171V173H170ZM173 174H174V173H173ZM173 174H172V175H173ZM175 174H176V172H175ZM179 174L181 175V173H179ZM193 174H194V173H193ZM212 174H214V173H212ZM220 174H221V173H220ZM226 174H227V173H226ZM241 174H242V173H241ZM241 174H239V177H240ZM253 174H255V173H253ZM262 174H264V173H262ZM26 175H27V174H25V176H26ZM105 175H106V173H105ZM121 175H122V174H121ZM128 175H129V174H128ZM132 175H133V174H132ZM137 175H136V176H137ZM162 175H163V174H162ZM168 175H169V173H168ZM172 175H171V176H172ZM177 175H178V174H177ZM195 175H196V174H195ZM200 175H201V174H200ZM209 175H210V174H209ZM232 175H233V174H232ZM248 175H250V174H248ZM61 176H63V175H61ZM71 176H72V175H71ZM74 176H75V174H74ZM89 176H90V175H89ZM109 176H111V174H110ZM113 176H111V177H113ZM139 176H140V175H139ZM149 176H150V175H149ZM163 176L165 177L166 174L163 175ZM187 176H189V174H188ZM203 176H206V175H203ZM222 176H223V175H222ZM230 176H231V175H230ZM236 176H237V175H236ZM258 176H259V175H258ZM263 176H264V175H263ZM263 176H262V177H263ZM78 177H80V176L78 175ZM101 177L104 178L103 176H101ZM101 177H100V179H101ZM106 177H108V176H106ZM106 177H105V178H106ZM115 177H117V175H115ZM128 177H129V176H128ZM140 177H141L142 180H143L144 177H142V176H140ZM140 177H139V178H140ZM157 177L159 178V176H157ZM168 177H169V176H168ZM180 177H181V176H180ZM194 177H196V176H194ZM199 177H200V176H199ZM245 177H246V176H245ZM249 177H251V176H249ZM17 178H18V177H17ZM61 178H62V177H61ZM131 178H132V177H131ZM165 178H166V177H165ZM169 178H170V177H169ZM182 178H183V177H182ZM188 178H189V177H188ZM196 178H197V177H196ZM200 178H201V177H200ZM206 178H208V177H206ZM209 178H210V177H209ZM225 178H226V175H225ZM233 178H234V176H233ZM235 178L237 179V177H235ZM263 178H264V177H263ZM70 179H71V178H70ZM72 179H74V178H72ZM80 179H81V178H80ZM91 179H92V178H91ZM106 179H107V178H106ZM108 179H109V178H108ZM115 179H116V178H115ZM115 179H114V180H115ZM119 179H120V178H119ZM145 179H146V178H145ZM150 179H151V178H150ZM156 179H157V178H156ZM159 179H160V178H159ZM177 179H178V178H177ZM190 179H191V177H190ZM203 179H204V178H203ZM229 179H230V178H229ZM229 179H228V180H229ZM242 179H245V180H246V179H248V178H242ZM260 179H261V178H260ZM68 180H69V179L67 178V181H68ZM78 180H79V178H78ZM84 180H85V179H84ZM88 180H90V179H88ZM88 180H86V181H88ZM120 180H121V179H120ZM133 180H134V178H133ZM136 180H137V178H136ZM136 180L134 181V183L137 182ZM151 180H152V179H151ZM153 180H154V178H153ZM163 180H164V179H163ZM167 180H168V179H167ZM175 180H176V179H175ZM179 180H180V179H179ZM187 180H188V179H187ZM195 180H196V179H195ZM201 180H202V179H201ZM214 180H215V178H214ZM214 180H213V181H214ZM261 180H262V179H261ZM263 180H264V179H263ZM12 181H13V180H12ZM72 181H74V180H72ZM75 181H76V180H75ZM102 181H103V180H102ZM112 181H113V180H112ZM123 181H125V180H123ZM146 181H148V180H146ZM149 181H150V180H149ZM160 181H161V180H160ZM164 181H165V180H164ZM173 181H174V180H173ZM182 181H183V180H182ZM185 181H186V180H185ZM190 181H191V180H190ZM193 181H194V180H193ZM193 181H192V182H193ZM198 181H200V179H199ZM208 181H209V180H208ZM213 181H212V182H213ZM220 181H221V179H220ZM220 181H219V182H220ZM225 181H226V180H225ZM225 181H224V183H225ZM240 181H242V180H239V182H240ZM247 181H249V180H247ZM252 181H253V180H252ZM19 182H20V181H19ZM58 182H60V181H58ZM80 182H81V181H80ZM80 182H79V183H80ZM92 182H94V181H92ZM92 182H91V183H92ZM95 182H96V181H95ZM103 182H104V181H103ZM107 182H109V181H107ZM118 182H120V181H118ZM126 182H127V181H126ZM139 182H140V181H139ZM158 182H159V181H158ZM169 182H170V181H169ZM179 182H180V181H179ZM179 182H176V183H179ZM186 182H188V181H186ZM195 182H196V181H195ZM209 182H210V181H209ZM212 182H211V183H212ZM214 182H215V181H214ZM229 182H230V181H229ZM232 182H233V181H232ZM235 182H236V181H235ZM237 182H238V181H237ZM245 182H246V181H245ZM263 182H264V181H263ZM5 183H6V182H5ZM5 183H4V184H5ZM16 183H17V182H16ZM62 183H63V181H62ZM62 183H61V184H62ZM69 183H71V182H69ZM77 183H78V181H77ZM105 183H106V182H105ZM112 183H113V182H112ZM121 183H122V180H121ZM131 183H132V182H131ZM140 183H142V182H140ZM152 183H153V182H152ZM172 183H173V182H172ZM190 183H191V182H190ZM190 183H189V184H190ZM203 183H204V182H203ZM241 183H242V182H241ZM250 183H251V182H250ZM258 183H259V182H258ZM8 184H9V183H8ZM17 184H18V183H17ZM64 184H65V183H64ZM66 184H67V183H66ZM88 184H90V183L88 182ZM99 184H100V183H99ZM102 184H103V183H102ZM109 184H110V182H109ZM122 184H123V183H122ZM125 184H126V183H125ZM125 184H124V185H125ZM158 184H159V183H158ZM187 184H188V183H187ZM204 184H205V183H204ZM213 184H215V183H213ZM220 184H221V183H220ZM227 184H229V183H227ZM234 184H235V183H234ZM238 184H239V183H238ZM244 184H245V183H244ZM251 184H252V183H251ZM10 185H11V184H10ZM59 185H60V184H59ZM77 185H80V184H77ZM77 185H75V186H77ZM83 185H84V184H83ZM103 185H104V184H103ZM128 185H129V184H128ZM132 185H133V184H132ZM137 185H138V184H137ZM137 185H136V187H137ZM147 185H148V184H147ZM147 185H146V186H147ZM166 185H167V184H166ZM171 185H172V184H171ZM183 185H184V183H183ZM202 185H203V184H202ZM247 185H248V184H247ZM247 185L245 184V186H247ZM252 185H253V184H252ZM3 186H4V185H3ZM27 186H28V185H27ZM27 186H26V187H27ZM73 186H74V185H73ZM75 186H74V187H75ZM96 186L98 187V185H96ZM114 186H115V185H114ZM121 186H122V185H121ZM140 186H141V185H140ZM151 186H152V185H151ZM184 186H186V185H184ZM187 186H188V185H187ZM187 186H186V187H187ZM191 186H192V185H191ZM199 186H200V184L198 185V187H199ZM213 186H214V185H213ZM216 186H217V185H216ZM219 186H220V185H219ZM228 186H229V185H228ZM236 186H237V185H236ZM239 186H240V184H239ZM249 186H250V185H249ZM253 186H255V185H253ZM261 186H262V185H260V187H261ZM33 187H34V186H33ZM63 187H64V186H63ZM105 187H106V186H105ZM116 187H117V185H116ZM119 187H120V186H119ZM125 187H126V186H124V188H125ZM133 187H134V186H133ZM138 187H139V186H138ZM153 187H154V186H153ZM167 187H168V186H167ZM169 187H170V186H169ZM173 187H174V186H173ZM186 187H185V190H186ZM195 187H196V186H195ZM202 187H203V186H202ZM209 187H210V186H209ZM222 187H223V186H222ZM222 187H221V188H222ZM224 187H225V186H224ZM226 187H227V186H226ZM226 187H225V188H226ZM231 187H232V186H231ZM234 187H235V186H234ZM251 187H252V186H251ZM251 187H250V188H251ZM260 187H259V188H260ZM4 188H5V187H4ZM4 188H2V189H4ZM87 188H88V187H87ZM99 188H102L101 185H100ZM109 188H110V187H109ZM114 188H115V187H113L112 189H114ZM121 188H123V187H121ZM134 188H135V187H134ZM150 188H151V187H150ZM210 188H211V187H210ZM221 188H219V190H220ZM227 188H228V187H227ZM232 188H233V187H232ZM232 188H229V189H232ZM240 188H241V187H240ZM243 188H244V187H243ZM247 188H248V187H247ZM250 188H249V189H250ZM256 188H257V185H256ZM256 188H255V189H256ZM14 189H16V187H14ZM65 189H66V188H65ZM73 189H74V188H73ZM103 189H104V187H103ZM110 189H111V188H110ZM110 189H109V190H110ZM119 189H120V188H119ZM119 189H118V190H119ZM139 189H140V188H139ZM152 189H153V188H152ZM171 189H172V188H171ZM216 189H218V188H216ZM233 189H234V188H233ZM236 189H237V188H236ZM19 190H20V189H18V191H19ZM21 190H23V189H21ZM66 190H67V189H66ZM66 190H65V192H66ZM69 190H70V189H69ZM75 190H76V189H75ZM77 190H79V188H78ZM86 190H87V189H86ZM86 190H84V192H85ZM93 190H94V189H93ZM95 190H97V189H95ZM132 190H133V189H132ZM146 190H147V189H146ZM158 190H159V189H158ZM160 190H161V189H160ZM174 190H175V189H174ZM177 190H178V188H177ZM189 190H190V189H189ZM197 190H198V188H197ZM204 190H205V189H204ZM209 190H210V189H209ZM237 190H238V189H237ZM240 190H241V189H240ZM251 190H253V189H251ZM257 190H258V189H257ZM260 190H261V189H260ZM260 190H259V191H260ZM10 191H11V190H10ZM15 191H16V190H15ZM15 191H14V192H15ZM18 191H17V192H18ZM59 191L61 192V190H59ZM97 191H98V190H97ZM97 191H96V192H97ZM105 191H106V190H105ZM115 191H116V190H115ZM147 191H148V190H147ZM163 191H164V190H163ZM172 191H173V189H172ZM194 191H195V190H194ZM199 191H200V190H199ZM206 191H208V190H206ZM215 191H216V190H215ZM225 191H226V190H225ZM229 191H230V190H229ZM17 192H16V193H17ZM22 192H24V191H22ZM63 192H64V191H63ZM70 192H71V191H70ZM70 192H69V193H70ZM73 192H74V191H73ZM76 192H79V191H76ZM87 192H88V191H87ZM96 192H95V193H96ZM103 192H104V191H103ZM108 192H109V191H108ZM108 192L106 191V193H108ZM110 192H111V191H110ZM130 192H131V190H130ZM130 192H129V193H130ZM165 192H166V191H165ZM179 192H180V191H179ZM189 192H190V191H189ZM192 192H193V191H192ZM196 192H197V191H196ZM200 192H201V191H200ZM217 192H218V191H217ZM231 192H232V190H231ZM235 192H236V191H235ZM239 192H240V191H239ZM241 192H242V191H241ZM243 192H244V191H243ZM249 192H250V190H249ZM260 192H261V191H260ZM263 192H264V191H263ZM88 193H89V192H88ZM91 193H92V192H91ZM95 193H94V195H95ZM112 193H113V192H112ZM138 193L140 194V192H138ZM151 193H152V191H151ZM157 193H158V192H157ZM162 193H164V192H162ZM170 193H171V192H170ZM176 193H177V192H176ZM183 193H184V192H183ZM203 193H204V195H205V191H203ZM228 193H229V192H228ZM245 193H246V192H245ZM252 193H253V192H252ZM254 193H255V192H254ZM257 193H259V192H257ZM261 193H262V192H261ZM261 193H260V194H261ZM19 194H20V193H18V195H19ZM21 194H22V193H21ZM23 194H24V193H23ZM36 194H37V193H36ZM62 194H63V193H62ZM75 194H76V193H75ZM81 194H82V193H81ZM102 194H104V193H102ZM102 194H101L100 196H102ZM109 194H110V193H109ZM123 194L125 195V193H123ZM149 194H150V193H149ZM149 194H148V196H149ZM152 194H153V193H152ZM187 194H188V191H187ZM208 194H209V193H208ZM225 194H226V193H225ZM237 194H238V192H237ZM70 195H71V194H70ZM70 195H69V196H70ZM77 195H78V194H77ZM82 195H83V194H82ZM87 195H88V194H87ZM90 195H91V194H90ZM107 195H108V194H107ZM121 195H122V194H121ZM143 195H144V194H143ZM171 195H173V194H171ZM184 195H186V194H184ZM190 195H191V193H190ZM192 195H193V194H192ZM196 195H197V194H196ZM204 195H203V197H204ZM218 195H219V194H218ZM223 195H224V194H223ZM243 195H244V194H243ZM26 196H27V195H26ZM26 196H25V197H26ZM56 196H57V193H56ZM67 196H68V195H67ZM69 196H68V197H69ZM97 196H98V195H97ZM97 196H96V197H97ZM103 196H104V195H103ZM108 196H109V195H108ZM118 196H120V195L118 194ZM127 196H128V195H127ZM129 196H130V194H129ZM138 196H139V195H138ZM152 196H153V195H152ZM159 196H160V195H159ZM169 196H170V195H169ZM187 196H188V195H187ZM193 196H194V195H193ZM197 196H199V195H197ZM197 196H196V197H197ZM212 196H213V195H212ZM214 196H215V195H214ZM221 196H222V195H221ZM224 196H225V195H224ZM231 196H232V195H231ZM235 196H236V195H235ZM241 196H242V195H241ZM244 196H245V195H244ZM58 197H59V196H58ZM58 197H57V199H59ZM106 197H107V196H106ZM163 197H164V196H163ZM210 197H211V196H209V198H210ZM232 197H234V196H232ZM238 197H239V196H238ZM248 197H250V196H248ZM254 197H255V196H254ZM254 197L252 196V198H254ZM19 198H20V197H19ZM47 198H48V197H47ZM73 198H74V197H73ZM77 198H78V197H77ZM81 198H84V197L81 196ZM81 198H80V199H81ZM92 198H93V197H92ZM107 198H108V197H107ZM164 198H165V197H164ZM167 198H168V197H167ZM171 198H172V197H171ZM171 198H170V199H171ZM185 198H186V196H185ZM191 198H193V197H191ZM206 198H208V197H206ZM206 198H205V200H206ZM219 198H220V197H219ZM226 198H227V197H226ZM235 198H236V197H235ZM29 199H30V198H29ZM84 199H85V198H84ZM84 199H83V200H84ZM88 199H91V196H90V198H88ZM88 199H87V200H88ZM101 199H103V198H101ZM112 199H113V198H112ZM188 199H189V198H188ZM198 199H199V197H198ZM213 199H214V198H213ZM227 199H228V198H227ZM233 199H234V198H233ZM27 200H28V199H27ZM27 200H25V201H27ZM63 200H64V199H63ZM95 200H96V199H95ZM95 200H94V201H95ZM116 200H117V199H116ZM116 200H115V201H116ZM121 200H122V199H121ZM141 200H143V199H141ZM148 200H149V199H148ZM150 200H151V199H150ZM161 200H162V199H161ZM173 200H174V199H173ZM179 200H180V199H179ZM179 200H178V201H179ZM196 200H197V199H196ZM199 200H200V199H199ZM199 200H198V201H199ZM203 200H204V199H203ZM215 200H216V199H215ZM250 200H251V199H250ZM253 200H254V199H253ZM21 201H22V199H21ZM23 201H24V200H23ZM30 201H31V200H30ZM54 201H55V200H54ZM57 201H58V200H57ZM67 201H68V198H67L66 202H67ZM77 201H80V200H77ZM91 201H92V200H91ZM102 201H104V199H103ZM139 201H140V199H139ZM144 201H146V199H145ZM152 201H153V200H152ZM154 201H155V200H154ZM163 201H164V200H163ZM168 201H170V200L168 199ZM185 201H186V200H185ZM189 201H190V200H188L187 203H189ZM192 201H193V200H192ZM192 201H191V202H192ZM201 201H202V200H201ZM207 201H208V200H207ZM213 201H214V200H213ZM255 201H256V200H255ZM255 201H254V202H255ZM16 202H17L16 196H14L12 193H10V192H8V191H5V190L2 191V192L0 193V232L3 231V230L6 228V225H7V223H6V218H7V216H8V211H7V209H9V208H11L12 206H14V205L16 204ZM58 202H59V201H58ZM75 202H76V201H75ZM75 202H74V203H75ZM84 202H85V201H84ZM87 202H88V201H87ZM89 202H90V200H89ZM99 202H100V201H99ZM109 202H111V201H109ZM174 202H176V201L174 200ZM225 202H226V201H225ZM231 202H232V201H231ZM237 202H238V201H237ZM256 202H257V201H256ZM256 202H255V203H256ZM27 203H28V202H27ZM27 203H26V204H27ZM61 203H62V202H61ZM67 203H68V202H67ZM72 203H73V202H72ZM82 203H83V201H82ZM85 203H86V202H85ZM121 203H122V202H121ZM177 203H178V202H177ZM177 203H176V204H177ZM202 203H203V201H202ZM213 203H214V202H213ZM233 203H234V202H233ZM242 203H243V202H242ZM244 203H245V202H244ZM20 204H21V203H20ZM59 204H60V203H59ZM80 204H81V202H80ZM83 204H84V203H83ZM86 204H87V203H86ZM118 204H119V203H118ZM118 204H117V205H118ZM122 204H124V203H122ZM138 204H139V203H138ZM138 204H137V205H138ZM146 204H148V202H147ZM176 204H175V206H176ZM193 204H194V203H193ZM198 204H199V202H198ZM216 204H217V203H216ZM218 204H219V203H218ZM222 204H223V203H222ZM224 204H225V203H224ZM234 204H235V203H234ZM236 204H237V203H236ZM247 204H248V203H247ZM247 204H246V205H247ZM259 204H260V202H259ZM64 205H65V204H64ZM72 205H73V204H72ZM72 205H71V206H72ZM76 205H77V204H76ZM164 205H165V204H164ZM167 205H168V204H167ZM177 205H178V204H177ZM185 205H186V204H185ZM206 205H207V204H206ZM206 205H204V206H206ZM211 205H213V204H211ZM231 205H232V204H231ZM237 205L240 206V204H237ZM250 205H251V204H250ZM257 205H258V204H257ZM55 206H58V205L55 204ZM60 206H62V205H60ZM132 206H134V205L132 204ZM148 206H149V205H148ZM148 206H147V207H148ZM162 206H163V204H162ZM173 206H174V205H173ZM173 206H171V207H173ZM189 206H190V205H189ZM198 206H200V205H198ZM220 206H221V205H220ZM229 206H230V205H229ZM251 206H252V205H251ZM50 207H51V206H50ZM68 207H70V206H68ZM116 207H117V206H116ZM118 207H119V205H118ZM118 207H117V208H118ZM153 207H154V206H153ZM165 207H166V206H165ZM168 207H169V206H168ZM187 207H188V206H187ZM190 207H191V206H190ZM195 207H197V204L195 205ZM223 207H224V206H223ZM226 207H227V204H226ZM233 207H234V206H233ZM247 207H249V206H247ZM256 207H257V206H256ZM258 207L260 208V205H258ZM258 207H257V208H258ZM263 207H264V206H263ZM13 208H14V207H13ZM27 208H28V207H27ZM55 208H56V207H55ZM121 208H122V207H121ZM141 208H142V207H141ZM141 208H140V209H141ZM151 208H152V207H151ZM155 208H156V207H155ZM155 208L153 209L154 211L157 209V208H156V209H155ZM179 208H180V207H179ZM197 208H198V207H197ZM200 208H202V207H200ZM203 208H204V207H203ZM207 208H208V206H207ZM212 208H213V207H212ZM215 208H216V206H215ZM235 208H236V206H235ZM235 208H233V209H235ZM238 208L240 209V207H238ZM251 208H252V207H251ZM257 208H256V209H257ZM52 209H53V210H52ZM52 209H51V210L54 211V207H53ZM68 209H69V208H68ZM84 209H85V208H84ZM122 209H123V208H122ZM142 209H143V208H142ZM158 209H159V208H158ZM161 209H163V208H161ZM167 209H168V208H167ZM169 209H170V208H169ZM172 209H173V208H172ZM184 209H185V208H184ZM198 209H199V208H198ZM204 209H205V208H204ZM209 209H210V208H209ZM217 209H218V208H217ZM217 209H216V210H217ZM221 209H222V208H221ZM242 209H243V208H242ZM242 209H241V210H242ZM260 209L262 210V208H260ZM57 210H59V209H57ZM73 210H74V207H73ZM119 210H120V209H119ZM143 210H144V209H143ZM175 210H176V209H175ZM175 210H174V211H175ZM188 210H189V209H188ZM188 210H186L187 213L189 212ZM202 210H203V209H202ZM213 210H215V209L213 208ZM219 210H220V209H219ZM228 210H229V209H228ZM231 210H232V209H231ZM241 210H240V211H241ZM257 210H258V209H257ZM47 211H48V210H47ZM49 211H50V210H49ZM83 211H84V210H83ZM123 211H124V210H123ZM130 211H131V210H130ZM134 211H136V209H135ZM164 211H165V209H164ZM194 211H195V210H194ZM209 211H210V210H209ZM211 211H212V210H211ZM117 212H118V211H117ZM145 212H146V211H145ZM161 212H162V211H161ZM190 212H191V211H190ZM219 212H220V211H219ZM223 212H224V211H223ZM247 212H248V211H247ZM51 213H52V212H51ZM51 213H50V214H51ZM53 213H55V212H53ZM122 213H123V212H122ZM122 213H121V214H122ZM133 213H134V212H133ZM137 213H138V212H137ZM141 213H142V212H140V216H141ZM151 213H152V211H151ZM162 213H163V212H162ZM166 213L169 214V211L166 212ZM166 213H165V214H166ZM171 213H172V212H171ZM173 213H176V212H173ZM185 213H186V212H185ZM187 213H186V214H187ZM196 213H198V211H197ZM225 213H226V212H225ZM225 213H223V214H225ZM233 213H235V212H233ZM237 213H238V212H237ZM242 213H243V211H242ZM244 213H246V212L244 211ZM30 214H32V213H30ZM50 214H49V215H50ZM56 214H57V211H56ZM98 214H99V213H98ZM100 214H101V213H100ZM146 214H147V213H146ZM165 214H164V216H165ZM182 214H184V212H183ZM191 214H192V213H191ZM193 214H195V213L193 212ZM209 214H210V213H209ZM215 214H216V212H215ZM217 214H218V213H217ZM221 214H222V210H221ZM227 214H228V213H227ZM240 214H241V213H240ZM246 214H247V213H246ZM47 215H48V214H47ZM47 215H46V216H47ZM102 215H103V214H102ZM109 215H110V214H109ZM109 215H108V216H109ZM130 215H131V214H130ZM137 215H139V213H138ZM148 215H149V214H148ZM148 215H147V216H148ZM152 215H153V214H152ZM196 215H197V214H196ZM196 215H195V216H196ZM212 215H214V214H212ZM218 215H219V214H218ZM86 216L88 217V215H86ZM97 216H98V215H97ZM99 216H100V215H99ZM112 216H113V215H112ZM120 216H121V215H120ZM122 216H123V215H122ZM127 216H129V213H128ZM134 216H135V215H134ZM142 216H143V215H142ZM153 216H154V215H153ZM161 216H162V215H161ZM161 216H160V217H161ZM184 216H186V215H184ZM202 216H203V215H202ZM207 216H209V215H207ZM220 216H221V215H220ZM220 216H219V217H220ZM222 216H223V215H222ZM226 216H227V215H226ZM226 216H225V217H226ZM230 216H231V211H230V215H229V217H230ZM241 216H242V215H241ZM244 216H245V215H244ZM247 216H248V215H247ZM256 216H257V215H256ZM44 217H45V216H44ZM49 217H50V216H49ZM87 217H85V218H87ZM105 217H106V216H105ZM105 217H102V218L105 219ZM148 217H150V216H148ZM151 217H152V216H151ZM167 217H168V216H167ZM181 217H183V216H181ZM189 217H190V215H189ZM209 217H210V216H209ZM232 217H233V215H232ZM232 217H231V218H232ZM234 217H235V216H234ZM234 217H233V218H234ZM248 217L251 218V214H250V216H248ZM9 218H10V217H9ZM45 218H47V217H45ZM50 218H51V217H50ZM88 218H89V217H88ZM102 218H101V219H102ZM108 218H109V217H108ZM113 218H114V217H113ZM145 218H146V217H145ZM153 218H155V217H153ZM161 218H162V217H161ZM163 218H164V217H163ZM165 218H166V217H165ZM169 218H170V217H169ZM172 218H173V216H172ZM178 218H179V217H178ZM195 218H196V217H195ZM204 218H205V217H204ZM214 218H215V217H214ZM216 218H218V217H216ZM238 218H239V217H238ZM243 218L245 219V217H243ZM104 219H103V221H104ZM106 219H107V218H106ZM114 219H115V218H114ZM129 219H130V218H129ZM175 219H176V218H175ZM183 219H184V218H183ZM185 219H186V218H185ZM187 219H188V217H187ZM191 219H192V217H191ZM193 219H194V217H193ZM197 219H198V218H197ZM241 219H242V218H240V220H239V219H238V220L241 221ZM16 220H17V219H16ZM44 220H45V219H44ZM48 220H49V218H48ZM84 220H85V219H84ZM86 220H87V219H86ZM88 220H89V219H88ZM88 220H87V221H88ZM92 220H93V219H92ZM95 220H96V219L94 218V221H95ZM98 220H100V219H98ZM117 220H118V219H117ZM119 220H120V219H119ZM131 220H132V219H131ZM144 220H145V219H144ZM154 220H155V219H154ZM154 220H151V221H154ZM159 220H160V219H159ZM167 220H168V219H167ZM180 220H181V218H180ZM207 220H208V219H207ZM214 220H215V219H214ZM214 220L212 219V221H214ZM224 220H226V219H224ZM245 220H247V218H246ZM29 221H30V220H29ZM40 221H41V220H40ZM42 221H43V219H42ZM96 221H97V220H96ZM96 221H95V222H96ZM100 221H101V220H100ZM113 221H114V220H113ZM120 221H121V220H120ZM120 221H119V222H120ZM126 221H127V220H126ZM128 221H129V220H128ZM156 221H157V220H156ZM164 221H165V219H164ZM172 221H173V220H172ZM201 221H202V220H201ZM212 221H211V222H212ZM219 221H220V219H219ZM221 221H222V219H221ZM232 221H233V220H232ZM236 221H237V219H236ZM236 221H235V222H236ZM243 221H244V220H243ZM105 222H106V221H105ZM114 222H116V221H114ZM135 222H136V221H135ZM173 222H176V221H173ZM173 222L170 221V223H173ZM186 222H187V221H186ZM191 222H192V221H191ZM197 222H198V221L196 220V223H197ZM211 222H210V224H212ZM214 222H216V221H214ZM248 222H249V220H248ZM248 222H247V223H248ZM98 223H99V222H98ZM101 223H103V222H101ZM120 223H121V222H120ZM124 223H125V222H124ZM126 223H127V222H126ZM130 223H131V221H130ZM150 223H152V222H150ZM155 223H156V222H155ZM170 223H169V224H170ZM176 223H177V222H176ZM176 223H175V226H176ZM179 223H180V221H179L177 224H179ZM194 223H195V221H194ZM199 223H200V222H199ZM206 223H207V222H206ZM206 223H205V224H206ZM222 223L224 224L225 221H224V222L222 221ZM241 223H242V222H240V224H241ZM244 223H245V222H244ZM247 223H246V226H247ZM251 223H253L252 220H251ZM31 224H32V221H31ZM31 224H30V225H31ZM33 224H34V223H33ZM40 224H41V223H40ZM46 224H47V223H46ZM51 224H53V223H51ZM76 224H77V223H76ZM95 224H96V223H94V225H95ZM111 224H113V223L111 222ZM111 224H110V225H111ZM133 224H134V223H133ZM133 224H132V225H133ZM159 224H160V223H159ZM161 224H162V222H161ZM161 224H160V225H161ZM190 224H191V223H190ZM200 224H201V223H200ZM202 224H203V223H202ZM216 224H218V223H216ZM226 224H228V222H227ZM240 224H239V226H240ZM242 224H243V223H242ZM12 225H13V224H12ZM12 225H10V226H12ZM94 225H93V226H94ZM102 225H103V224H102ZM106 225H107V224H106ZM125 225H126V224H125ZM150 225H151V224H150ZM155 225H157V223H156ZM181 225H182V224H181ZM194 225H196V224H194ZM249 225H250V224H248V226H249ZM254 225H255V224H254ZM256 225H257V224H256ZM256 225H255V226H256ZM13 226H14V225H13ZM23 226H24V225H23ZM74 226H75V225H74ZM104 226H105V224H104ZM121 226H123V225H121ZM157 226H158V225H157ZM161 226H163V225H161ZM165 226H166V225H165ZM178 226H179V225H178ZM190 226H191V225H190ZM209 226H210V225H209ZM239 226L237 225V227H239ZM241 226H243V225H241ZM246 226H245V227H246ZM248 226H247V227H248ZM261 226H262V224H261ZM8 227H9V226H8ZM20 227H22V226H20ZM49 227H50V226H49ZM77 227H78V226H77ZM77 227H76V228H77ZM87 227L90 228L91 226L89 225V226H87ZM97 227H98V226H97ZM116 227H117V226H116ZM118 227H119V226H118ZM179 227H181V226H179ZM182 227H183V226H182ZM182 227H181V228H182ZM223 227H224V226H223ZM228 227H229V226H228ZM231 227H232V226H231ZM249 227H250V226H249ZM252 227H253V226H252ZM36 228H37V227H36ZM94 228H95V227H94ZM103 228H104V227H103ZM119 228H120V227H119ZM143 228H144V227H143ZM167 228H169V227H167ZM171 228H172V227H171ZM171 228H170V229H171ZM177 228H178V227H177ZM200 228H201V227H200ZM214 228H216V227H214ZM214 228H213V229H214ZM229 228H230V227H229ZM254 228H255V227H254ZM260 228H261V227H260ZM262 228H263V227H262ZM18 229H19V228H18ZM23 229H25V228L23 227ZM23 229H22V231H23ZM38 229H40V228L38 227ZM49 229H50V228H49ZM54 229H55V228H54ZM74 229H75V228H74ZM83 229H84V228H83ZM138 229H140V228H138ZM138 229H137V231H139ZM161 229H162V228H161ZM186 229H187V228H186ZM186 229H185V230H186ZM192 229H193V228H192ZM209 229H210V228H209ZM227 229H228V228H227ZM243 229H244V227H243ZM247 229H248V228H247ZM247 229H246V230H247ZM251 229H252V228H251ZM9 230H10V229H9ZM13 230H14V228H13ZM31 230H32V229H31ZM33 230H34V229H33ZM56 230H57V229H56ZM84 230H85V229H84ZM95 230H96V229H95ZM124 230H125V229H124ZM130 230H133V229H130ZM135 230H136V229H135ZM167 230H168V229H167ZM167 230H166V231H167ZM171 230H172V229H171ZM171 230H170V231H171ZM174 230H176V229H174ZM178 230H180V229L178 228ZM197 230H199V229H197ZM203 230H205V229H203ZM203 230H200V231H203ZM217 230H219V229L217 228L216 231H217ZM221 230H223V228H222ZM234 230H236V229L234 228ZM238 230H239V229H238ZM15 231H16V230H15ZM27 231H28V230H27ZM48 231H49V230H48ZM85 231H86V230H85ZM93 231H94V230H93ZM99 231H100V230H99ZM99 231H98V232H99ZM102 231H104V230H102ZM106 231H107V230H106ZM113 231H114V230H113ZM117 231H118V230H117ZM140 231H142V230H140ZM150 231H151V229H150ZM164 231H165V230H164ZM195 231H196V230H195ZM210 231H212V230H210ZM213 231H214V230H213ZM223 231H225V229H224ZM230 231H231V230H230ZM230 231H229V232H230ZM249 231H250V230H249ZM254 231H255V230H254ZM261 231H262V230H261ZM4 232H5V231H4ZM51 232H52V231H51ZM51 232H50V233H51ZM61 232H62V231H61ZM64 232H65V231H64ZM82 232H83V231H82ZM82 232H81V233H82ZM145 232H147V231H145ZM161 232H162V231H161ZM174 232H175V231H174ZM187 232H189V231H187ZM203 232H204V231H203ZM220 232H222V231H220ZM233 232H235V231H233ZM236 232H237V230H236ZM242 232H243V231H242ZM256 232H257V230H256ZM37 233H38V232H37ZM81 233H80V235H81ZM89 233H90V232H89ZM91 233H92V232H91ZM100 233H101V232H100ZM103 233H104V232H103ZM122 233H123V232H122ZM130 233H131V232H130ZM166 233H167V232H166ZM200 233H201V232H200ZM226 233H227V230H226ZM245 233H246V232H245ZM260 233H261V232H260ZM263 233H264V232H263ZM23 234H24V233H23ZM28 234H29V233H28ZM52 234H53V233H52ZM55 234H56V233H55ZM66 234H67V233H66ZM71 234H72V233H71ZM92 234H94V233H92ZM115 234H116V232H115ZM133 234H134V233H133ZM141 234H142V232H141ZM182 234H183V233H182ZM182 234H181V235H182ZM189 234H190V233H189ZM204 234H206V233H204ZM207 234H208V233H207ZM210 234H211V232H210ZM214 234H215V233H214ZM258 234H259V233H258ZM258 234H257V236H258ZM0 235H1V234H0ZM53 235H54V234H53ZM59 235H60V234H59ZM63 235H64V234H63ZM73 235H74V234H73ZM134 235H135V234H134ZM139 235H140V234H139ZM144 235H145V234H144ZM152 235H153V234H152ZM156 235H157V234H156ZM187 235H188V234H187ZM230 235H231V234H230ZM246 235H247V234H246ZM259 235H261V234H259ZM24 236H25V235H24ZM69 236H70V233H69L68 237H69ZM85 236H86V235H85ZM85 236H84V237H85ZM98 236H99V235H98ZM126 236H127V235H126ZM126 236H124V238L127 239ZM173 236H175V234H174ZM183 236H184V235H183ZM192 236H193V235H192ZM207 236H208V235H207ZM207 236H206V237H207ZM211 236H212V235H211ZM213 236H214V235H213ZM216 236H217V235H216ZM252 236H255V235H252ZM29 237H30V236H29ZM29 237H28V238H29ZM32 237H33V236H32ZM46 237H47V236H46ZM63 237H65V236H63ZM70 237H71V236H70ZM72 237H73V236H72ZM79 237H80V236H79ZM84 237H83V238H84ZM93 237H94V236H93ZM134 237H135V236H134ZM140 237L142 238V236H140ZM140 237H139V238H140ZM151 237H152V236H151ZM162 237H163V236H162ZM168 237H169V236H167V238H168ZM188 237H189V235H188ZM194 237H195V236H194ZM196 237H197V236H196ZM200 237H203V236L200 235ZM200 237H199V238H200ZM223 237H224V236H222V237H220V238H223ZM227 237H228V236H226V238H227ZM241 237H242V236H241ZM241 237H240V238H241ZM245 237H246V236H245ZM255 237H256V236H255ZM43 238H44V237H43ZM49 238H50V237H49ZM88 238H89V237H88ZM97 238H98V237H97ZM97 238H96V239H97ZM144 238H145V236L143 237V239H144ZM148 238H149V237H148ZM158 238H160V236H159ZM158 238H157V239H158ZM170 238H171V237H170ZM176 238H177V237H176ZM178 238H179V237H178ZM181 238H182V237H181ZM192 238H193V237H192ZM207 238H208V237H207ZM211 238H212V237H211ZM248 238H249V237H248ZM248 238H247V239H248ZM257 238H259V237H257ZM55 239H56V238H55ZM57 239H58V238H57ZM61 239H62V238H61ZM67 239H68V238H67ZM90 239H91V238H90ZM134 239H135V238H134ZM149 239H150V238H149ZM155 239H156V237H155ZM155 239H154V240H155ZM160 239H161V238H160ZM163 239H164V238H163ZM173 239H174V238H173ZM187 239H188V238H187ZM232 239H233V238H232ZM11 240H13V239H11ZM59 240H60V239H59ZM68 240H70V239H68ZM78 240H79V239H78ZM78 240H77V241H78ZM101 240H103V239L101 238ZM168 240H169V239H168ZM188 240H190V238H189ZM216 240H217V239H216ZM236 240H237V239H236ZM238 240H239V239H238ZM240 240H241V239H240ZM253 240H255V239H253ZM257 240H258V239H257ZM8 241H9V240H8ZM39 241H40V240H39ZM44 241H45V240H44ZM46 241H47V239H46ZM49 241H51V240H49ZM85 241L87 242L86 239H85ZM94 241H95V240H94ZM96 241H97V240H96ZM112 241H113V240H112ZM119 241H120V240H119ZM119 241H118V242H119ZM149 241H150V240H149ZM156 241H157V240H156ZM163 241H164V240H163ZM163 241H161V243H162ZM169 241H170V240H169ZM176 241H178V239H177ZM197 241H198V240H197ZM230 241H232V240H230ZM11 242H12V241H11ZM14 242H15V241H14ZM28 242H29V241H28ZM37 242H38V241H37ZM58 242H59V241H58ZM63 242L65 243V241H63ZM78 242H79V241H78ZM78 242H76V243L78 244ZM101 242H102V241H101ZM101 242H100V243H101ZM123 242H124V241H123ZM123 242H122V243H123ZM174 242H175V240H174ZM182 242H183V241H182ZM211 242H212V241H211ZM216 242H217V241H216ZM218 242H219V240H218ZM226 242H227V240H226ZM235 242H236V241H235ZM243 242H244V241L242 240L241 243H243ZM247 242H249V241H247ZM247 242H246V243H247ZM257 242H258V241H257ZM1 243H4V242H3V239H0V244H1ZM5 243H6V242H5ZM47 243H48V242H47ZM70 243H71V241H70ZM84 243H85V242H84ZM110 243H111V242H110ZM126 243H127V242H126ZM136 243H137V242H136ZM140 243H142V242H140ZM152 243H153V242H152ZM158 243H159V242H158ZM177 243H178V242H177ZM179 243H180V242H179ZM192 243H193V242H192ZM196 243H197V242H196ZM202 243H203V242H202ZM206 243L208 244V241H207ZM224 243H225V242H224ZM227 243H228V242H227ZM231 243H234V241L231 242ZM246 243H245V244H246ZM262 243H263V241H262ZM34 244H36V243H34ZM60 244H61V243H60ZM60 244H59V245H60ZM65 244H66V243H65ZM96 244H98V243H96ZM113 244H114V243H113ZM132 244H133V243H132ZM138 244H139V243H138ZM167 244H168V243H167ZM169 244H172V242L169 243ZM184 244H185V243H184ZM209 244H211V243H209ZM218 244H219V243H218ZM228 244H229V243H228ZM243 244H244V243H243ZM263 244H264V243H263ZM10 245L12 246V244H10ZM63 245H64V244H63ZM72 245H73V244H72ZM74 245H75V243H74ZM85 245H87V244L85 243ZM85 245L83 244V246H84V250L87 249V248L85 247ZM125 245H126V244H125ZM130 245H131V244H130ZM136 245H137V244H136ZM143 245H144V244H143ZM152 245H153V244H152ZM154 245H155V244H154ZM161 245H162V244H161ZM172 245H173V244H172ZM187 245H189V244H187ZM192 245H194V244H192ZM234 245H237V244H234ZM0 246H1V245H0ZM36 246H37V244H36ZM36 246H35V247H36ZM43 246H44V245H43ZM45 246H46V245H45ZM45 246H44V247H45ZM49 246H50V245H49ZM57 246H58V245H57ZM75 246H76V245H75ZM79 246H80V245H79ZM87 246H88V245H87ZM98 246H99V245H98ZM104 246H105V245H104ZM118 246H119V245H118ZM118 246H117V247H118ZM131 246H132V245H131ZM174 246H175V245H174ZM177 246H178V245H177ZM196 246H197V245H196ZM207 246H208V245H207ZM229 246H230V245H229ZM231 246H232V244H231ZM238 246H239V244H238ZM249 246H251V245H249ZM257 246H258V245H257ZM8 247H9V246H8ZM55 247H56V246H55ZM59 247H60V246H59ZM62 247H63V246H62ZM62 247H61V249H62ZM92 247H93V246L91 245V248H90V247H89V248L92 249ZM94 247H95V246H94ZM115 247H116V246H115ZM129 247H130V246H129ZM136 247H137V246H136ZM154 247H155V246H154ZM158 247H159V245H158ZM172 247H173V246H172ZM172 247H171L170 249H172ZM187 247H189V246H187ZM190 247H191V246H190ZM193 247H195V246H192V248H193ZM200 247H201V246H200ZM205 247H206V246H205ZM213 247H214V246H213ZM220 247H223V246H220ZM227 247H228V246H227ZM232 247H233V246H232ZM232 247H230L231 250H232ZM235 247H236V246H235ZM259 247H260V246H259ZM38 248H39V247H38ZM40 248H42V247H40ZM49 248H50V247H49ZM49 248H47V249H49ZM78 248H79V247H78ZM80 248H81V246H80ZM85 248H86V249H85ZM112 248H114V247H112ZM166 248H167V247H166ZM197 248H198V246H197ZM203 248H204V247H202V249H203ZM240 248H241V247H238V249H240ZM250 248H251V247H249V249H250ZM256 248H257V247H256ZM32 249H35V248H32ZM36 249H37V248H36ZM53 249H54V248H53ZM63 249H65V248H63ZM66 249H67V248H66ZM69 249H70V248H69ZM72 249H73V248H72ZM139 249H140V248H139ZM153 249H155V248H153ZM153 249H151V250H153ZM160 249H162V246H161ZM163 249H164V248H163ZM163 249H162V250H163ZM193 249H194V248H193ZM205 249H206V248H205ZM208 249H209V248H208ZM208 249H207V250H208ZM234 249H235V248H234ZM238 249H237V250H238ZM262 249H264V248H263V245H262ZM13 250H14V249H13ZM16 250H17V249H16ZM42 250H43V249H42ZM59 250H60V249H59ZM67 250H68V249H67ZM74 250H75V249H74ZM77 250H78V249H77ZM79 250H80V249H79ZM88 250H89V249H88ZM116 250H117V249H116ZM118 250H119V248H118ZM121 250H122V248H121ZM156 250H157V249H156ZM191 250H192V249H191ZM199 250H200V249H198V251H199ZM213 250H214V249H213ZM213 250H212V251H213ZM221 250H222V249H220V251H221ZM223 250H224V249H223ZM225 250H226V248H225ZM235 250H236V249H235ZM235 250H234L233 252H236ZM254 250H255V249H254ZM21 251H22V249H21ZM37 251H38V249H37ZM49 251H50V250H49ZM54 251H55V250H54ZM98 251H99V250H98ZM101 251H102V250H101ZM110 251H111V249H110ZM113 251H114V250H113ZM113 251H112V252H113ZM129 251H130V250H129ZM132 251H133V250H132ZM134 251H135V250H134ZM141 251H142V250H141ZM141 251H140V252H141ZM158 251H159V250H158ZM165 251H166V249H165ZM168 251H169V250H168ZM194 251H195V249H194ZM210 251H211V250H210ZM218 251H219V250H218ZM227 251H228V250H227ZM244 251H245V250H244ZM244 251H242V249H241V252H244ZM247 251H248V250H247ZM65 252H67V251H65ZM73 252H74V251H73ZM75 252H76V251H75ZM75 252H74V254H75ZM104 252H105V251H104ZM122 252H123V251H122ZM137 252H138V251H137ZM140 252H139V254H141ZM148 252H149V251H148ZM180 252H183V251L181 250ZM180 252L178 251V252H176V253L178 254V253H180ZM187 252H188V251H187ZM192 252H193V251H191V253H192ZM196 252H197V251H196ZM202 252H203V251H202ZM202 252H201V253H202ZM208 252H209V251H208ZM216 252H217V251H216ZM230 252H231V251H230ZM230 252H229V253H230ZM251 252H252V251H251ZM253 252H254V251H253ZM253 252H252V253H253ZM256 252L258 253L257 250H256ZM1 253H2V252H1ZM7 253H8V252H7ZM33 253H34V252H33ZM33 253H32V254H33ZM44 253H45V252H44ZM89 253H90V252H89ZM95 253H96V252H95ZM129 253H130V252H129ZM133 253H134V252H133ZM135 253H136V251H135ZM150 253H151V252H150ZM157 253H158V252H157ZM166 253H167V252H166ZM184 253H185V252H184ZM189 253H190V252H189ZM191 253H190V254H191ZM201 253H200V254H201ZM205 253H206V252H205ZM247 253H248V252H247ZM254 253H255V252H254ZM254 253H253V254H254ZM257 253H256V255H257ZM9 254H10V252H9ZM59 254H60V252H59ZM70 254H71V253H70ZM76 254H77V253H76ZM80 254H81V253H80ZM126 254H128V253H126ZM130 254H131V253H130ZM142 254H143V253H142ZM152 254H153V253H152ZM173 254H174V253H173ZM181 254H182V253H181ZM193 254H195V252H194ZM209 254H210V253H209ZM212 254H214V253H212ZM239 254H240V253H239ZM241 254H243V253H241ZM253 254H252V255H253ZM261 254H262V252H261ZM7 255H8V254H7ZM12 255H13V254H12ZM35 255H36V253H35ZM41 255H42V254H41ZM46 255H47V254H46ZM64 255H65V254H64ZM71 255H72V254H71ZM71 255H69V257H70ZM78 255H79V254H78ZM81 255H83V254H81ZM92 255L95 256L96 254H92ZM122 255H124V254H122ZM146 255H147V254H146ZM154 255H155V254H154ZM161 255H163V252H162ZM185 255H186V254H185ZM187 255H188V253H187ZM191 255H192V254H191ZM191 255H190V256L188 255V256H189L190 258H192ZM204 255H205V254H204ZM218 255H219V254H218ZM222 255H223V254H222ZM225 255H226V254H225ZM235 255H236V253H235ZM235 255H234V256H235ZM244 255H245V254H244ZM249 255H250V254H249ZM249 255H248V256H249ZM263 255H264V254H263ZM263 255H262V256H263ZM54 256H55V255H54ZM73 256H74V255H73ZM83 256H84V255H83ZM107 256H108V254H107ZM107 256H106V257H107ZM127 256H128V255H127ZM130 256H131V255H130ZM135 256H136V255H135ZM164 256H165V255H164ZM164 256H163V257H164ZM167 256H168V255H167ZM175 256H176V255H175ZM183 256H184V255H183ZM200 256H201V255H200ZM200 256H199V257H200ZM211 256H212V255H211ZM211 256H209V258H210ZM213 256H214V255H213ZM219 256H221V255H219ZM4 257H5V256H4ZM12 257H14V256H12ZM57 257H58V256H57ZM63 257H64V256H63ZM63 257H62V258H63ZM86 257H87V256H86ZM116 257H117V256H116ZM152 257H153V256H152ZM189 257H187V258H189ZM197 257H198V256H197ZM201 257H202V256H201ZM204 257H205V258H203V260L208 258V257H206V256H204ZM217 257H218V256H217ZM217 257H216V258H217ZM227 257H228V256H227ZM227 257H226V258H227ZM235 257H236V256H235ZM240 257H241V256H239V258H240ZM244 257H245V256H244ZM251 257H252V256H251ZM254 257H255V256H254ZM256 257H257V256H256ZM258 257L262 258L261 256H258ZM58 258H59V257H58ZM74 258H75V257H74ZM74 258H73V259H74ZM123 258H124V256H123ZM156 258H158V257H156ZM159 258H160V256H159ZM166 258H167V257H166ZM172 258H174V257H172ZM181 258H182V256H181ZM218 258H220V257H218ZM223 258H224V257H223ZM223 258H222V260H223ZM230 258H231V256H230ZM0 259H1V257H0ZM9 259H10V258H9ZM21 259H22V258H21ZM78 259H80V257H79ZM78 259H77V260H78ZM82 259H84V258H82ZM87 259H88V257H87ZM92 259H93V258H92ZM102 259H103V258H101L100 261H102ZM160 259H161V258H160ZM160 259H159V260H160ZM162 259H163V258H162ZM182 259H183V258H182ZM184 259H186V258L184 257ZM196 259H198V258L195 257V261L197 262ZM199 259H200V258H199ZM210 259H212V258H210ZM224 259H225V258H224ZM249 259H250V258H249ZM1 260H2V259H1ZM1 260H0V261H1ZM59 260H60V259H59ZM109 260H110V259H109ZM119 260H120V259H119ZM154 260H155V259H154ZM159 260H158V261H159ZM179 260H181V259H179ZM179 260H178V261H179ZM191 260H192V259H191ZM193 260H194V259H193ZM215 260H216V259H215ZM227 260H228V259H227ZM233 260H234V259H233ZM233 260H232V262H233ZM240 260H242V259H240ZM240 260H239V261H240ZM244 260H245V259H244ZM253 260H254V259H253ZM18 261H19V260H18ZM105 261H108V260H104L103 262H105ZM122 261H123V260H122ZM124 261H125V259H124ZM144 261H145V259H144ZM158 261H157V262H158ZM173 261H174V259H173ZM181 261H183V260H181ZM207 261H208V260H207ZM220 261H221V259H220ZM234 261H235V260H234ZM239 261H238V262H239ZM254 261H255V260H254ZM256 261H257V260H256ZM13 262H14V261H13ZM85 262H86V261H85ZM85 262L83 261V263H85ZM90 262H91V259H90ZM92 262H93V261H92ZM98 262H99V261H98ZM135 262H136V261H135ZM135 262H134V263H135ZM149 262H150V261H149ZM151 262H152V261H151ZM159 262H161V261H159ZM183 262H184V261H183ZM196 262H195V263H196ZM202 262H203V261H202ZM230 262H231V261H230ZM236 262H237V261H236ZM238 262H237V263H238ZM240 262H241V261H240ZM249 262H250V261H249ZM251 262H252V259H251ZM0 263H2V262H0ZM10 263H11V261H10ZM14 263H15V262H14ZM16 263H17V262H16ZM34 263H35V262H34ZM59 263H60V262H59ZM75 263H76V262H75ZM107 263H108V262H107ZM111 263H112V262H111ZM126 263H127V262H126ZM153 263L155 264V262H153ZM162 263H163V262H162ZM166 263H167V262H166ZM168 263H169V262H168ZM170 263H171V262H170ZM180 263H181V262H179V264H180ZM205 263H207V262H205ZM205 263H204V264H205ZM210 263H211V262H209V264H210ZM213 263H215V262H213ZM213 263H212V264H213ZM221 263H222V262H221ZM252 263H253V262H252ZM2 264H3V263H2ZM17 264H18V263H17ZM19 264H20V263H19ZM21 264H22V263H21ZM69 264H70V263H69ZM76 264H77V263H76ZM88 264H89V263H88ZM90 264H91V263H90ZM93 264H94V263H93ZM97 264H98V263H97ZM103 264H104V263H103ZM114 264H115V263H114ZM139 264H140V263H139ZM143 264H144V263H143ZM159 264H160V263H159ZM171 264H173V263H171ZM181 264H182V263H181ZM183 264H186V263H183ZM187 264H189V263H187ZM190 264H192V263H190ZM193 264H194V263H193ZM200 264H201V263H200ZM218 264H219V263H218ZM222 264H223V263H222ZM225 264H226V262H225ZM247 264H248V263H247ZM257 264H258V263H257Z\"/></svg>",
  "mask_w": 264,
  "mask_h": 264
}]
</instances>
